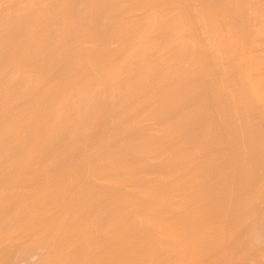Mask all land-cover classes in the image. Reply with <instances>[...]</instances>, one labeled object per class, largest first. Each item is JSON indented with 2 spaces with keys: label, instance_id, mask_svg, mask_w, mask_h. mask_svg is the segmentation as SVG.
<instances>
[{
  "label": "bare ground",
  "instance_id": "6f19581e",
  "mask_svg": "<svg viewBox=\"0 0 264 264\" xmlns=\"http://www.w3.org/2000/svg\"><path fill=\"white\" fill-rule=\"evenodd\" d=\"M7 1V0H6ZM13 0H11V2H12ZM16 1V0H15ZM23 1H25V0H23ZM22 1V2H23ZM31 2V0H26V2ZM39 0H36V1H34L33 2V0H32V2L35 4L36 2H37V5L39 6V4L38 3H41L42 4V2H38ZM41 1V0H40ZM43 1V0H42ZM47 1V2H46ZM52 1H54V2H52ZM51 1V3H50V1L49 0H45V1H43V7H41V4H40V8H38L37 9V11H40L41 10V12L44 10V9H47L48 11H49V9L51 10V11H49L50 13H54V12H52V10L54 9L55 10V8H58V4L60 3V2H62V1H58V0H52ZM77 1V2H76ZM73 0V2H75V3H79V4H75L74 5V3H71L72 1H68L67 0V2H68V5H66V3L67 2H65V4H64V7H65V5H66V8H67V6H69V4L71 3V4H73L75 7L77 6V9L79 10V12L81 11L83 14L81 15V17H83L82 18V20H84V19H87L86 17H88L91 13H90V11H89V13L87 14L86 13V11H88L89 10V8H88V6L90 7H92V8H94V7H96V6H99V5H101L103 2V4H106L105 3V0H102V2H101V0ZM109 1H111V5H110V7L112 6L113 7V5L114 6H116L115 4H117L118 5V3H117V0H116V2L115 3H113L115 0H107L106 2H109ZM136 1H138V0H133V2L131 3V6H132V4L134 3V2H136ZM141 1V0H140ZM139 1V2H140ZM147 1V0H146ZM151 1V0H150ZM154 3H153V5L154 4H156L157 3V0H155L156 1V3H155V1L154 0H152ZM152 1L150 2V3H152ZM170 1H172V0H170ZM170 1L168 2V3H170ZM174 1V0H173ZM172 1V2H173ZM177 1V0H176ZM183 1V0H182ZM187 1H190V0H187ZM186 1V2H187ZM194 1V0H193ZM213 1H215V0H213ZM220 1H222V0H220ZM248 1V0H247ZM2 1L0 0V3H1ZM22 2L21 3H14V4H19V5H21V6H23V4H22ZM46 2V3H45ZM50 4H49V3ZM70 2V3H69ZM100 2H101V4H100ZM118 2H119V0H118ZM129 2V1H128ZM128 2H126V3H128ZM139 2L138 3H136V4H139ZM142 2V1H141ZM144 2V1H143ZM142 2V3H143ZM148 2H149V0L147 1V2H144V7H145V5L146 4H148ZM175 2V1H174ZM180 2V1H179ZM197 2V1H196ZM206 2V1H205ZM209 2V1H208ZM211 2V1H210ZM209 2V3H210ZM219 2V1H218ZM218 2L216 3V5H215V3L214 2H212L213 4H212V6H211V3H210V5L208 6V7H217V8H214L215 10L217 9V11H218V6H217V4H218ZM228 2V1H227ZM231 2H233V0H231ZM237 1L235 0V3H236ZM242 2H244V1H242ZM246 2V1H245ZM244 2V3H245ZM251 2V1H250ZM254 2V1H253ZM4 3V2H3ZM9 3H10V0H9ZM9 3H7V4H9ZM64 3V2H63ZM126 3H124L127 7H128V5L126 4ZM130 3H128V4H130ZM141 3V4H142ZM146 3V4H145ZM149 3V4H150ZM176 3V2H175ZM174 3V4H175ZM198 3V2H197ZM220 3V2H219ZM223 3H225V2H222V4ZM239 3V2H238ZM249 3V2H248ZM12 4H13V2H12ZM14 4L12 5V7H9V10H11L10 8H13V6H14ZM28 4V3H27ZM30 5V8H29V6L28 5H26V3L24 4V5H26L27 7V9L25 8H23V7H25V6H23L22 8L21 7H17V6H19V5H17L16 7H17V9L18 8H20V12H19V10L17 11L16 10V13H15V11H14V8L12 9L13 10V12L12 13H8V11L6 10L5 11V13L7 14L6 16L4 15V17H2L1 15H3V14H5V13H3V11H2V9H1V11L2 12H0V38H1V36H3V34H4V32L5 33H7L6 31L8 30H14L15 32H17V33H20L21 31V27L23 28H26V34H25V32H23V34H24V40L22 41V39L20 40V42L19 41H14V40H19L20 38H21V35H22V32L20 33V34H17V36H19L20 35V38H13L14 40H13V43H12V45H9L10 47L12 46V47H14L15 45H17V44H21L20 45V49H19V51H18V48H19V45H18V47H15V50H16V48H17V50L16 51H18V54L19 55H17V53H15L16 54V56H21V57H23V60L24 61H26L23 65H25L26 63H27V60H28V62H30L31 60L33 61V62H30L31 63V65L33 66L32 67V69L34 70V72L36 71V69H37V71H38V68H39V66L38 65H35V63L37 62V64H38V58L37 57H39L41 54L40 53H38V55H37V52H36V50H39L37 47H39L40 45V36H39V38L37 39V40H33L32 39V41H29V39H31L32 38V36H31V32L33 31H35V30H37V29H35V28H33V30H32V28H30V27H37V26H34L35 25V23L36 22H38L37 20H34V17L33 16H36L35 18L37 19H39V17L41 16L42 17V15L38 12H36V14L34 13L35 11L31 8V6L33 5V4H31V3H29ZM46 4V5H45ZM102 4V5H103ZM113 4V5H112ZM120 4V3H119ZM123 4V3H122ZM121 4V5H122ZM140 4V5H141ZM148 4V5H149ZM159 4H161V2L159 3ZM171 4V3H170ZM179 4H181L182 5V3H179ZM205 4V3H204ZM221 4V3H220ZM240 4V3H239ZM249 4H252V3H249ZM11 5V4H10ZM48 5H50L49 7H47ZM63 5V4H62ZM80 6V8L81 9H79V6ZM107 5V4H106ZM121 5H119V6H121ZM124 5V6H125ZM148 5H146V6H148ZM151 5V4H150ZM149 5V6H150ZM152 5V6H153ZM162 5H164V3L162 4ZM195 4H194V2H193V6H194ZM197 5V4H196ZM224 5V4H223ZM227 5V4H226ZM230 5V4H229ZM233 5V7H234V4H232ZM248 5V4H247ZM1 6H3V4H1ZM4 6H6V5H4ZM34 6V5H33ZM32 6V7H33ZM46 6V7H45ZM104 6V5H103ZM125 6V7H126ZM134 6H136V5H133V7ZM151 6V7H152ZM166 6H168V5H165V8H164V6L162 7V6H160V8H159V10H158V8H157V10L160 12L161 10V8L163 9L164 8V10L166 9ZM173 6V5H172ZM202 5H200V7H201ZM231 6V5H230ZM229 6V7H230ZM236 6H237V3H236ZM264 6V5H263ZM34 7H36V5L34 6ZM33 7V8H34ZM60 7H61V5H60ZM60 7H59V9H60ZM64 7L62 8V10L64 9ZM91 7H90V9H91ZM105 7V6H104ZM107 7V6H106ZM105 7V8H106ZM124 7V8H125ZM126 7V8H127ZM141 7H143L142 5H141ZM143 7V8H144ZM150 7V8H151ZM154 7V6H153ZM152 7V8H153ZM170 7H171V5L168 7L169 9H170ZM178 7H180L179 5H178ZM177 7V8H178ZM184 7V6H183ZM185 7H187V5H185ZM188 7H191V5L190 4H188ZM199 7V8H200ZM203 7H206V6H204L203 5ZM210 7V8H211ZM224 8V6H222L221 5V7L220 8ZM226 7V6H225ZM239 7H240V5H239ZM249 7V6H248ZM254 7H255V5H254ZM6 8V7H5ZM37 8V7H36ZM41 8H44V9H41ZM66 8H65V10H66ZM69 8V7H68ZM88 8V9H87ZM103 8V7H102ZM102 8H100V9H102ZM123 8V9H124ZM126 8H125V10H126ZM128 8H130V6L128 7ZM147 8H149V7H146L144 10L146 11V9ZM174 8H175V6H174ZM182 8V7H181ZM209 8V9H210ZM219 8V10H221ZM237 8H238V6H237ZM16 9V8H15ZM23 9V10H22ZM30 9H32L34 12V14L35 15H32V14H30L31 13V10ZM59 9H56V10H59ZM87 9V10H86ZM99 9V8H98ZM97 9V10H98ZM99 9V10H100ZM108 9H110V10H113L112 8H108ZM114 13H113V15H111L112 14V12L110 11V14L108 13L109 11H107V12H105V15H106V13H108L109 15H107L106 17H108V18H103L102 19V17H101V19L102 20H100L99 18H100V16H103L102 14L100 15V13H103L104 14V12H100V13H98V15H100L99 17L97 16V18L95 19L93 16V20H92V18L91 17H89V19L91 18V21L93 22H95L96 21V23L98 22L97 20H99L100 22H101V28H100V26L99 27H97L98 26V24H97V26L96 27H93V28H100L99 30H98V32H97V34H98V37H101V36H99L100 34H99V31H104L105 29H107L106 27H104V29H103V26H107L108 27V29H107V33H109L108 32V30H109V28H111V27H109V26H111L112 25V20H117L116 22L117 23H115V25L117 24V26H119V24H118V21H122L123 20V18H121V16H123L124 18L125 17H128V16H126L127 15V13L126 12H128V14L129 13H131L130 11L131 10H129V9H127L126 10V12L122 9V6H121V9L120 8H118V9H120L119 10V13L120 14H122L123 12H125V16H124V14L123 15H121L120 16V18H119V13L118 14H116L115 13V11H118V9L117 8H115L114 7ZM117 9V10H116ZM131 9H132V7H131ZM138 9V8H137ZM155 9V8H154ZM168 9V10H169ZM183 9V8H182ZM188 9V8H187ZM186 9V10H187ZM195 8H193V10H194ZM198 9V8H197ZM225 9H227V10H225V11H229L230 9L229 8H225ZM229 9V10H228ZM235 9V8H234ZM242 9H243V6H242ZM256 9V8H255ZM3 10H5V9H3ZM11 10V11H12ZM27 10H30V11H27ZM36 10V9H35ZM46 10V11H47ZM53 10V11H54ZM61 10V9H60ZM65 10H63V11H65ZM98 10V11H99ZM134 10V9H133ZM150 10V9H149ZM156 10V11H157ZM164 10H162V11H164ZM175 10H177V9H174V10H172V11H174V12H176ZM189 10V9H188ZM187 10V11H188ZM192 10V9H191ZM193 10H192V12H188L189 14L190 13H194L193 12ZM202 10V9H201ZM201 10H198V11H201ZM205 10H207V9H205ZM231 10H232V8H231ZM231 10H230V12H231ZM241 10V9H240ZM252 10V9H251ZM254 10V9H253ZM257 10V9H256ZM22 11H24L23 13H22ZM27 11V12H26ZM62 11V12H63ZM72 12V14H70L71 16L72 15H74V16H72L73 18L71 19V18H69V19H71V22L70 21H68L70 24H71V27H73L74 25H75V27L76 28H74V32L73 33H77V29L78 28H80L79 26H81L80 24L82 23H85V20H84V22L82 21L81 22V20H79L78 19V17L80 16V14H79V16L78 17H76L77 16V12H73V10H71ZM123 11V12H122ZM134 11H136V9L134 10ZM143 11V10H142ZM153 11V10H152ZM166 11V10H165ZM182 11V10H181ZM190 11V10H189ZM210 11V10H209ZM209 11H208V13H206V14H210L209 13ZM216 11V12H217ZM225 11H223L222 10V12L224 13ZM242 11H244V10H242ZM241 11V12H242ZM261 11V10H260ZM28 12H30V13H28ZM48 12V13H49ZM67 12V11H66ZM69 12H70V10H69ZM96 12V11H95ZM168 12V11H167ZM170 12V11H169ZM173 12V13H174ZM203 12V11H202ZM220 12V11H219ZM218 12V13H219ZM222 12H220V13H222ZM256 12V11H255ZM258 12V11H257ZM25 13H27V14H25ZM44 13V11L42 12V14ZM49 13V14H50ZM65 13V12H64ZM85 13V14H84ZM137 13H139V12H137ZM154 13V12H153ZM180 14V12H177V14ZM188 13H186V14H184V13H182V14H184V15H188ZM200 13V12H199ZM198 13V14H199ZM214 14H215V11L213 12ZM217 13V14H218ZM233 13V12H232ZM245 14V12H242V14ZM248 13V12H247ZM252 13V12H251ZM27 15V16H25L24 17V15ZM28 14H29V16L30 15H32L31 17V19H29V23L26 21V18L28 19ZM46 14H47V12H46ZM54 14H56V12L54 13ZM58 14V13H57ZM68 14V15H69ZM94 14V13H93ZM132 14V13H131ZM135 14H136V12H135ZM148 14V13H147ZM146 13H145V15H147ZM156 14V13H155ZM160 14V13H159ZM164 13H162L161 14V16L163 15ZM170 14H172V13H169V15ZM175 14V13H174ZM174 14H172L173 16H174ZM195 14H197V13H195ZM197 14V15H198ZM205 14V13H204ZM225 14H228V13H226L225 12ZM234 14H236V9H235V13ZM238 14V13H237ZM244 14H243V16H244ZM261 14V13H260ZM264 14V13H263ZM262 14V15H263ZM23 15V19H22V16ZM62 15V13L60 14V16ZM64 15V14H63ZM86 15V16H85ZM88 15V16H87ZM97 15V14H96ZM118 15V17L117 18H119V19H116L115 17ZM134 15V14H133ZM137 15V14H136ZM141 15H143V14H141ZM144 15V16H145ZM152 14H150V16H151ZM166 15L167 16H169L168 14H165L164 16L166 17ZM171 15V16H172ZM176 15V14H175ZM193 15V14H192ZM213 15V14H212ZM219 15H221V14H219ZM218 15V17H220ZM229 15V14H228ZM227 15V16H228ZM252 15V14H251ZM257 15H258V13H257ZM50 16V15H49ZM54 16V15H53ZM57 16V15H56ZM55 16V17H56ZM59 16V15H58ZM67 16V15H66ZM95 16V15H94ZM114 16V17H113ZM155 16V15H154ZM154 16H151V17H149V18H154ZM163 16V17H164ZM170 16V20L172 21L173 19V17H171ZM178 16V15H177ZM181 16V15H180ZM190 16V15H189ZM200 16V15H199ZM202 16H203V14H202ZM211 16V15H210ZM209 16V17H210ZM216 16V15H215ZM256 16V15H255ZM21 17V18H20ZM44 17V16H43ZM46 17V16H45ZM65 17V16H64ZM63 17V18H64ZM75 17V18H74ZM81 17H79V18H81ZM160 16H158V18H159ZM162 17V18H163ZM175 17V19H174V21L176 22H178L179 20V22H182V21H184V20H182V19H179V20H176L177 18H176V16H174ZM179 17V16H178ZM191 17V16H190ZM230 17V16H229ZM229 17H226L225 16V19H224V16H223V18H222V16L220 17V18H222L223 20H224V22L226 23V25H229V24H227V20H228V23H229ZM240 17V16H239ZM245 17V16H244ZM243 17V18H244ZM256 17H260L259 15L258 16H256ZM255 17V18H256ZM264 17V16H263ZM262 17V18H263ZM47 18H48V16H47ZM63 18H62V20L61 21H63L64 22V20H63ZM67 18V17H66ZM110 18V20H111V24L110 23H108L107 24V21L108 20H106L105 21V19H109ZM112 18H115V19H112ZM135 18H137V17H135ZM145 18H148V17H145ZM148 18V19H149ZM156 18H157V15H156ZM158 18L157 19H153L152 21H155V22H152V23H154L153 25H154V27L156 26V24H157V21L156 20H158ZM161 18V19H162ZM182 18H183V16H182ZM186 18H188V17H186ZM185 18V19H186ZM200 18V17H199ZM203 18V17H202ZM205 18V17H204ZM203 18V20H205ZM206 18H207V15H206ZM212 18V17H211ZM226 18H228V19H226ZM237 18V17H236ZM249 18V17H248ZM254 18V17H253ZM35 21L34 23H32L33 22V20ZM46 19V18H45ZM57 18H55V20H56ZM60 19H61V17H60ZM68 19V20H69ZM129 20L127 21L126 20V22H128L129 23V26L127 27V28H129L130 26L131 27H134L135 29L134 30H136V28H137V30H138V34H140L141 33V31H142V33H143V30H145L144 31V35L143 34H141V35H143V39H144V37H146V36H149L148 38L149 39H146L145 38V40H147V42L150 40V39H152V38H150V36L152 37V35H155L156 33H154L155 31L153 30L154 29V27L153 26H151L150 25V22L149 21H147L148 23H149V25L152 27V30H153V32L151 31V30H149L151 27H149V25H145V28L146 27H148L149 29H147V31L148 32H152V34H151V32L150 33H148V32H146V29L145 28H143V26L141 27V22H139L138 21V19H137V21L140 23H137V24H139V25H137L138 27H136V26H134V25H136V22L137 21H135L134 20V22H135V24H134V22H132V24H133V26L131 25V22H129V21H131L132 19H130V17L128 18ZM140 19H141V17H140ZM144 19V18H143ZM148 19H145L144 21H142L143 23L146 21V20H148ZM169 19V18H168ZM168 19H166V18H163L162 20L163 21H165V23H166V20H167V22H170ZM190 20H191V18H189ZM209 19V18H208ZM251 19V18H250ZM258 19H260V18H258ZM257 19V20H258ZM264 19V18H263ZM32 20V22H30ZM40 20H42V18H40ZM46 20H48V19H46ZM109 20V21H110ZM151 20V19H150ZM160 20V19H159ZM161 20V21H162ZM182 20V21H181ZM198 22H199V20L198 19H196ZM202 20V21H203ZM219 20H221V19H219ZM226 20V21H225ZM240 20V19H239ZM242 20H244V19H242ZM256 20V21H257ZM261 20V19H260ZM43 21V20H42ZM50 21V20H49ZM49 21H47V22H49ZM52 21V20H51ZM54 21V20H53ZM66 21V20H65ZM78 21H80V22H78ZM103 21L104 22H106L105 24H107V25H103L102 26V23H103ZM124 21V20H123ZM208 21V20H207ZM214 21H215V18H214ZM218 21V20H217ZM251 21V20H250ZM249 21V22H250ZM255 21V20H254ZM27 24H26V23ZM46 22V21H45ZM46 22V23H47ZM55 22H57V23H59V25H61L60 24V20L58 21V20H56ZM62 22V23H63ZM90 22V21H89ZM93 22V23H94ZM99 22V23H100ZM146 22V23H147ZM159 22L160 21H158V24H159ZM175 22H174V24H175ZM209 22V21H208ZM207 22V23H208ZM212 23H213V20L211 21ZM219 22V21H218ZM220 22H222V21H220ZM224 22H222V26H223V23ZM232 22V21H231ZM230 22V23H231ZM235 22V24H236V22L237 21H234ZM240 22H241V20H240ZM259 22V21H258ZM26 25H25V24ZM45 23V25H47ZM57 23H55V25L57 26ZM80 23V24H79ZM88 23V22H87ZM147 23V24H148ZM151 23V24H152ZM160 23H163V22H160ZM164 23V24H165ZM172 23V22H171ZM182 23H184V22H182ZM185 23H187V22H185ZM184 23V24H185ZM200 23V22H199ZM251 23H253V20H252V22ZM29 24H31V25H29ZM40 24V23H39ZM50 24H51V22H50ZM66 24H68V23H66ZM78 24H79V26H78ZM104 24V23H103ZM168 23H166L164 26L166 27V25H167ZM177 24V23H176ZM175 24V25H176ZM201 24H203L204 26L206 25V22H204V23H200V25ZM209 24V23H208ZM215 24V23H214ZM219 24H221V23H219ZM234 24V25H235ZM258 24V23H257ZM264 24V23H263ZM33 25V26H32ZM53 25H54V23H53ZM53 25H52V27H53ZM63 25V24H62ZM73 25V26H72ZM84 25V24H83ZM82 25V27H84ZM85 25H86V23H85ZM90 24L88 23V27H91L92 25H94L95 26V23L94 24H92V25H90ZM114 25V26H115ZM125 25L127 26V23H125V21L123 22V24H122V22L120 23V26H124L125 27ZM169 25H171V24H169ZM187 25V24H186ZM202 25V27L200 26L199 28H204V26ZM225 25V24H224ZM232 25H233V23H232ZM230 26L229 25V27H233V28H235L234 27V25L233 26ZM238 25V24H237ZM237 25H236V27H237ZM41 26H43V25H41ZM64 26H65V24L63 25V27H61V26H59V29H61V28H63V31H62V29H61V32H63L64 33V31H65V28H64ZM114 26L112 25V29H115L114 28ZM158 26V25H157ZM162 26H163V24H162ZM168 26V25H167ZM178 26H180V25H178ZM182 26V25H181ZM180 26V27H181ZM188 26H189V24H188ZM196 26V25H195ZM208 26V25H207ZM221 26V25H220ZM243 26H244V24H243ZM263 25H261V27H262ZM40 27V26H39ZM48 27H51V26H48ZM71 27L69 28L70 29V31H72L71 30ZM86 27V26H85ZM84 27V28H85ZM88 27H86L87 28V30L89 29ZM116 27V26H115ZM124 27H120L119 29H118V27H117V29L118 30H120V29H123ZM139 27H141L142 28V30L139 28ZM174 27V26H173ZM183 27H185V26H183ZM211 27V26H210ZM214 27H216V26H214ZM213 27V28H214ZM223 27H226L225 29L227 30V26H223ZM8 28V29H7ZM19 28H20V30H19ZM30 28V29H29ZM42 28V27H41ZM54 28H56V27H54ZM53 28V29H54ZM67 28V27H66ZM159 28V27H158ZM168 28V27H167ZM166 28V29H167ZM171 28V27H170ZM169 28V29H170ZM190 29L192 28V27H189ZM188 28V29H189ZM195 28H197V27H195ZM206 28H208V27H206ZM212 28V29H213ZM239 28V27H238ZM248 28V27H247ZM263 28V27H262ZM7 29V30H6ZM28 29V30H27ZM35 29V30H34ZM57 29V28H56ZM58 29V30H59ZM81 29V28H80ZM83 29V28H82ZM103 29V30H102ZM112 29H110V33H111V30ZM116 29V30H117ZM126 29V28H125ZM132 29V28H131ZM156 29H157V27H156ZM155 29V30H156ZM163 30V27L162 28H160L159 30ZM166 29L164 30V31H162V32H165L166 31ZM184 29H187L186 27L184 28ZM183 28H182V30L180 29H178V33H179V31H180V33L179 34H181V35H183L184 33H182V32H184V31H186V30H184ZM205 29V28H204ZM211 29V30H212ZM241 29V28H240ZM24 30V29H23ZM48 30H50L49 28H48ZM47 30V31H48ZM68 30V29H67ZM84 30H86V29H84ZM94 30H96V29H94ZM118 30L117 31H115V30H113V31H115V33H114V35L118 32ZM134 30H130L129 29V31L130 32H133V34H135L134 33ZM141 30V31H140ZM158 30V31H159ZM219 30H222L221 28L219 29ZM228 30H230V29H228ZM233 30V29H232ZM235 30V29H234ZM233 30V31H234ZM242 30H243V28H242ZM13 31V32H14ZM42 31V30H41ZM52 31V30H51ZM56 31V30H55ZM60 31V30H59ZM92 31V30H91ZM90 31V32H91ZM121 31V30H120ZM118 32V33H121V32ZM122 31H124V29L122 30ZM125 31H127V30H125ZM128 31V32H129ZM158 31H156V32H158ZM169 31H173V30H169ZM191 31H193V28L191 29ZM199 31V30H198ZM202 30H200L199 32H201ZM203 31H205V30H203ZM206 31H207V29H206ZM206 31H205V33H206ZM218 31V30H217ZM225 30H223V32H224ZM236 31H237V29H236ZM244 31H245V29H244ZM39 32V28H38V31H37V33ZM49 32V31H48ZM66 32V31H65ZM80 32V31H79ZM100 32V33H101ZM190 31H188V33H189ZM196 32V31H195ZM195 32H193V33H195ZM199 32H198V35H199ZM213 32H214V30H213ZM219 32V31H218ZM222 32V34H221V32H220V34H221V36L222 35H224V33ZM228 32V31H227ZM240 33L242 32L241 30L239 31ZM238 32V33H239ZM254 32H256L255 30H254ZM261 32V31H260ZM260 32H258V33H260ZM9 33V32H8ZM27 33H28V35H29V33H31L30 35H29V37H31V38H29V37H27V39H28V41L29 42H26L25 40V35H27ZM35 33H36V31H35ZM46 33V32H45ZM53 33V31L52 32H50V36H49V34L47 33V34H45L44 35V33L42 34L43 35V38H41L42 40H46L45 38H48V37H51L52 36V38H49V39H52L53 40V43H55V44H57V41L56 40H54L53 39V37H55L54 36V34H52ZM67 33V32H66ZM81 33H82V31H81ZM92 33V32H91ZM93 33H94V31H93ZM92 33V34H93ZM103 33V34H102ZM101 33V35H104V33L106 34V30L104 31V32H102ZM110 33H109V35H110ZM127 33V32H126ZM126 33H124V34H126ZM147 33V34H146ZM167 33V32H166ZM174 33H175V31H174ZM174 33H172V35L174 34ZM186 33H187V31H186ZM232 31L230 30L229 31V34H227L226 33V35H228V36H230V39L229 40H232V38H233V40L235 39V36H237V35H239V34H233V33H235V31L232 33ZM243 33V32H242ZM258 33L257 34H255V36L253 35V38L254 37H256V35H258ZM263 33V32H262ZM12 33L10 32V34L9 35H11ZM40 34V33H39ZM72 34V33H71ZM74 34V37L76 36ZM88 34V33H87ZM95 34H96V31H95ZM97 34L96 35H94V37L93 38H95L96 36H97ZM113 34V33H112ZM112 34L110 35V37L112 36ZM122 34V33H121ZM121 34H119V37H120V35ZM158 35H159V33H157ZM164 35H166L165 33H163ZM163 34H161V35H163ZM168 34H170L169 32H168ZM167 34V35H168ZM176 34H177V32H176ZM176 34H174L175 36H177ZM190 34H192V32H190ZM190 34H187V36L189 35L190 36ZM196 34V33H195ZM203 34V33H202ZM201 34V35H202ZM209 34V33H208ZM218 34V33H217ZM217 34H215L216 36H217ZM231 34V35H230ZM244 34V33H243ZM7 35V34H6ZM6 35H4V38L6 39L7 38V36ZM15 35H16V33H15ZM27 35V36H28ZM33 35V34H32ZM48 35V36H47ZM58 35H60V34H58ZM64 35H65V33H64ZM68 35H70L69 33H68ZM73 35V34H72ZM78 35H80V33L78 34ZM108 35V34H107ZM127 35V34H126ZM129 35V34H128ZM131 35V34H130ZM171 35V36H172ZM173 35V36H174ZM180 35V36H181ZM235 35V36H234ZM241 35V34H240ZM245 35V34H244ZM260 35V34H259ZM6 36V37H5ZM47 36V37H46ZM60 36H62V35H60ZM59 36V38L61 39V37ZM71 36V35H70ZM81 36V35H80ZM83 36V35H82ZM105 36V35H104ZM104 36H102L101 38H97L96 37V41H100V39L103 41V39L102 38H105ZM117 36V35H116ZM115 36V37H116ZM169 36V35H168ZM168 36H166L167 38H168ZM170 36V37H171ZM175 36H174V38H175ZM209 36V38H210V35H208ZM220 36V35H219ZM231 36H233L232 38H231ZM246 36V35H245ZM262 36V35H261ZM16 37V36H15ZM22 37V38H23ZM34 37V36H33ZM36 37V36H35ZM64 37V36H63ZM74 37H72L71 36V38H69V36H68V38L70 39V41L68 42V44H70V45H73V44H71L70 42H73L74 40H75V38ZM109 37V38H110ZM118 37V36H117ZM119 37H118V39H119ZM123 37V35L121 36V38ZM126 38H127V36H125ZM131 37V36H130ZM133 37V36H132ZM131 37V38H132ZM136 37H137V35H136ZM154 37H156V36H154ZM165 37V36H164ZM164 37H163V39H164ZM178 37H179V35H178ZM178 37H176V38H178ZM182 37V36H181ZM180 37V38H181ZM191 37V36H190ZM189 37V38H190ZM195 37V36H194ZM196 37H197V34H196ZM203 37V36H202ZM201 37V38H202ZM204 37H206V38H208L206 35L204 36ZM213 37V36H212ZM211 37V38H212ZM215 37V36H214ZM213 37V38H214ZM224 37V36H223ZM227 37V36H226ZM242 37V36H241ZM67 38V37H66ZM81 38V37H80ZM84 38H85V35H84ZM87 38V37H86ZM113 38V37H112ZM157 38H158V36H157ZM161 37H159V39H160ZM167 38H166V40L165 41H168L169 42V40H167ZM179 38V39H180ZM199 38H200V35H199ZM205 38V40H207ZM208 38V39H209ZM225 38V37H224ZM236 38H239V37H236ZM257 38H260V36L259 37H257ZM2 40H3V37L1 38ZM10 39H11V36H10ZM10 39H6V41H9ZM58 39V38H57ZM63 39H65V38H63ZM62 39V40H63ZM82 39H83V37H82ZM106 39H108L107 37H106ZM106 39H104V41L106 40ZM111 39V38H110ZM123 39V38H122ZM125 39V38H124ZM124 39H123V41H124ZM130 39V38H129ZM154 39V38H153ZM162 39V40H163ZM181 39H183V38H181ZM215 39V38H214ZM2 40H1V42H0V44L2 43ZM12 40V39H11ZM11 40L9 41V42H11ZM48 40V39H47ZM52 40H50L51 41V43H52ZM62 40H60V42L62 41ZM66 40H68V39H66ZM72 40V41H71ZM81 40V39H80ZM90 41V40H92V37H91V34H90V37L89 38H87V40L86 41ZM139 41H140V39H138ZM138 40H137V42H136V46H138L140 43L138 42ZM141 40H142V38H141ZM173 39H172V37H171V46H173L174 48H175V46H174V44L176 43H172V42H174V41H172ZM175 41L176 40H178V39H174ZM183 40H186V38L185 39H183ZM193 40H195V39H193V37H192V41ZM200 41H201V39H199ZM211 39H209V41H210ZM222 40V39H221ZM221 40H219V41H221ZM236 40V39H235ZM240 40H241V38H240ZM253 40V42L256 40H254V39H252ZM251 40V41H252ZM3 41H5V40H3ZM49 41V40H48ZM55 41V42H54ZM59 41V40H58ZM79 40H78V38H77V41L75 40L74 42H78ZM93 41H95V40H93ZM96 41H95V43H96ZM102 41H100V43H101V45L103 44V42ZM106 41H108V40H106ZM111 41H113L112 39H111ZM120 42H121V40H119ZM151 41H153V40H150L149 41V44H150V42ZM165 41H163L164 43H165ZM187 42H189V41H191V40H186ZM196 41H198V40H195L194 42L196 43ZM199 41V42H200ZM211 41H213V40H211ZM210 41V42H211ZM216 41V40H215ZM215 41H213L214 42V44H215ZM32 42V43H31ZM43 42V41H42ZM45 42V44H46V42L47 41H44ZM80 42V41H79ZM91 42V41H90ZM141 42V41H140ZM154 42H156L157 44H156V47H157V45H158V42H159V44H161L160 42L161 41H154ZM178 42V41H177ZM181 42V41H180ZM213 42H212V44H213ZM227 41H225V43H226ZM257 41H255V43H256ZM5 43V42H4ZM7 43V42H6ZM28 43H30V44H28ZM47 43H50V42H47ZM63 43V42H62ZM76 43H74V46L76 45ZM85 43H88L87 45H89L90 43L89 42H85ZM84 43V44H85ZM100 43L98 42V44H99V46L102 48V46L100 45ZM143 43V40H142V42H141V44ZM146 43V42H145ZM179 43V42H178ZM191 43V42H190ZM203 43V42H202ZM204 43H205V41H204ZM207 43H209L208 41H207ZM220 43V42H219ZM227 43H229L226 47L227 48H229L228 46L229 45H234L235 43H234V41H228ZM226 43V44H227ZM231 43H234V44H231ZM8 44V43H7ZM10 44V43H9ZM34 45L35 44V46H34V49H32V50H34L33 52H31V53H29L30 51H31V49H30V46L31 45ZM44 44V43H43ZM59 44H61V43H59ZM58 44V45H59ZM65 44V43H64ZM64 44H62V45H64ZM79 44V43H78ZM93 44H94V42H93ZM107 44V43H106ZM112 44V43H111ZM115 44H116V42H115ZM115 44H113V45H115ZM122 44V43H121ZM138 44V45H137ZM141 44H140V46L139 47H134L133 49H136V50H134V51H137V49L138 48H140L139 50V52H141L142 51V49H143V45H142V48H141ZM149 44H146V45H149ZM168 44V46H169V43H167ZM173 44V45H172ZM181 44V43H180ZM186 44V48H187V43H185ZM192 44V43H191ZM190 44V45H191ZM197 44V43H196ZM199 44H201V42L199 43ZM213 44V45H214ZM221 44V43H220ZM225 44V45H226ZM237 44L238 45H240L239 44V41H237ZM242 44V43H241ZM260 44H261V42H260ZM2 45H4V44H2ZM1 45V46H2ZM6 45V44H5ZM30 45V46H29ZM32 45V46H33ZM82 45V44H81ZM86 45V44H85ZM90 45H92V44H90ZM96 44H94V46L93 47H97V45L95 46ZM109 45V44H108ZM108 45H107V48H108ZM116 45H120L119 43H117ZM126 45V44H125ZM124 44H123V47H120V48H123L122 49V51H119V46H117L118 47V49L117 48H111L110 50L111 51H109V49L106 51V45L104 46V50H103V48H102V55L104 56H102V57H100V49H98V48H94L95 50H96V53L94 52L95 50L94 49H92V46H91V48L89 49L88 47V49L89 50H87V52L88 51H93L94 53H95V56L96 55H98L100 58H101V61H103V60H105L106 59V56H107V58L110 56V58H111V56H114V58L115 59H117L115 56H117L118 57V55L119 54H121L120 55V57L119 58H121V56H122V54L125 52V48H124V46H125ZM153 45V44H152ZM166 45V44H165ZM182 45H183V47H182ZM193 46H194V44H192ZM209 45H211L210 43L207 45V46H209ZM213 45L211 46V47H209V48H216V46H217V49H219L220 50V52L222 53V50L223 51H226L227 52V48L225 47L224 49H223V47H224V41H223V45H222V49H220L221 48V45H220V47L218 48V44L215 46L214 45V47H213ZM245 45V44H244ZM255 45V44H254ZM8 46V47H9ZM43 46V45H42ZM47 46V45H46ZM52 46H55V45H53L52 44ZM61 46V45H60ZM80 46V45H79ZM98 46V47H99ZM122 46V45H121ZM135 46V45H134ZM155 46V45H154ZM161 46V45H160ZM159 46V47H160ZM163 46V45H162ZM167 46V45H166ZM170 46V47H171ZM178 46H179V44H178ZM177 46V47H178ZM193 46H188V48L189 49H186L187 51L188 50H191V48L193 49ZM202 46V45H201ZM207 46H204L205 47V49H207ZM241 46V48H242V46L243 45H240ZM256 46V45H255ZM257 46H258V44H257ZM260 46V45H259ZM262 46V45H261ZM4 47V46H3ZM45 47V46H44ZM62 47V46H61ZM80 47H83V46H80ZM86 47V46H85ZM112 47V46H111ZM114 47V46H113ZM125 47H127L128 48V46H125ZM195 48H194V52H193V50H192V52L193 53H196V57H192V58H194L193 60H196L197 61V59L199 60V59H201L202 61L203 60H206V59H204V58H206V56H207V58L209 57V56H211V57H213V58H216L215 56H217V53L219 52V50H215V49H213V50H211V49H209V51H206L205 49H204V47H203V49L202 48H199L197 45H195L194 46ZM198 47V49H196ZM234 47V46H233ZM236 47V46H235ZM246 47H247V45H246ZM263 47H264V45H263ZM6 48V47H5ZM37 48V49H36ZM77 49H78V47H76ZM163 48H165L164 46H163ZM163 48H162V55L161 56H163V53L164 52H166L167 50L166 49H164L163 50ZM167 48V47H166ZM182 48V50H180V49ZM179 50L182 52L183 51V48H184V43L183 44H181V47L179 46ZM231 48L232 47H230V49L229 50H231ZM240 47H239V49H241ZM252 48H253V46H252ZM1 49V48H0ZM10 49V48H9ZM55 49V48H54ZM60 49V48H59ZM58 48H57V50H59ZM65 49V48H64ZM68 49V48H67ZM82 49V48H81ZM84 49V48H83ZM82 49V50H83ZM92 49V50H91ZM148 49H149V47H148ZM147 49V46L143 49V51L141 52L145 57H146V55L145 54H147V53H145V51L147 52V51H149ZM153 49V48H152ZM151 49V50H152ZM157 49V48H156ZM170 49H172V47L170 48ZM176 49V48H175ZM236 49L239 51V52H241V53H243L242 51H240L239 49H238V47L237 48H235L234 49V51H236ZM8 50V49H7ZM69 50V49H68ZM73 50H74V48H73ZM124 50V51H123ZM160 50V49H159ZM166 50V51H165ZM173 50V49H172ZM179 50H175L176 52L178 51L179 52ZM243 50H244V52L246 51V49H245V47H243ZM2 51H4L3 49L2 50H0V53H2ZM6 51V50H5ZM56 52V51H54L53 49L51 50V55H52V53L53 52ZM61 51V50H60ZM77 51V50H76ZM81 51V50H80ZM79 51V52H80ZM105 51V54L103 53ZM109 51V52H108ZM132 51V50H131ZM156 51V50H155ZM170 51V50H169ZM233 50H231V52H232ZM237 51V52H238ZM13 52H14V50H13ZM64 52V51H63ZM65 52H67V51H65ZM64 52V53H65ZM74 52V51H73ZM78 52V51H77ZM81 52H83V51H81ZM93 52H91L90 54H89V52L87 53V54H89L90 56L89 57H93L94 56V54H93ZM122 52V53H121ZM144 52V53H143ZM161 52H159L158 51V53L160 54ZM172 52V51H171ZM178 52L176 53V54H178ZM192 52L190 53V55H189V53H188V58L190 59V57H191V54H192ZM226 52L225 53H223V56H225V55H227L226 54ZM230 52V51H229ZM229 53L230 55H234V54H232V53ZM4 53V52H3ZM3 53H2V55H3ZM12 53V52H11ZM43 53H44V51H43ZM50 53V52H49ZM68 53V52H67ZM70 55H71V50H70ZM75 53V55L77 54L76 52H74ZM136 53V52H135ZM148 53H150L151 54V52L149 51ZM155 53V52H154ZM158 53H156L158 56H160ZM186 53V52H185ZM208 53H210L209 54V56H208ZM250 53V52H249ZM6 54V53H5ZM33 54V55H32ZM35 54L37 55V57L35 56ZM62 55H63V53H61ZM61 54H60V57H61ZM82 54V53H81ZM80 53H79V55H81ZM85 54V53H84ZM93 54V55H92ZM100 54V55H99ZM107 54V55H106ZM118 54V55H117ZM169 54V53H168ZM172 54H175V52L174 53H172ZM175 54V55H176ZM183 54V53H182ZM216 54V55H215ZM240 54V53H239ZM8 55H14L13 53L12 54H8ZM7 55V56H8ZM49 55V54H48ZM56 55V53L55 54H53V56H55ZM59 55V54H58ZM69 55V54H68ZM67 54H66V60L67 61H69L70 62V60H68L67 58L68 57H70V56H68ZM75 55H74V57H75ZM78 55V56H79ZM83 55V54H82ZM128 55H130V53L128 54ZM128 55H126L127 57L126 58H128ZM133 55V54H132ZM132 55H131V57H132ZM135 55V54H134ZM138 55H139V53H138ZM180 55L181 54H178V56L180 57ZM186 55V54H185ZM195 55V54H194ZM218 55H220V54H218ZM222 55V54H221ZM221 55L219 56V57H217L218 59H222V57H221ZM244 55V54H243ZM6 58H3V61H4V59H5V61L3 62L2 61V59L0 60V63L2 62L3 63V65H4V63L5 62H7L8 61V65L11 67V65L12 64H10V61L9 60H7V56L6 55H4ZM15 56V57H16ZM44 57H45V55H43ZM53 56H49L51 59H52V57ZM88 56V55H87ZM94 56V57H95ZM97 56V57H98ZM124 56V55H123ZM142 56V55H141ZM140 56V59L142 58V59H144L145 57L144 56H142L141 57ZM151 57H149L148 55H147V57H149V59H151L152 58V55H150ZM154 56H155V54H154ZM161 56H160V58L159 59H162L161 58ZM167 56V55H166ZM178 56H174L176 59H177V57ZM182 56V55H181ZM190 56V57H189ZM230 57L229 59H231V58H233V57H235V55L233 56V57ZM14 56H11L9 59H11V58H15ZM40 57H42V55L40 56ZM44 57L43 58H40V60H42V64H44V67L45 66H52V68H50L49 69V67H45V70H47V68H48V70H47V72L46 73H48L47 74V77H48V82H51V83H54V84H58L59 86H60V84H59V82L61 83V85H63L62 84V82L63 81H61L60 79V77H58V76H61L62 77V75L64 74H61V70L60 69H58V68H66V67H62V65H63V62L65 61V59H64V61L63 62H58V60L56 59V61L59 63L58 65H59V67H58V65H57V62L55 61V59L53 58V64H52V62H48V60L45 58L44 59ZM47 57V56H46ZM77 57V56H76ZM130 57V56H129ZM130 57V59H132V58H136L135 56H133L132 58ZM139 57V56H138ZM144 57V58H143ZM147 57L144 59V60H146L147 59ZM171 57H172V55H171ZM171 57H169V59L171 58ZM178 57V58H179ZM183 57V56H182ZM182 57H180V58H182ZM203 57V58H202ZM229 57V56H228ZM236 57H237V54H236ZM248 57V56H247ZM250 57V56H249ZM263 57V56H262ZM262 57H261V59H262ZM0 58H2L1 57V55H0ZM33 58V59H32ZM49 58V59H50ZM85 58H86V56H85ZM88 58V57H87ZM102 58H105V59H102ZM118 58V59H119ZM155 58V57H154ZM173 58V57H172ZM180 58H179V61H178V59H177V61H178V64H177V66L179 65V63H182V61H180ZM185 58H186V56H185ZM196 58V59H195ZM216 58V59H217ZM224 58V57H223ZM238 58V57H237ZM239 58H241V57H239ZM245 58V57H244ZM253 58V57H252ZM20 59H22V58H20ZM19 59V60H20ZM31 59V60H30ZM36 59H38L37 61H36ZM44 59V60H43ZM62 59H63V56H62V58L60 59L59 58V61H62ZM71 59H72V57H71ZM75 59V58H74ZM74 59L72 60L73 62H75L76 63V65H75V63H73L72 65L73 66H75V67H72V65L71 66H69L70 65V63L69 62H67L66 64L69 66V71H67L66 69V71L65 72H70L69 74H67V77L69 78V76L70 75H72V73H71V70H74L75 71V68L77 69V67H79V66H81V68L79 67V69H81V70H83L82 68H84V73H82V74H87V77L88 78H86V80H85V78H84V80L86 81V82H88L87 84L88 85H84V83H83V85H81L82 87L80 88V86L79 87H76L77 86V84L75 83V82H77V81H75L74 82V77L72 78V76H71V78L70 79H72V83L74 82V85H76L75 87H76V89L78 88L79 89V91H78V93L77 94H74V93H76L73 89H72V92L71 91H69V95L71 96V94L73 93V95H75L76 96V99L78 98V100H81L80 102L81 103H85V105L87 104L88 106L90 105V107H92L91 109H93L94 108V106L96 105V104H98L99 103V101H103V99L101 100L100 99V96H98V93H99V95H100V91H99V89H101L100 87H101V83H102V81L104 82V80H102L101 81V83L99 84V82H100V79H101V77H100V79H99V77H98V79H96V77L95 78H93L92 77V74L91 73H95V72H98V71H100L101 72V70L102 69H105V68H100L99 70H98V67H96L95 69H97V70H95L94 72H92V71H90L91 70V68H92V66H91V68L89 69V67L88 66H85L86 68H88L89 69V73L88 72H86L87 71V69L82 65L83 63V61L81 62L82 64L80 65V64H78V60H75L74 61ZM78 59V58H77ZM90 59V61H92L93 59H96V57L95 58H93V59H91V58H89ZM99 59V58H98ZM109 59V58H108ZM112 59H113V57H112ZM112 59H109V61L111 60V61H114V59L112 60ZM117 59V60H118ZM130 59H128L129 60V62L131 61L132 62V60H130ZM156 59H157V57H156ZM165 59H168L167 57L165 58ZM176 59H174V61L175 62H177L176 61ZM183 59V58H182ZM181 59V60H182ZM188 59V60H189ZM210 59L211 58H209V61H210ZM217 59V60H218ZM229 59L228 60H226V58H225V60H226V62L227 63H229ZM246 59V58H245ZM249 59H251V58H249ZM248 59V60H249ZM47 61L48 63H49V65H47V62H44V61ZM79 60H82V59H79ZM88 60V59H87ZM87 60L86 61H84V62H86L87 63ZM97 60V59H96ZM96 60H94V61H96ZM100 60V59H99ZM143 60V61H144ZM158 60V59H157ZM156 60V66H158L157 65V63L158 64H160L159 62H161L160 60H159V62ZM185 61H186V59H184ZM183 60V61H184ZM188 60H187V62H188ZM191 60V59H190ZM193 60H192V62H193ZM208 60V59H207ZM206 60V61H207ZM217 60H215L218 64H216V66L218 65V68L221 66V65H224L225 63V60L224 59H222V61H223V63L222 64H220V61H217ZM235 60V59H234ZM241 60V59H240ZM243 60V59H242ZM17 61V60H16ZM89 61V60H88ZM106 61H108V60H105L103 63H105L104 65H106V66H104V67H107L109 64H107V63H109V61L108 62H106ZM124 61H126V60H124ZM124 61H122V65H120L121 64V62H120V64H119V66H123L122 68H124V66L128 63H126V64H123V62ZM135 61V59H133V62ZM136 61H140L139 63H141V61L142 60H137V58H136ZM143 61H142V63H143ZM150 61V60H149ZM152 61V60H151ZM165 61H167V60H165ZM169 61V60H168ZM173 61V60H172ZM213 61V60H212ZM214 61V62H215ZM233 61V60H232ZM252 61V60H251ZM19 62H22V61H19ZM41 62V61H40ZM39 62V63H40ZM54 62L56 63L55 65H57V67L56 66H54ZM66 62V61H65ZM93 62V61H92ZM97 62V61H96ZM115 62H117V61H115ZM130 62V63H131ZM132 62V64H130L131 66H130V69H132V67H133V63ZM163 62V61H162ZM161 62V63H162ZM171 62V61H170ZM187 62L185 63L186 64V66H187ZM215 62V63H216ZM231 62V61H230ZM235 62H236V60H235ZM239 62V61H238ZM247 62V61H246ZM260 62V61H259ZM11 63H13V62H11ZM23 63V62H22ZM21 63V64H22ZM62 63V64H61ZM80 63V62H79ZM118 63V62H117ZM139 63H135V64H139ZM146 63V62H145ZM144 63V66L146 65ZM166 63V62H165ZM173 63V62H172ZM191 63V62H190ZM194 63V62H193ZM204 63V62H203ZM206 63V62H205ZM226 63V64H227ZM237 63V62H236ZM242 63H245V62H243L242 61ZM252 63V62H251ZM29 64V63H28ZM35 66H34V65ZM61 64V65H60ZM66 64H64V65H66ZM78 64V65H77ZM85 64V63H84ZM93 64H95V62L93 63ZM92 64V65H93ZM98 64V63H97ZM97 64H95V65H97ZM100 64H101V62H100ZM99 64V65H100ZM110 64H112V62L110 63ZM114 64V63H113ZM129 64V63H128ZM149 64H150V62H149ZM153 64H155L154 62L153 63H151V66H153V68H154V65ZM169 64V63H168ZM183 64H184V62H183ZM183 64H182V66H183ZM197 64V63H196ZM202 64V63H201ZM210 64H211V62H210ZM220 64V65H219ZM249 64H250V60H249ZM253 64V63H252ZM19 65V64H18ZM23 65H22V67H23ZM30 65V64H29ZM29 65L27 66V64H26V66H27V68L29 67ZM89 65V64H88ZM115 65V64H114ZM114 65H113V67H114ZM163 65V64H162ZM167 65V64H166ZM194 65V64H193ZM205 64H203V66H204ZM208 65V64H207ZM213 65V64H212ZM215 65V64H214ZM232 65V68H235V66H236V64L235 65H233V64H231ZM230 65V66H231ZM237 65H238V63H237ZM242 65V64H241ZM244 65V64H243ZM5 66H6V63H5V65H4V67L3 68H5ZM9 66H6V68L7 69H9L10 67ZM56 67L57 68V71L58 70H60V72L58 73V74H61V75H58L56 72V74L58 75H54L53 74V71H51V69H54V67ZM118 66V65H117ZM117 66H116V68H117ZM129 66V65H128ZM127 66V67H128ZM141 66V65H140ZM148 65H146V67H147ZM151 66H149V67H151ZM155 66V67H156ZM176 66V67H177ZM188 66H190V64L188 65ZM192 66V65H191ZM199 66V69H200V65H198ZM198 66H194V67H197L198 68ZM206 66V65H205ZM209 66H211V65H209ZM226 66V65H225ZM229 66V67H230ZM234 66V67H233ZM250 66H251V64H250ZM256 66V65H255ZM261 66V65H260ZM17 68L16 67V65H14L13 66V69H10L11 70V72H13L14 70H15V68ZM40 67H42L41 65H40ZM43 67V68H44ZM70 67H72V69H70ZM100 67H103L102 66V64H101V66ZM110 67V66H109ZM109 67H108V69H109ZM112 66L110 67V69L109 70H111V72H110V75L109 76H116V68H113ZM126 67V66H125ZM134 67H136V65H134ZM148 67V68H149ZM172 67V66H171ZM174 67H175V64H174ZM175 67V68H176ZM193 67V68H194ZM222 67L223 66H221V69H222ZM240 67V66H239ZM243 67V66H242ZM252 67H253V65H252ZM0 68H2V65H1V67ZM3 68H2V71H3ZM4 69V71L3 72H5L6 73V76L4 77V75H5V73H2V72H0V74L2 75V74H4L3 76H2V78L4 77V81H5V79L7 78V74L9 73V71L7 72V69ZM21 68V67H20ZM19 68V70H22L23 71V68H21L20 69ZM30 68V67H29ZM141 68V67H140ZM148 68H143L142 69V71L141 70H139V68H138V70L139 71H141L140 73L142 74H138V70H135V71H138L136 74H137V78H136V76L135 77H133V78H131V80H130V78H129V76L128 75H130L131 76V74H133V72H131L132 70H130V72L128 73V72H124L125 71V69H122L123 70V74H125V75H123V79H125L126 77L128 78V80L129 81H131V82H128V81H126V79H125V83H124V80L123 79H121V77H119V75H117L115 78H117L118 79V81H119V79H120V81L119 82H114V83H112L111 82V84H114V89L111 91V93L113 92H115V94L114 95H116V97H118V94H117V92L119 93V94H121V96H122V93H124L125 92V89H127L128 88V90H132V92L134 93L136 90H138L139 88V82L141 81H138V83H137V80H135V79H144V82L146 83V81H145V79H146V77L144 78V74H143V71L145 72V70H147ZM159 68H160V65H159V67L158 68H155L156 70H157V73L155 74L156 76V79L158 78V73H160L161 72V70L159 71ZM163 68V67H162ZM161 68V69H162ZM218 68H216V70L218 69ZM251 68V67H250ZM255 68H257V67H254V69ZM25 69V68H24ZM31 69V68H30ZM40 69V68H39ZM62 69V72H64V70ZM107 68H106V70H108ZM117 69H121V67H118ZM172 69V68H171ZM177 69V68H176ZM181 69H183V68H181ZM181 69H180V71L178 72V73H176V76L175 77H172L171 76V78L174 80V78H175V80H177V81H174V83H173V80H172V83L169 81L170 80V77H169V79H168V77L166 78L165 76L167 75V72L164 74L165 76H161L163 73H161V77H159L158 79H160L161 80V78L162 77H165V79H168V81L171 83L170 85V87H169V84H168V81L167 82H164V83H166V85L167 86H165V87H169V89H167L166 90V88L165 87H163V88H165V89H163V88H161V86H160V88H161V90H163L162 92H164V93H162V92H160L161 90L160 89H158L157 87L159 86H157V87H152L150 84H148V85H150V87H152V88H154V90L156 89V91L157 90H160L159 92L157 91V94L159 95L160 93V95H162V97H165L167 100H169V99H173V102H172V109H173V107H174V105H176L177 104V101H179L180 103V105H181V102L182 101H184L183 100V98H182V95L184 94V92H185V94H187L188 93V95L191 93V90L193 91H195L193 94H195L196 96H193V94H190V97L191 96H193V97H195V98H193L192 99V97H191V100H190V97L188 96V95H186V97H189V98H187L184 102H182V105L183 104H185L184 105V107H182V105H181V107L182 108H185V106H187L188 104L190 105V106H194L193 104L191 105V103H194L195 104V110L194 109H192V110H194V113L195 112H197V111H200V113L199 114H201V116H199V114H198V116L200 117V119H199V117L198 116H195V114H197V113H195V114H193V113H191V115H194L195 116V118H194V116H193V120H195V121H193L192 119L190 120L189 118H190V116H188V114H190L189 112H188V114L187 115H185L184 116V113H183V111L186 109H184V110H182V108H180L178 111H179V117L181 116V114H182V116H184V118L185 117H187L186 119L188 120H190V125H188L189 126V128H191L190 130H194V129H196V125H197V122H199L198 123V128L197 129H199L200 130V128L202 127H205V128H207V130L209 129V131H211L212 129H211V125H213V123L215 122V123H220L221 124V122H222V124H223V121L224 120H226L227 122L229 121V120H231L232 122L234 121L236 124L237 123H239V121H237V120H240L241 118L240 117H244L245 115H247L248 116V113L246 112V111H244V112H246L247 114H245V115H243V116H240L238 113V111H237V109L239 108L238 106H241L242 105V108H243V103L240 105V103L237 101V97L236 96H241V94L244 96L245 95V93H243V92H240L241 94H239V95H236L239 91L237 90L236 92L234 91L235 89H237V88H234L233 89V86H232V89H233V91L235 92H233L234 94H235V96H233V97H230V96H232V95H234V94H232V95H230L231 93H227V95H224V86H227L226 84H224V82H226V81H221L222 80V77H223V79L224 80H226V73L225 74H222L224 71H226L227 69H225V68H223L221 71H223L222 73H221V71H220V73H218L219 71H216L217 73H214V76L212 75V73H210V75L208 76V75H206V74H208L205 70V75L206 76H208V79L210 78H212V77H214V78H217L218 76H219V74L221 75H223L222 77H220L219 76V78H220V81H219V78H217L215 81L213 80V79H209V81L211 82L212 80H213V83H215V82H217V80L219 81V82H221V87L223 86V89L221 88V87H219L218 86V84H217V86L219 87V89H222L223 90V94H220V95H222V103H223V96L225 97V99H230V98H233L231 101L230 100H224V103L222 104V107H223V105L225 104V102L226 101H228L227 102V105L228 106H226V105H224V107H223V109L225 108V107H229V110H232L233 111V109H232V107H234L235 105H238L237 107L238 108H236V107H234V108H236V111H237V113H234L235 114V116H234V114L233 115H231V113H229V112H227V113H229V114H227L226 115V117L227 116H229L230 117V119H228L227 120V118L225 117V115L224 116H222V117H224V119H223V121H221L220 122V120L218 119V115H219V117H221V115L225 112V114H226V111H228L226 108V110L224 111L222 108H221V104H220V102H219V100L220 99H218V96H213V98H216L217 97V99L216 100H214V101H218L219 103H214L213 105H215V106H212V102H213V98L210 96L211 94V92L208 94L207 93V89H208V87L206 88L204 85V82H205V78L207 79V77H205L204 75V77L205 78H203V76L201 75V74H203V72L200 74V72H197L199 69H197V75L198 74H200V76H201V78H203L202 80H204L203 82H202V80H201V78H199V76L197 77L196 75H195V77H197L198 78V81H199V79H200V81L203 83V87L199 90L198 88H200L199 86H201L200 85V83H199V86H197L196 88L192 85V84H194L193 82V80H191V78H195V77H193L194 75L193 74H196V72L195 73H193V71L194 70H192L191 72L189 71H187L188 73L186 74V69L187 70H190V69H188L187 67H186V69H185V67H184V71L181 73V75H182V77L184 78V76H185V79H187V77H186V75L188 76V78L191 76V78H189L191 81H186L188 84L187 85H190L189 83H191L192 82V87H191V85L190 86H188L191 90H187L188 88H187V86L185 87V85L183 86L182 84H184L185 83V81H183L184 83H182L180 80L181 79H183V78H181L180 76L178 77V75L177 74H179L180 72H181ZM195 69V68H194ZM206 69V68H205ZM210 69V68H209ZM240 69V68H239ZM242 69H244V68H242ZM260 69V68H259ZM264 68H262V70H263ZM1 70V69H0ZM17 70V69H16ZM42 72H44L43 70L44 69H40ZM55 70V69H54ZM78 70V69H77ZM76 70V71H77ZM86 70V71H85ZM94 70V69H93ZM106 70L104 71V73L106 72ZM109 70H108V72L106 73V74H109ZM114 70V72H112ZM128 70V68L126 69V71ZM156 70H154V71H156ZM175 70V69H174ZM174 70L172 69V71H173V73L175 74V72H174ZM219 70H220V68H219ZM231 71L233 70V69H230ZM234 70H237V69H234ZM234 70L232 71V72H234ZM245 70V71H244ZM243 71H244V74L247 72V73H249L248 72V70H249V66H248V69L246 70V69H244ZM25 72H26V70H24ZM32 71V70H31ZM36 71V72H37ZM50 71H51V74H50ZM75 71V72H76ZM79 71V70H78ZM103 71V70H102ZM154 71H152V72H154ZM159 71V72H158ZM172 71L169 73V74H173L172 73ZM199 71H202V69H200ZM209 71V70H208ZM228 71V70H227ZM251 71V70H250ZM254 71V70H253ZM16 72V71H15ZM19 72V71H18ZM17 72V73H18ZM25 72H23V73H25ZM35 72V74H33L32 72H30V70L28 71V77L30 76V78H32L31 76H33L34 77V75H37V73ZM75 72H73V75H74V73ZM80 72H82V71H80ZM148 72H150V71H147V73H146V75L148 74ZM213 72V71H212ZM215 72V71H214ZM232 72H230L229 73V71H228V76L230 75L231 76V73ZM238 72V71H237ZM236 72V73H237ZM264 72V71H263ZM20 73H22V72H20ZM19 73V74H20ZM22 73V74H23ZM40 73L41 72H39V74L37 75V76H39L40 75ZM45 73V72H44ZM43 73V74H44ZM104 73H100V74H104ZM119 73H120V71H119ZM126 73L128 74L127 76H126ZM155 73V72H154ZM184 73V74H183ZM189 73H193V74H191L190 76L188 75ZM241 73V72H240ZM247 73H246V76H247ZM254 73V72H253ZM256 73H257V70H256ZM261 73V71L259 72V74ZM19 74H17V75H19ZM33 74V75H32ZM78 74H80V73H78ZM77 74V75H78ZM81 74V75H82ZM88 74H91L90 76L92 77H90V76H88ZM99 74V73H98ZM118 74V73H117ZM152 75H154L153 73H151ZM151 74H148V75H151ZM216 74H218V76L216 77ZM233 74V73H232ZM234 74H235V72H234ZM237 74H239V73H237ZM1 75H0V78H1ZM12 75H14L15 77H16V74H12ZM11 75V76H12ZM42 75V74H41ZM40 75V76H41ZM65 75V74H64ZM69 75V76H68ZM96 75V74H95ZM120 75H122V73H120ZM139 75V76H138ZM144 75V76H143ZM193 75V76H192ZM225 75V76H224ZM240 75H242V74H240ZM255 75V74H254ZM11 76H8L9 78V80L7 81V83L10 81V80H13V79H16V78H18V76L16 77V78H12ZM20 77H21V75H19ZM37 76H35L36 78H37ZM44 76H46V74H44ZM97 76V75H96ZM113 76L111 77V78H113ZM124 76H126L125 78H124ZM174 76V75H173ZM227 76V77H228ZM235 76H236V74H235ZM11 77V78H10ZM20 77H19V79H20ZM64 77V76H63ZM79 77V76H78ZM84 77V76H83ZM102 77H104V75L102 76ZM143 77V78H142ZM176 77H178L177 79H176ZM234 77V75H232V77L230 78V79H228L227 78V81L229 80V82L230 81H233V80H231V79H235V78H233ZM238 77V76H237ZM242 77V76H241ZM241 77H240V79H241ZM38 78H40V77H38ZM66 80H67V78L66 77H64ZM63 78V79H64ZM75 78H77V77H75ZM149 78V77H148ZM153 78H154V76H153ZM180 78V79H179ZM197 78H195V79H197ZM244 79H243V81L245 80L247 83H248V81L250 80H248L247 78H248V76L245 78V77H243ZM251 78V77H250ZM22 79V78H21ZM24 79H27V78H24ZM41 79V78H40ZM43 79H47V78H43L42 77V79L41 80H43ZM54 79H55V81H54ZM58 79V80H57ZM62 79V80H63ZM79 79H81L82 80V77L81 78H79ZM78 79V80H79ZM110 79V78H109ZM117 79H114V80H117ZM155 79V78H154ZM154 79H152V80H154ZM158 79L156 80V81H158ZM164 79V81H166ZM207 79V80H208ZM253 79V78H252ZM31 80V79H30ZM33 80V79H32ZM32 80L31 81H29L30 83H32ZM69 80V79H68ZM107 80V79H106ZM110 80H112V79H110ZM122 80V81H121ZM163 80V79H162ZM188 80V79H187ZM236 80V79H235ZM256 80V79H255ZM2 81H3V79H2ZM37 81V80H36ZM47 81V80H46ZM109 81V80H108ZM113 81V80H112ZM134 81V82H133ZM136 81V82H135ZM195 81H197V80H195ZM239 81H241V80H239ZM242 81V82H243ZM261 81V80H260ZM263 81H264V79H263ZM24 82V81H23ZM41 82H43V81H41ZM45 82V81H44ZM43 82V83H44ZM67 82V81H66ZM69 82H70V80H69ZM86 82H85V84H86ZM89 82H91V85H89ZM120 82H123L125 85H127L128 83L129 84H131L132 82L134 83L133 85L136 87V85H137V88H136V90L135 89H133V88H135L134 86L132 87L131 86V88H129V84L127 85V87L125 88V89H123V83L120 85L121 87H122V90H121V88H120V90H121V92H119V89L116 87V86H118L117 84L118 83H120ZM126 82H127V84H126ZM141 82H143V80L141 81ZM159 83H160V81H158ZM180 82L182 83L181 85L182 86H180L179 84H180ZM228 82V84H230ZM257 82V81H256ZM0 83H1V79H0ZM3 83V82H2ZM16 83V82H10V84H12V86H14V84ZM20 83V82H19ZM30 83H28L27 85H29L30 86ZM34 83H36V82H34ZM33 83V84H34ZM42 83V84H43ZM51 83H49V85H51ZM65 83V82H64ZM72 83H71V85H72ZM81 83H82V81H81ZM110 83V82H109ZM116 83V84H115ZM135 83H136V85H135ZM145 83H141V86L142 85H144ZM153 83V82H152ZM179 83V84H178ZM196 83V82H195ZM250 83H251V81H250ZM258 83H260L259 82V80H258ZM258 83H255V84H257L258 85ZM22 84V83H21ZM46 84H48L47 82H46ZM53 84V85H54ZM68 84V83H67ZM105 84V82L102 84V86ZM158 84V83H157ZM161 84V83H160ZM197 84H198V82H197ZM207 84H210V83H207L206 82V85ZM232 84V83H231ZM236 84H237V81H236ZM240 84H241V82H240ZM264 84V83H263ZM2 85V84H1ZM7 85V84H6ZM53 85H51V86H53ZM79 85V84H78ZM93 85H95V87L93 86ZM100 85V86H99ZM106 85H108V82H107V84ZM132 85V84H131ZM139 85V86H138ZM146 85V84H145ZM148 85H146L147 87H148ZM213 84H211V86H212ZM214 85H216V84H214ZM234 85V84H233ZM247 85H251V88L248 86L247 87V89L246 90H251V91H247V93H248V95H249V93L251 92H253V94L252 95H256V97H254L255 99L254 100H256L257 102H258V104H259V100L261 99H259V98H257V96L259 95V94H256V92L258 91V90H256V89H254V87L256 86H253L252 85V83L251 84H247ZM246 85V86H247ZM3 86V85H2ZM11 85H9V87H10ZM25 86H26V84H25ZM33 86V85H32ZM40 86V85H39ZM43 86H45V84L43 85ZM43 86H41V88L43 87ZM73 86V85H72ZM85 86V87H84ZM154 86V85H153ZM163 86V85H162ZM175 87V88H171V87ZM184 87L183 89H181L180 87ZM208 86V85H207ZM216 86V87H217ZM229 86V85H228ZM230 86V87H231ZM235 86H238V84L237 85H235ZM245 86V85H244ZM258 86H260V84L258 85ZM9 87H6L7 88V90H8V88ZM15 87V86H14ZM14 87H10V89L12 90ZM36 87H38V86H36ZM62 87V86H61ZM66 87V86H65ZM69 87H71L70 85H69ZM111 87H112V85H111ZM145 87V86H144ZM143 86L141 87V89L139 90V91H141V92H139V91H136L135 93H137V94H139V96H142L143 94H145L146 95V89L144 88ZM146 87V88H147ZM178 87V88H177ZM213 87V86H212ZM217 87V88H218ZM264 87V86H263ZM33 90H35L36 88H35V86H33ZM40 88V87H39ZM38 88V89H39ZM53 88V87H52ZM55 88V87H54ZM67 88H68V86H67ZM72 88V87H71ZM70 88V89H71ZM99 88V89H98ZM104 88H106L105 86H104ZM103 88V89H104ZM109 88V89H108ZM106 90H108L107 92H108V94H109V90H110V85H109V87H108ZM142 88H144V91H145V93H143L142 94V92H144V91H142L143 89ZM187 88V89H186ZM193 88H195V89H197V90H195V89H193ZM210 88V87H209ZM255 88H258L259 89V87H255ZM262 88V87H261ZM3 89V88H2ZM29 89H32L31 88V86L29 87ZM29 89H28V91H29ZM69 89V90H70ZM97 89V90H96ZM103 89H102V91H103ZM116 89V90H115ZM117 89H118V91H117ZM148 89V88H147ZM151 89V88H150ZM172 89H173V91H172ZM180 91H179V90ZM185 89L187 90V91H185ZM207 90V91H205L204 92V90ZM211 89V88H210ZM219 89H218V91H219ZM226 89H228V88H226ZM225 89V90H226ZM231 89V90H232ZM239 89V88H238ZM1 90V89H0ZM5 91H6V89H4ZM16 90V89H15ZM15 90L13 89V91H12V93H14L15 92ZM46 89H44V91H41V92H45V93H47V92H49V91H45ZM61 90V89H60ZM115 90V91H114ZM127 90V91H128ZM165 90L167 91V92H169V90H170V92L169 93H167V92H165ZM181 90H182V92H183V94H180V92H181ZM184 90V91H183ZM213 91H216V92H214V93H219L218 91H217V89L216 90H214V89H212ZM229 90H230V88L228 89V92H229ZM260 91H261V89H259ZM263 90V89H262ZM4 91V92H5ZM27 91V93L28 94H25V92H24V94L22 93V97H25V96H23V95H26V97H27V95H29V92ZM32 90H30V92H31ZM62 91V90H61ZM74 91V92H73ZM117 91V92H116ZM124 91V92H123ZM126 91V92H127ZM150 91V90H149ZM152 92H153V90H151ZM150 91V92H151ZM156 91H155V93L153 94V95H155L156 94ZM190 93H189V92ZM203 93H207L206 94V96H205V98L207 99V95H208V100L210 101V99L212 100L211 102H209L208 100L206 101V99L204 98V97H201V94H203ZM210 91V90H209ZM227 91V90H226ZM242 91H244V90H242ZM2 92V91H1ZM3 92V93H4ZM8 92H9V90H8ZM33 92V91H32ZM38 92V91H37ZM52 92H53V90H52ZM55 92H57V91H55ZM58 92H59V90H58ZM149 92V94H147V96H146V100H148L149 101V99H150V97L148 96V95H150L151 93ZM222 92V91H221ZM232 92V91H231ZM263 92V91H262ZM3 93H1V96H2V94ZM7 93V92H6ZM35 93V92H34ZM133 93H132V95H133ZM141 93V94H140ZM166 93H167V95H166ZM258 93V92H257ZM9 94V93H8ZM8 94H6V95H8ZM10 94H11V91H10ZM9 94V95H10ZM42 94H44V93H42ZM42 94H40V95H42ZM48 94V93H47ZM55 94V93H54ZM58 94V93H57ZM126 94L127 93H124V95L126 96ZM128 94H129V92H128ZM127 94V96H129ZM137 94H135L136 96H133V98L131 99V101H132V103L129 101V100H127V101H129V103H126V104H129V105H131V104H133L132 106H134V102H135V100H134V97L135 98H137L138 96H137ZM157 94L153 97V95L151 94L150 96H151V99H152V97L153 98H156L155 99V101H157V102H155L154 101V99H153V104H152V100L151 101H149L150 103H147V101H145V99H144V102H142V104H144L143 105V107H142V104L140 103V99H137V103L135 104L136 105V107L134 106V107H132V108H130L131 110H132V112H134L135 114H137V111H139L140 109H141V107H142V109L145 107V106H147V105H149V106H147L148 108L150 107V105H151V107L149 108V110H150V114H151V112H152V114H155L156 112H155V110H154V113H153V111H151V110H153L152 108L153 107H155L154 106V104L155 105H157V103H158V106H157V108L156 109H158L159 108V106H160V109H161V105H159V102L160 103H162V101L158 98L159 96H157ZM163 94L165 95V96H163ZM168 94H169V96H168ZM225 94H226V92H225ZM8 95V96H9ZM13 94H11V96H12ZM31 95V94H30ZM36 95H37V93H36ZM49 95H51V94H49ZM61 95V94H60ZM71 96V97H69V98H71V100H69V98H67V100H69V102L70 101H72V99H73V101L75 100L73 97L74 96ZM101 95H104V93H102ZM106 95V94H105ZM104 95V96H105ZM144 95V96H145ZM216 95H218V94H216ZM8 96H4L5 98H7V99H5V100H3V98H2V100L1 101H6V100H8L9 99V97ZM14 96H15V94H14ZM21 96V95H20ZM20 96H18L19 98H20ZM33 96V95H32ZM43 96V95H42ZM44 96H47V95H44ZM43 96V97H44ZM59 96V95H58ZM103 96V97H104ZM107 96H109V95H107ZM143 96V97H144ZM203 96V95H202ZM229 98H228V97ZM242 96V97H243ZM250 96V95H249ZM264 96V93H263V95H261V97H263ZM55 97V96H54ZM106 97V96H105ZM110 97V96H109ZM111 97H113V96H111ZM110 97V99H108L107 98V101L108 100H111L110 101V103L109 102H107L106 101V98L104 99L105 101H104V104H108V105H106L107 106V109H108V106L110 105V107L112 106L113 107V105H114V107L116 106V107H118V105H115V103L113 104V101H115V100H117L118 101V99L115 97H113L114 99H112ZM120 97V96H119ZM122 97H124V96H122ZM130 97V96H129ZM143 97H141L142 99H143ZM183 97L185 98V95H183ZM210 97V98H209ZM235 97L237 98V99H235ZM239 97V98H241V99H243V98H245V97ZM253 97H252V99H253ZM258 97H260V96H258ZM11 98V97H10ZM18 98V100H20ZM33 98L35 99V101H36V99H37V97H34L33 96ZM32 98V99H33ZM40 98H41V96H40ZM59 98V97H58ZM66 98V97H65ZM101 98H102V96H101ZM158 98V99H157ZM205 100H204V99ZM220 98V97H219ZM248 98V97H247ZM25 99V98H24ZM23 99V100H24ZM34 99H33V101H34ZM50 100L52 99V98H49ZM126 99V98H125ZM251 99V100H252ZM12 100V102L11 103H16V98H15V100H13V99H11ZM18 100H17V103H18ZM22 100V99H21ZM26 101H27V99H25ZM39 100L40 101H42L41 99H37V101H36V103H38L39 102ZM44 101H45V99H43ZM53 100V99H52ZM51 100V101H52ZM239 100V99H238ZM243 100H245V99H243ZM249 100V99H248ZM9 101V100H8ZM29 101H31V100H29ZM35 101H34V105L33 106H31V108L30 109H32L34 106H35ZM43 101V102H44ZM49 101V100H48ZM57 101V100H56ZM117 101H116V103H117ZM119 101H120V99H119ZM123 101V100H122ZM125 101V100H124ZM170 101H172V100H169V102ZM187 101H190V103L188 102V104H187ZM193 101H195V102H193ZM205 101V102H204ZM240 101V100H239ZM246 101H247V99H246ZM3 102H0V104L2 105V103ZM7 102V101H6ZM5 102V103H6ZM53 102H55V100L53 101ZM67 102V101H66ZM79 102V103H80ZM98 102V103H97ZM112 102V103H111ZM138 102L141 104H139L140 105V107H139V105H137L138 104ZM175 102V103H174ZM208 102V103H207ZM229 102L231 103V104H229ZM237 102H238V104H237ZM243 102V101H242ZM256 102V103H257ZM261 102V101H260ZM10 103V102H9ZM10 103V104H11ZM22 102H20V104H21ZM26 103H28V101L27 102H25V103H23V106H25V108L24 107H22V105H21V107L22 108H24V109H20L21 111H23V112H21L25 117H27L28 115H30V118H31V116L32 115H36V114H33L34 113V110H36V109H34L33 111H31V113H30V109H28L27 110V105H24V104H26ZM31 104H32V101L30 102ZM40 103V102H39ZM50 103H52V102H50ZM56 104H58V102H55ZM55 103H54V105H55ZM71 103V102H70ZM70 103H67V104H70ZM171 103V102H170ZM170 103H168V101L166 102V100H165V104H169L170 105ZM174 103V104H173ZM211 103V104H210ZM249 103H252V102H249ZM254 103V102H253ZM252 103V104H253ZM264 103V100H263V102L262 103H260V104H263ZM41 105H42V103H40ZM100 104V103H99ZM99 104H98V106H99ZM102 104V103H101ZM103 104V105H104ZM119 104H120V102H119ZM124 104V103H123ZM146 104V105H145ZM163 105H164V103H162ZM208 104H210V105H208ZM220 105V107H219V105ZM247 103L245 102V105H246ZM255 104V103H254ZM259 104V108L261 107V105ZM30 105V104H29ZM29 105H28V107H29ZM45 105V104H44ZM43 105V106H44ZM47 105V104H46ZM45 105V106H46ZM178 105V104H177ZM179 105V106H180ZM187 106V107H190V106ZM216 105H218V106H216ZM232 105H234V106H232ZM248 105V104H247ZM251 105V104H250ZM8 106V105H7ZM19 106V105H18ZM51 106V105H50ZM57 106V105H56ZM67 106V105H66ZM79 106H82V104L80 105L79 104ZM87 106V107H88ZM128 105H126V107H127ZM166 106V105H165ZM165 106H163L162 107V109L164 108L165 110H166V107ZM212 106V107H211ZM232 106V107H231ZM249 106V105H248ZM2 107V106H1ZM16 107V106H15ZM36 107H38V106H36ZM39 107H40V112L42 113V116L40 115V112L38 113L39 114V116H41V117H39L38 115H36V116H32V119H27L26 120V118L23 116V115H21V114H19V115H17V112H19L20 113V110L18 111L17 109H16V116L15 115H13L12 114V112L11 111H13V110H7L6 109V111H8V113H9V115H8V117L6 118V116H7V114H4V115H6L5 117H4V121L3 120H1L0 119V126L2 125V121H3V123L4 122H8V120H10L9 122H11V124L9 125L8 123H7V125L5 126V127H7L8 125V128H6V129H4L3 130V132L6 130V132H2V129L0 130V132H2V133H0V134H2V135H0V157H1V159H3L6 155H5V153H4V155L5 156H2L1 154H3L2 152H5V151H7V150H10V152H13L15 149L14 148H16V150H15V152H13V153H11L12 154V156H14L13 154L15 153V156L14 157H16L17 159H19V161L17 162L16 160H15V158L13 157H9V156H11L10 155V153L9 154H7V156H6V158H7V160H6V158L5 159H3V161H5V163L6 164H4L3 165V162H2V164H1V160H0V165H3V166H0V264H25L26 262H28V261H31V262H33L38 256L36 255V253H35V250L36 249H38V248H35L36 246H35V244H33L34 242H36V241H44L45 240V242H46V240H47V242H49L48 241V238L47 239H45L46 237H50L51 236V234H52V236H53V230H52V228H54L55 227V232H57V234L54 232V234H55V236H56V239H54V237L55 236H53V237H51V239H52V249L53 250H51L50 248V250H48L49 251V253H47V257H46V255H45V257L43 256V260L40 258V256H39V258L41 259V261L39 262L38 261V264H71L72 263V260H74V259H76V260H78L77 258H76V256L81 260V258H83L82 256H88L89 257V259H88V257H87V259H86V257L85 258H83V260H78V264H140L139 262H142V263H148V261L147 262H144L143 260H147L148 259V255H151V253H152V255H151V257H149V258H152V260L153 259H155L156 260V262H155V260H154V262H153V264H162L163 262L166 264V262L165 261H167L166 259H167V257L169 256V255H171V252L174 254H172L170 257H172V256H174V258H175V256H178L179 255V258H175V259H178L177 261L179 262L180 260V262H181V264H183L184 263V261L186 260L187 261V258H188V260L190 261V260H192V261H190V262H192L191 264H222V263H219L220 262V260H221V262L222 261H225L226 260V258H230V256H235V257H233L234 258V263L233 264H246L245 263V259H244V263H242L240 260H242L243 258H242V256H240V257H238L237 255H234V253L236 252H234V248L236 249V247H233V246H236V245H234L233 244V242L234 241H232L233 239H236V237H238L239 235H240V227H239V223L241 222V220H243V218L245 219L250 213H249V211H251V210H248V213L245 211L246 209H244V210H242V211H245L247 214L245 215V213H244V215L245 216H241V217H237L236 218V216L235 217H233V218H236V220L239 218V220H240V222H238L237 221V223H238V231L235 229V228H231V229H234L236 232H234L235 233V235L234 234H232L233 232V230L232 231H230V233L232 234V236H231V234L229 233V227H225V226H228L227 224H229V222H230V219L232 218L231 216H234L233 215V213H234V211H232L233 213L231 214L229 211H231L229 208L227 209L226 207H225V211L224 212H229L228 214H230V215H228V214H226V213H224L223 211L221 212V210L224 208L223 206H221L220 204H219V206H221L220 208H222V209H220L219 207H218V204H217V200L218 199H220V198H224V200H228V199H226L225 197V193L224 192H227V196H229L228 198L230 199V197H231V195H235V193H236V196H237V199L239 198V192H240V189H238V185H241V184H239V181H237V180H240V179H242V178H240V179H237V178H239V177H237V173H238V175L239 176H243V173H241L242 171H244V174H245V172H246V174H250V173H247V172H254L253 174H255V171H256V174L257 175H260L259 174V172H258V170L256 169V168H258L259 167V164L260 163H258V161H260V160H258L257 158H259V159H262L261 157H264V149H263V151H261V149H262V147L264 148V146H263V144L264 143H262L261 144V142L258 144V146L260 147L261 145H262V147L261 148H256V149H258L257 151L256 150H254L255 152H256V155L254 154V152L252 151V149L250 148L249 149V147H251V145H250V141H252V143L255 141L254 139H253V137H252V140L251 139H248L247 137L245 138V136H243L244 134H242L241 136H242V138L243 139H241V137H240V139H241V141H243L244 139V143H241V144H244L245 145V148H240L241 146H240V144H239V146H238V140H235V141H237V145H235V142H231V140L233 139H231L230 140V142L232 143L231 144V146L233 145H235V146H238L239 147V151L242 153V154H244L243 153V150L245 151V156H246V154H247V156L246 157H248V158H246V157H243L244 158V161H243V159H242V157L241 156H239V155H241L240 153L238 154L237 152H236V150L235 149H233V147H231V149H233V151L230 149V143H229V141L227 142V143H229L228 145L226 144V142H225V144H226V146H229V149H230V152H233L232 154L234 155L235 154V156H236V154H238L237 156L239 157V159L237 160V158L238 157H236V159H234L235 158V156H233L232 154V157H231V155H230V158H232L233 159V163H231L230 165H231V167L232 166H234V167H232V168H229V167H227V164L229 163V160H228V155H226V153H225V151H220V150H222V147L223 146H225V144L222 146V144L220 143V142H217L219 139H222V138H220L219 136L221 135V131H223L224 130V127H225V129H227L228 131H229V129H230V127L231 126H234V127H236V128H234V130H238L240 133H242L243 131L242 130H246V129H248V130H244L245 132H243V133H248V131L250 130V129H253V127L254 126H258L259 124H256V123H260V126H261V123H262V127H264V117H263V115H262V117L260 116V114H259V112H257L258 114L257 115H259L261 118H262V120L263 121H261L260 122V120H257L258 122H255L252 118V120L255 122L254 124L255 125H253L252 123H251V121L250 120H247V121H249L252 125H249V126H247V124L246 123H248V122H246L245 123V121H246V118H249L250 119V117H246V118H243V119H245V121H243V119H241L240 120V122H243L244 123V126H245V128H244V126H243V129L241 128V126H240V128H241V130H239L237 127L239 126V125H241V124H243V123H240L239 125H235V123H234V125L231 123V121H229L230 123H227L226 121V123L228 124H226L225 122V124L227 125V126H229L230 124H232L231 126H229V127H227L226 128V125H222L223 126V128H222V126L221 125H219L220 127H221V131L218 129V127L216 126V128H217V131L215 130V132H216V134H218V136H214V135H216L215 134V132L213 131V132H209V134H210V137H208V138H211V139H208L207 138V140L205 139L206 138V134L204 133V131H202V130H200V131H202V132H199V133H203V134H205V135H203V136H205L203 139H205L204 141L205 142H210L209 140H212V139H214L215 138V140H217V141H214V140H212L211 142H215L216 144L215 145H213V144H209L208 142L207 143H205V144H203L204 142H203V140L202 139H199L201 142H202V144L203 145H210V147L209 146H207L208 148H206L205 146V148H203V145H201L200 147L202 148V149H204L203 150V152L205 153V151L207 152V153H205V154H207V156L205 155L204 157H203V159H205V161H198V160H200V158H201V156H203L204 154H203V152H200V151H192V148L194 149V147L193 146H190V144H191V141H193L192 139L194 138L195 139V137H193V133H192V136L190 135L189 136V134H187L188 132V130L187 129H189L188 127H186L187 126V124L189 123L188 121H182L181 120V118H180V122H179V120H178V118L179 117H177V120L178 121H176V120H174L173 122H172V126L173 125H175V124H177V125H175V127H173L172 129H170L171 127H170V124H169V127H168V125H166L167 127H165V122H164V125H163V121H165V120H162V118L163 119H165V118H167V119H170L168 116H172V119H170V121L171 120H173L174 119V117L176 118V114H173L172 115V113H167V117L166 116H164L163 114H165L166 115V112H164L162 115L165 117H163L162 115H160L163 111H165V110H162V112L159 110V112H161V113H159V115L161 116V120H158V119H160V118H157V119H155V120H151L150 118H155V117H153L152 115H151V117H149L148 115V117H149V119H148V117H146L149 121H150V123L145 119H143L142 121H147L148 122V124H147V122H145L146 123V125H147V127H145L146 125H144L145 123L144 122H142L143 124L142 125H137V126H140V127H138L137 129H136V127L135 128H133L134 126H136L135 125V123H137V122H140V120H141V117L140 118H137V119H139V121L136 119V118H134V117H138V116H140V114L142 115V112H144L143 110L142 111H140V112H138V113H140V114H137V116L136 115H134V113H132L134 116L132 117V114H129V116H131V119H130V117L128 116V113H130L131 111H130V109L128 110V112H127V114H126V116L127 117H129L128 119H130L129 120V122H128V120H127V118H126V116H125V118H124V114H123V116H121V118H120V120L123 118V120H121V121H123V123L127 120V124L129 125L130 123H132L131 125H133L132 127H131V125H130V128L132 129V130H134V133H130L131 131L129 130V133H130V135L129 134H127L126 135V133H125V131L127 132V130L129 129V128H126V127H124L122 130H119L120 129V127L119 126H121V127H123L126 123H124L123 124V126L121 125V123L122 122H118V120H119V117L118 118H116V117H114L113 115H111V113H116L115 111V109L114 108H112V111H114V112H112V111H110L109 112V110L108 111H105L106 109H101L100 111H101V113L100 112H98V113H100L99 115H97L98 117H101V118H99V121H100V119H106V118H104L105 117V115H107L106 117H107V120H101L102 121V124H104V126L106 127V125L108 124V121H110L109 123H110V125L112 124L113 126H109L110 128H112V130H114V128L116 127V126H118V130H114V132L112 133V134H114L113 136H115V135H117V134H119L118 132H120V131H124V135H123V133L122 132H120V134H119V136L118 137H115V138H112V136H110L111 135V133H110V135L108 136L107 135V133L104 131V129H105V127L102 125V124H99V123H101V121L100 122H96L95 124H93L95 121H94V114H95V110L98 108L97 106V108H95V109H93L95 112H94V114H93V112H92V114H93V116H92V118L93 119H89L90 121H91V123L93 124V126H94V128H93V126L91 125V127H90V131L88 130V128H89V126H90V124L88 125V121L86 122V120H83V121H85L86 123H87V125H88V128L87 127H81L80 129L81 130H83L84 128L85 129H87V130H85L84 132L86 133V131H87V133L84 135V132L82 133H80V138H76V136L77 135H79V133L78 134H76V136H75V134L74 135H72V136H74V139L75 140H73V138H71L70 139V136L71 135H69L70 133H67L68 132V130H69V128L71 129V126L70 125H72L71 123L72 122H75L76 120H73L72 118V120H70L71 121V123H70V125L69 124H67L68 125V127L66 126V124H65V127L61 124V123H65L64 122V118H65V116H64V118H61V119H59V120H57L56 119V122H54V120L55 119H53V123H54V125L57 127V129L59 128L58 126V124H61L62 125V127H64V128H66V130H65V132L66 133H63V134H61L60 136H61V139H62V137H63V135H65V134H67V135H69V136H67V135H65L64 136V138L67 136V140L65 139H63L64 141H65V144L67 145V146H69V144L68 143H72V141H73V143L71 144L70 143V145H71V151L69 150V147H66V145L64 144V141L62 142L63 143V145H64V147L63 148H59L60 150H65V149H67V150H69V151H67V150H65V153L63 152V151H61V152H57L56 150H54V149H58V147H59V145H60V143L61 142H59L61 139L58 137V139H59V144L57 143V144H55L56 143V141L54 142V140H56V136L55 135H57L58 133H56V132H54L55 130L54 129H50V130H52L51 131V133H50V131L48 132V130L47 131H45L44 133L45 134H47V136H45L44 138L43 137H40L41 136V134H39L38 135V133H37V135L35 134V135H32V134H34V132H29V131H26V130H20V129H22V127H25V129L26 128H28V127H32V130H36V129H38V127L41 129V127L43 126V127H45L44 126V123H45V125L48 123H50V122H48L47 120H51V116L49 117L47 114H48V112H50V114L52 115V110L51 111H49L48 110V108H45V107H41L40 105H39ZM49 107V106H48ZM58 107V109L60 108L59 107V105L57 106ZM64 107V106H63ZM87 107H83V108H87ZM90 107H88V109L90 108ZM101 107H103V108H105V105L104 106H101ZM100 106H99V108H101ZM109 107V109L111 110V108ZM124 107V106H123ZM129 107H131V106H129ZM137 107H139V109L137 108ZM171 105L169 106V107H167V110H168V112H170L169 111V109L170 110H172L171 108ZM178 107V106H177ZM194 107H192V108H194ZM210 107V108H209ZM217 107H219L220 108V110H219V108L218 109H216L215 110V108H217ZM247 107V106H246ZM249 107H252V105L251 106H249ZM257 107V110H259L258 109V106H256ZM18 108V107H17ZM42 108V109H41ZM146 108V107H145ZM148 108H146L145 110H147ZM191 108V107H190ZM211 108H213L212 110H211ZM253 108V107H252ZM262 108V107H261ZM264 108V107H263ZM19 109V108H18ZM44 109H47V110H44ZM55 109V110H54ZM64 109H66V108H64ZM118 109V108H117ZM123 109H125V108H123ZM127 109H128V107H127ZM196 109H198L197 111H196ZM250 109V108H249ZM1 110V109H0ZM3 110V109H2ZM38 110V111H39ZM44 110V112H42ZM53 110H54V113H55V111L57 110L56 108H53ZM86 110V109H85ZM90 110V109H89ZM97 110H99V109H97ZM120 110V109H119ZM119 110H117V112L119 111ZM134 110V111H133ZM149 110H147L146 112H145V114L149 111ZM166 110V111H167ZM177 111V108L175 109L174 108V112L173 111H171V112H173V113H177L176 111ZM191 110V111H192ZM203 110V111H202ZM213 110H214V112H213ZM218 110V115H216L217 113H216V111ZM222 110V111H221ZM240 110V112H241V109H239ZM251 110V109H250ZM254 110V109H253ZM256 110V109H255ZM261 110H263V109H261ZM5 111V110H4ZM3 111V112H4ZM5 111V112H6ZM15 111V110H14ZM24 111H28V112H24ZM37 111V112H38ZM45 111L47 112V113H45ZM60 111V110H59ZM59 111H57L56 112V114L57 113H59ZM82 111H84V110H81V112L80 113H82L83 114V112ZM92 111V110H91ZM102 111H103V113H104V111L105 112H107V114H103L102 113ZM124 111V110H123ZM123 111H119V112H121V115H122V112ZM130 111V112H129ZM158 111V110H157ZM181 111V112H180ZM188 111H189V109H188ZM209 111H212V112H209ZM235 111V112H236ZM2 111L0 112V113H3ZM36 112V111H35ZM65 111L63 110V112L61 111V114L59 113V115L60 116H62L63 117V113H64ZM79 112H78V114H79ZM85 112V111H84ZM96 112V113H97ZM108 112L110 113V115L108 114ZM185 112H187V111H185ZM193 112V111H192ZM254 112H256V111H254ZM253 111H252V113H253V115L254 114H256V113H254ZM262 112V111H261ZM26 113H28V114H26ZM54 113H53V115H54ZM68 113V111L66 112V114ZM72 113V112H71ZM88 112L86 111V114H87ZM97 113V114H98ZM125 113V112H124ZM210 113H212V115H214L215 116V118L216 119H218V120H215V118H212V119H214L215 121L212 123V119H210L209 117H210ZM214 113V114H213ZM252 113H251V115H252ZM263 113V112H262ZM26 114V115H25ZM47 115V116H44V118H46V117H49L48 119L46 118V120H44V118H42L43 117V115ZM78 114H74V115H76V119H77V115ZM82 114H80V116H82ZM91 114V113H90ZM89 114V115H90ZM101 114H103L104 116H102ZM157 114L158 113H156V116H157ZM170 114V115H169ZM236 114H238L239 116H238V118H236ZM242 114H244V113H242ZM1 115V114H0ZM3 114H2V116H4ZM13 115V116H12ZM69 115V114H68ZM85 115V114H84ZM108 115H109V117H111V120H110V118L108 117ZM118 115H119V113H118ZM211 115V116H212ZM250 115V116H251ZM1 116V118H3ZM11 116V118L9 119V117ZM22 116V120H17L18 118H20ZM55 116V115H54ZM71 116H72V114H71ZM70 116V117H71ZM79 116V117H80ZM96 116V117H97ZM115 116H117V113H116V115ZM120 116V115H119ZM178 116V115H177ZM231 116H233L232 118H231ZM29 117V116H28ZM58 117V116H57ZM67 117V120H69L68 119V117L69 116H66ZM85 117H87V115L85 116ZM98 117L96 118V120L98 121ZM103 117V118H102ZM159 117V116H158ZM189 117V118H188ZM257 117V116H256ZM24 118V119H23ZM52 118H54V117H52ZM112 118H113V120H112ZM115 118H116V120H115ZM132 118L134 119V120H132ZM183 118V120H186V119H184ZM192 118V117H191ZM235 120H234V119ZM254 118V117H253ZM260 118V119H261ZM41 119H43L41 122H40V120ZM82 119H83V117H82ZM85 119H88V118H85ZM109 119V120H108ZM126 119V120H125ZM166 119V120H167ZM196 119H199L198 121H196ZM209 119H210V121H211V125L209 124ZM222 119V118H221ZM256 119H259V118H256ZM26 120V123L27 124H30L29 126H27V124H25V121ZM79 120V119H78ZM94 122H93V121ZM119 120V121H120ZM157 120V121H156ZM24 122L23 123V125L25 124V126H23L22 124H20V122ZM28 121V122H27ZM70 121H68L67 123H69ZM111 121H113V122H111ZM114 121H116V124H115V122ZM132 121V122H131ZM134 121V122H133ZM135 121H137V122H135ZM153 121V122H152ZM154 121H155V123H154ZM168 121V120H167ZM166 121V122H167ZM182 121V122H181ZM217 121V122H216ZM252 121V122H253ZM19 122V125L17 124ZM42 122H43V125H42ZM77 122H80V120L79 121H77ZM77 122H76V124H77ZM85 122H83V123H85ZM106 122V123H105ZM152 122V123H151ZM186 122H188L187 124H186ZM39 123L42 125H39ZM83 123H79V125L81 126ZM154 123V124H153ZM174 123V124H173ZM183 123V124H182ZM214 123V126L216 125ZM39 126H38V125ZM47 124V125H48ZM52 124V123H51ZM96 124H99L100 125V129L98 128L99 126L98 125H96ZM127 124L125 125V126H127ZM149 124H152V125H150V126H152V127H150V126H148ZM161 124V125H160ZM167 124V123H166ZM186 124V125H185ZM249 124V123H248ZM20 125H21V128H20ZM53 125V128L55 127ZM60 125V126H61ZM84 125V124H83ZM144 125V126H143ZM157 125V126H156ZM179 125V126H178ZM181 125V126H180ZM19 126V128H17ZM52 126V125H51ZM73 126H75V124L73 125ZM78 126V125H77ZM77 126H75V127H77ZM80 126H78L77 128L79 129V127ZM85 126V125H84ZM95 126H98V127H95ZM154 126V127H153ZM155 126H156V128H155ZM178 126V127H177ZM190 126H192V127H190ZM246 126L248 127V128H246ZM251 126V128L249 129V127ZM256 126V129L254 130V131H257V129L259 128H261L260 126L259 127H257ZM3 127V126H2ZM5 127H3V128H5ZM55 127V128H56ZM104 127V128H103ZM114 127V128H113ZM128 127V126H127ZM141 127H144V128H141ZM200 127V128H199ZM46 128H47V126H46ZM52 128V127H51ZM61 128V127H60ZM92 128L93 129H99L100 130V133H101V135H102V137H104V133H106V141L105 142H107V143H104L103 141V139L105 138H100L101 137V135L99 136L98 134H97V132L99 131V130H92ZM103 128V129H102ZM165 128H167V129H165ZM201 128V129H202ZM229 128V129H228ZM233 128H231L232 129V133H230V131L228 132V133H230V134H232L231 135V137L234 135V134H237V133H235V131L233 130ZM255 128V127H254ZM29 129V128H28ZM43 129V128H42ZM76 129V128H75ZM116 129H117V127H116ZM125 129V130H124ZM127 129V130H126ZM138 129L139 130H144L142 133H141V131H138ZM154 129H155V131H154ZM211 129V130H210ZM213 129H215V127L213 128ZM263 129V128H262ZM261 129V130H262ZM43 130H46L45 128L43 129ZM43 130H42V132H43ZM60 130V129H59ZM64 130H62V131H64ZM77 130V129H76ZM137 130V131H136ZM166 130H169V132H167ZM171 130V131H170ZM189 130V133H191V132H193V131H190ZM199 130H194V131H196V132H198ZM204 130H206V129H204ZM206 130V131H207ZM264 130V129H263ZM58 131V130H57ZM136 131V132H135ZM253 131V132H254ZM27 132L29 133V135H27ZM46 132H48V133H46ZM59 132V131H58ZM88 132H94L93 134L91 133H88ZM112 132V131H111ZM117 132V133H116ZM133 132V131H132ZM208 132V131H207ZM218 132H220V134L218 133ZM225 132V133H224ZM234 132V133H233ZM252 132V130H251V133H253ZM261 132V131H260ZM13 133V134H12ZM31 133V134H30ZM40 133V132H39ZM54 133V134H53ZM56 133V134H55ZM75 133H77V132H75ZM96 133V134H95ZM99 133V132H98ZM141 133V134H140ZM223 133L225 134V135H223ZM228 133H226V130L225 131H223L222 132V135L223 136H226L225 138H227L228 139V137H227V134ZM250 133V132H249ZM261 133H263L262 135H264V132H261ZM73 134V133H72ZM82 134L84 135V136H82ZM95 134V135H94ZM121 134H122V136H121ZM137 135V136H133V135ZM139 134V135H138ZM197 133H195L194 135H196ZM212 134H214V135H212ZM229 134V135H230ZM254 134H255V136H256V134H259L260 135V133H259V130H258V133H256V132H254ZM254 134H250L251 136H253ZM30 135H32L33 136V138L35 139V140H37L36 142H34L33 140H32V136H30ZM42 135H43V133H42ZM96 135H98V136H96ZM134 137V139L132 138V136ZM201 135V134H200ZM208 135V134H207ZM212 135V136H211ZM221 135V136H222ZM261 135V136H262ZM35 136V137H34ZM56 138H55V137ZM71 136V137H72ZM93 136H95L96 138L97 137H99L100 139V142H102L103 143V145L101 144V146H99L98 145V148L99 149H101V152H102V149H104L105 148V146H106V148L104 149V151H107V152H105V154H103V152L102 153H98L97 154V152L99 151L98 149L96 150V152H94L93 150V148L91 149L90 147H91V145H94V144H92L93 142H90L91 143V145L89 146V141H91L92 140V137ZM107 136H108V138H107ZM124 136H127V138L129 137L130 138V136H131V138L133 139V141L135 140H137V142L139 143V141H140V143L139 144H137V145H141L142 143H141V141H143V144H144V141L145 140H139V138L141 137V139H146V141H145V145H146V148H151L148 152H146V150H148V149H144V146L142 145V147L143 148H141L140 150L142 151V153H143V149L145 150L144 151V155H142V156H144V158L143 159H141L142 158V156H141V152H140V150H139V148L141 147H135V144L136 143H134V142H132V143H134V147L133 148H138L137 149V151L139 150V152L141 153L140 155H139V159L141 160V161H143V163L141 162L140 163V161H139V159L138 158H136V157H132V158H136V160L138 159V161H139V165L137 164V162H136V160H135V162H136V164H137V167H134V168H136L137 169V171H135V173H133V171H134V168H133V170L131 169V168H129L128 166H130L131 164L129 163V162H131V163H133L131 160H134V159H132V158H129V157H131L129 154L131 153L130 151L133 149H131V147H132V145H131V147L128 149V153H126L125 151L126 150H121L120 149V147H125L126 145H127V141H123L122 140V138H125ZM139 136V137H138ZM203 136H201V137H203ZM213 136H214V138H213ZM235 136V135H234ZM238 136H240V134L238 135ZM238 136H235V138L236 137H238ZM248 136V135H247ZM255 136H254V138H255ZM82 137H84L85 138V140H84V138L82 139ZM112 139H111V138ZM122 137V138H121ZM138 137V138H137ZM147 137V138H146ZM190 137V138H189ZM191 137H192V139H191ZM201 137H198V135H197V139L198 138H201ZM218 137V138H217ZM257 137H260V136H258L257 135ZM262 137H264V136H262ZM41 138H43L42 139V141L40 140ZM52 138V139H51ZM111 140H110V139ZM127 138H125L126 140H127ZM128 138V139H129ZM137 138V139H136ZM148 138L149 139H151L152 141H151V143L153 142V144H154V141L153 140H159L160 139V141L163 139V141H165L166 139L168 140L167 141V143H166V145L165 146H167L169 149H167L166 151H169L170 152V150L172 149V147H174L173 149V152L171 151V155H168V154H170L169 152H168V154H167V152L165 153L166 155L165 156H162V152L163 151H161L160 153H159V151H160V149H158V147L160 148V147H162V145H160V146H158L159 144H158V142L156 141L155 143H157L158 145H157V149L159 150V151H157V156L155 155L156 153H155V151L156 150H154V148L152 147L153 145L149 142L148 143ZM166 138V139H165ZM217 138V139H216ZM250 138V137H249ZM261 138V137H260ZM46 139H48V141L46 140ZM70 139V140H69ZM78 140V142H77V140ZM79 139H82V140H79ZM91 139V140H90ZM116 139L118 140V141H116ZM119 139H120V141H119ZM132 139H129V141L130 140H132ZM165 139V140H164ZM191 139V141L189 142V140ZM197 139H195V141L194 142H192V144L194 143V144H196L195 142H197ZM229 139H230V137H229ZM238 139H239V137H238ZM247 139L249 140V142L247 141ZM255 139H257L256 141H255V143H258V141H261V139H263L264 140V138H261L260 140L258 139V138H255ZM49 140H51V141H53V142H51V141H49ZM69 140V141H68ZM93 140H95V138L93 139ZM92 140V141H93ZM98 140V139H97ZM97 140H95L96 141V146H97ZM110 140V141H109ZM121 140H122V143H121ZM139 140V141H138ZM226 140V139H225ZM224 139H223V141H225ZM68 141V143H66ZM75 141L78 143V144H80V146L77 144V143H75ZM79 141H82L81 143H79ZM162 141V142H163ZM200 141L199 142H197V144L198 143H200ZM221 141V140H220ZM41 142V143H40ZM51 142V143H50ZM116 142H117V144H116ZM124 142V143H123ZM147 142V143H146ZM210 142V143H211ZM95 143V142H94ZM110 143H112V144H114V146L115 147H117V146H119V148H118V154L121 152V151H124V152H121V154H123L124 153V155H118V154H116V153H114L115 151H114V149L113 150H111L110 148H111V145L112 144H110ZM187 143H188V145H187ZM190 143V144H189ZM217 143L219 144L220 143V145L222 146H220V147H217L218 145H217ZM249 143V144H248ZM255 143H253V145H257V144H255ZM106 144V145H105ZM147 144H149V145H147ZM161 144H164V142L163 143H161ZM191 144V145H192ZM201 144V143H200ZM13 146V149H7V148H9L8 146H10L11 148H12V146ZM23 145H25V146H23ZM56 145H58V147L56 146ZM110 145V146H109ZM123 145V146H122ZM152 145V146H151ZM211 145H213V146H215V150H217V151H213V149L211 150V148H212V146ZM217 145V146H216ZM244 145H242V146H244ZM246 145H248V147L246 146ZM250 145V146H249ZM6 146V147H5ZM16 146V147H15ZM32 146V147H31ZM48 146H50V147H48ZM52 146V147H51ZM96 146H92V147H96ZM113 146V145H112ZM112 147V148H115V147ZM129 146V145H128ZM127 146V147H128ZM150 146V147H149ZM155 146V145H154ZM164 146V145H163ZM164 146V149H166V147ZM175 146H176V149H175ZM187 146V147H186ZM188 146H190V147H188ZM234 146V148H236ZM60 147H62V145L60 146ZM81 147H82V149H84V150H80L81 149ZM103 147V148H102ZM123 147V148H124ZM156 147V146H155ZM187 148V149H189V150H191V151H189V150H187V149H183V148ZM217 147V148H216ZM255 147V146H254ZM253 147V148H254ZM257 147V146H256ZM219 148H221L220 150H218ZM5 149H7V150H5ZM53 149V150H52ZM58 149V150H59ZM109 149L113 152H111V151H109ZM119 149L121 150L120 152H119ZM125 149H126V147H125ZM163 148L161 149V150H164ZM184 151H186L187 150V152L188 153H192V154H190V156L186 153V152H184ZM200 149V148H199ZM206 149H208V150H206ZM210 149V150H209ZM224 149H226V148H224ZM240 149H242V150H240ZM12 150V151H11ZM18 150V152H20L21 153V155H17L16 153H18V152H16ZM48 150V152L46 153V151ZM134 150V149H133ZM132 150V152L133 153H135V155H136V153H137V151H133ZM152 150H154L153 152L155 153V154H151V153H149V152H152ZM196 150V149H195ZM226 150H228V148L226 149ZM237 150V151H238ZM247 150H249V151H251V153L249 152V151H247ZM260 150V151H259ZM57 152V153H55V155H53L54 153H52V154H50V152ZM175 151V152H174ZM234 151H235V153H234ZM238 151V152H239ZM70 152V153H69ZM100 152V151H99ZM139 152L137 153V155L139 154ZM229 152V151H228ZM228 152H227V154H228ZM260 153L259 155H257V153ZM20 153H18V154H20ZM62 154V155H58V154ZM94 153H96L95 154V158H93L94 157V155H93V157H92V155L91 154H94ZM112 153V154H111ZM133 153H131L132 155H133ZM148 153H149V155L151 154L152 156H148ZM41 154H44V155H41ZM46 154H47V158L49 157V154L51 155L50 156V158L49 159H47L46 157V159H44V156H46ZM63 154H67V156L65 155V157H64V155ZM84 154V155H83ZM103 154V155H102ZM158 154H160L159 156H158ZM163 154H164V152H163ZM203 154V155H202ZM230 154V153H229ZM249 154H251V156H249ZM252 154H254L256 157H253V155ZM9 155V156H8ZM58 157H57V156ZM81 156V158L79 157V156ZM107 155H110V156H107ZM112 155V156H111ZM145 155H147L148 157H145ZM216 155V156H215ZM21 156L22 157H24V158H22V159H25L24 160V162L20 159L21 158ZM53 156V157H52ZM55 156L57 157V158H55ZM78 156V157H77ZM97 156V157H96ZM99 156H103V157H101V158H99L98 159V157ZM104 156H106V157H104ZM117 156H119L120 157V160H119V158H118V160H117ZM122 156V157H121ZM134 156V155H133ZM141 156V157H140ZM189 156V157H188ZM218 156H219V158H218ZM228 156V157H227ZM20 157V158H19ZM59 157H60V159H61V161H60V159H59ZM61 157H63V158H61ZM152 157V158H151ZM209 157H212V159H213V161H214V165H213V162H211L209 159H207V158ZM226 157V158H225ZM240 157H241V161H240ZM9 158L11 159L10 161H9ZM42 158H43V160H45L46 162H47V165L45 164V161H44V164H42L41 163V165H40V167H39V165H38V163L40 164V162H41V160H42ZM51 158H54V160H56V159H58V160H56V161H54L53 159H51ZM97 158V159H96ZM116 158V160L114 161V159ZM189 158H191V160H189ZM225 158V159H224ZM246 158V159H245ZM53 161V165H51V163H50V165L48 164V160L49 161H51V160ZM94 159V160H93ZM128 159L130 160L129 162H126V160L128 161ZM146 159V160H145ZM206 159L207 160H209L210 161V165H212V166H210L209 168L211 169H208L207 167V169L209 170H204V168H202V167H204L203 166V162H206ZM211 159V160H212ZM14 160V161H13ZM42 160V161H43ZM87 160V161H86ZM188 162V164L190 165V163H189V161L191 162V161H193V163L194 164H192V166H191V170L192 171H190V174H192L191 176L189 175V171H185V173H184V170H185V168H189L190 169V166L187 164V162ZM231 160V159H230ZM235 160H237L238 161V163H237V165H236V162L237 161H235ZM11 162L12 161V164L16 161L17 163H19V164H16L15 163V167L14 166H12L11 168H10V166L8 165V164H10L9 162ZM21 161H22V163H21ZM86 162V164H84L85 162ZM119 161H123V162H126V163H129V165L127 166L128 167V169H127V167H126V163L124 164H122V163H119ZM225 161V162H224ZM240 161V162H239ZM261 161H263V159L261 160ZM89 162V163H88ZM227 162V163H226ZM231 162H232V160H231ZM23 163H25V164H23ZM94 163V165L96 166H91L92 164ZM184 163L186 164V165H188L187 167H186V165L185 166H182V165H184ZM207 163H208V161H207ZM206 163V164H207ZM256 163H258V164H256ZM261 163H263L264 164V162H261ZM22 164H23V166H22ZM135 163L133 164V165H136ZM141 164V165H140ZM177 164V165H176ZM200 164H202V165H200ZM233 164H235V165H233ZM17 165H20V167H23L24 168V170H25V168H26V171H24L22 168V170H23V172L25 173V174H19L20 173V171L22 172V170L21 169H19L18 170V172H17V169H18V167L19 166H17ZM42 165H43V167H42ZM83 165L85 166V167H87V168H84L83 167ZM175 165V167L177 166H179V170H180V168H181V166L182 167H184V168H181L182 169V172L180 171L179 172V170H178V172H179V174L178 175H176L178 172L175 170V169H177V168H175L174 169V167L172 168V169H174L175 170V172H177L176 174H175V172L173 171V170H171V166H174ZM208 165V164H207ZM8 166H9V168H8ZM47 166V167H46ZM206 166V165H205ZM228 166H229V164H228ZM236 166V167H235ZM261 166H262V164H261ZM261 166L259 167V169L261 168ZM17 167V168H16ZM95 167V168H94ZM130 167H132V165L130 166ZM170 167V168H169ZM201 167V168H200ZM212 167H213V169H212ZM264 167V166H263ZM263 167H262V169H263ZM169 168V169H168ZM205 168V169H206ZM105 169V170H104ZM142 169V171H144V173L142 174L141 172L139 173L138 171H140ZM195 169V170H194ZM201 169H203V171H202V173H201ZM232 169V170H231ZM235 169V170H234ZM262 169H260L261 170V173H262ZM94 170H96V171H94ZM163 170H167L166 172L165 171H163ZM172 171V172H174L173 174H175L174 176L176 177V179L174 180V176H173V178H171L172 176V172H170V171ZM188 170V169H187ZM229 170H231V173L229 174V175H227L229 172ZM247 170V171H246ZM259 170V171H260ZM84 171H86L87 172V177H86V175H85V173H83ZM91 171H94L95 173L94 174H92L91 173ZM125 171H130L132 174H135V175H128ZM155 171H159V172H161V176L162 177H168V176H170V179L171 180H167V181H165V180H163V179H158V178H161L160 177V173L158 174L159 175V177L158 178H155L156 177V174H157V172L155 173ZM170 172V175H166L165 176V173H167V172ZM194 171V172H193ZM206 171H208V173L206 172V174H205V172ZM212 173H211V172ZM226 171V172H225ZM88 172H90L91 174H89ZM124 172V174H123V176L121 177H119V175L121 174V173H123ZM130 172H128V173H130ZM163 172V173H162ZM197 172H199V174L197 173ZM239 172H240V174H239ZM264 172V171H263ZM83 173V174H82ZM98 173H101L100 175L98 174ZM137 173V174H136ZM138 173H139V175H138ZM203 175V179L201 178L200 180H199V178H198V176L199 175H201V174ZM82 174V175H81ZM97 174L101 177V175H103L104 176V178L105 177H107V182H105V181H102V182H99V179H98V176H97ZM117 174H118V176H117ZM154 174V175H153ZM163 174H164V176H163ZM227 175V179L228 178H230L231 180L235 177V181H231L230 179H226V182H225V178L224 177H226V175ZM231 174H232V176H231ZM89 175H91V176H93V178H95L94 176H97L96 177V179L95 180H97V182L93 179H91L90 177H88ZM112 176V178H110L109 176ZM116 175V176H115ZM127 175V176H126ZM153 175V176H152ZM157 175V176H158ZM252 174H250V176H251ZM257 175H253V176H251V177H249V178H246L247 180H245V179H243V180H245V181H247V183L245 182V181H243L242 180V185L241 186H245L246 187V189H248V187L249 188H251L250 187V184H249V186L247 187L246 185H248V183H251V180H250V178L253 180V178H255ZM263 175H264V173H263ZM262 175V176H263ZM125 176V177H124ZM147 178H146V177ZM229 176V177H228ZM154 177V178H153ZM213 177H214V179L215 180H213ZM233 177V178H232ZM243 177H248L247 175L246 176H243ZM259 177V176H258ZM261 177V176H260ZM188 178V179H187ZM263 178H264V176H263ZM102 179V178H101ZM165 179V178H164ZM173 180V182H170V181H172ZM186 180V181H185ZM213 180V181H212ZM234 180V179H233ZM248 180H249V182H248ZM255 180V179H254ZM253 180V181H254ZM258 180V179H257ZM165 181V182H164ZM209 181H212V182H209ZM216 181V182H215ZM218 181V182H217ZM227 181L229 182V184H226L227 183ZM252 181V182H253ZM256 181V180H255ZM259 183H261V181H260V178H259ZM192 182V184H190V183ZM209 182V183H208ZM230 182H231V184H230ZM238 182V183H237ZM241 182V181H240ZM263 182V181H262ZM212 183V184H211ZM217 183V184H216ZM237 183V185H235ZM245 183H246V185H245ZM258 183V184H259ZM166 186H165V185ZM206 184H207V188H206ZM210 184V185H209ZM213 184L215 185V186H213ZM252 184V183H251ZM74 185H76L75 187H77V190H76V192H74L73 193V195H75V196H77L78 197V194L80 195V192H81V195H82V193H83V197H84V199L86 200V201H84V199L80 196V198L78 197V198H75V197H69V195H71V194H68V192H69V190L70 189H72V188H74ZM80 186V187H78V186ZM128 185H130V189H128ZM162 185V186H161ZM191 185V186H190ZM193 185V186H192ZM229 185V186H228ZM255 185V184H254ZM253 185V186H254ZM131 186H132V188H131ZM209 186V187H208ZM213 186V187H212ZM216 186H218V188H216ZM252 186V187H253ZM259 186H262L261 184L259 185ZM215 187V188H214ZM258 187V186H257ZM256 186L255 187H253V188H255V190H256V192H257V194L255 193V192H253V193H255L254 195H258L259 193L261 194V192L262 191H260L259 190V192H258V189H259V187L257 188ZM263 188H264V185L262 186ZM79 188V189H78ZM126 188V189H125ZM212 188V190H210ZM221 190H220V189ZM236 188H237V192H236ZM239 188H241L240 186H239ZM261 188V187H260ZM76 189V188H75ZM75 189H74V191H75ZM219 189V190H218ZM223 189H225V190H223ZM241 189H243V188H241ZM83 190H85V191H83ZM203 190H205L203 193L207 196V198L205 197V195H204V197L205 198H203V194H202V191ZM207 190H208V192H209V190H210V192L208 193L207 192ZM215 190H217V191H215V192H217L216 194L215 193H213ZM222 190L224 191V192H222ZM244 190V189H243ZM253 190V189H252ZM254 190V191H255ZM262 190H264V189H262ZM72 191H73V189H72ZM213 191V192H212ZM233 191H235V192H233ZM245 191V190H244ZM243 191V192H244ZM251 191V190H250ZM249 190H247L245 193H246V195L247 194H249L248 192H250ZM205 192H207L208 194H206ZM242 192V191H241ZM240 192V193H241ZM228 193H230V194H228ZM232 193V194H231ZM66 194H68L67 196L69 197V199H68V197H66ZM212 194H214V195H218L217 196V198L214 196V195H212ZM244 194V193H243ZM208 195L209 196H211L210 198H212V199H209V197H208ZM225 197H224V196ZM242 195V194H241ZM241 195H240V197H241ZM246 195L244 194V196L246 197ZM250 195H252L251 194V192H250ZM250 195H247V196H249L250 197ZM254 195H253V198H254ZM261 195H264V193L263 194H261ZM244 196H243V198H244ZM63 197H64V199H63ZM233 198H234V196H232ZM231 197V198H232ZM249 197L247 198V199H245L246 201H244V202H246L245 204H240V205H242L243 207H247L249 204H250V200H251V198L249 199ZM252 197V196H251ZM258 197V196H257ZM256 197V198H257ZM260 197H263V196H260ZM62 198V199H61ZM71 198V199H70ZM208 199L207 201H205V200H203L202 201V199ZM215 198V201H217L216 202V204H217V206H215V204H214V207H218V209L220 210L219 212H221V213H223V217H222V219L224 218V219H228V218H230V219H228V221L226 222V221H223L221 218V220L219 219L218 220V216H214V215H216L217 214V208H216V211L217 212H215L214 211V215L213 214H211V210L213 211V210H215V208L214 209H211V207L213 206V204L212 203H214V199ZM243 198H241V199H243ZM252 198V200H254ZM264 198V197H263ZM80 199V200H79ZM240 199V201L242 202V200ZM262 199V198H261ZM83 200V201H82ZM209 200H213V202L211 203ZM223 200V199H222ZM223 200V201H224ZM236 200V199H235ZM244 200V199H243ZM257 200V202H259L260 200H258V198L256 199ZM239 201V202H240ZM247 201H249V202H247ZM263 201V200H262ZM261 201V202H262ZM204 202V203H203ZM207 202H209V203H206ZM220 203H221V200L219 201ZM228 202H230V203H232L233 202V199H232V202H231V200H229ZM234 202H236L235 204L237 205V200L236 201H234ZM233 202V203H234ZM244 202H242V203H244ZM256 202V203H257ZM226 203V202H225ZM224 203V204H225ZM233 203H232V205H233ZM251 203L253 204V202L251 201ZM255 202H254V205H257ZM264 203V202H263ZM211 205V207H210V210H208L209 209V205ZM222 204V203H221ZM223 204V205H224ZM234 204V205H235ZM248 204V205H247ZM252 204H250V206L253 208V206H252ZM227 205V207H231V204L230 205H228V203H226L225 204V206ZM233 205V206H234ZM235 205V206H236ZM239 205V204H238ZM239 205V207H241ZM245 205V206H244ZM259 205H260V202H259ZM234 206V207H235ZM250 206L248 207V209L250 208ZM258 206V205H257ZM264 206V205H263ZM263 206H262V209H263ZM237 208H238V206H236ZM235 207V208H236ZM242 207V208H243ZM260 207V206H259ZM256 208H258V207H256ZM69 209H70V211H69ZM253 209H255V208H253ZM229 210V211H228ZM239 210H241V208H238V211ZM264 210V209H263ZM74 211H75V213H74ZM238 211H237V213H236V211H235V213L236 214H240V212L238 213ZM253 211V210H252ZM251 211V212H252ZM255 211V210H254ZM257 211V210H256ZM72 212V213H71ZM145 212L148 214V213H150L149 214V217L151 218H148L147 220L149 221V222H151L150 224H149V222L146 220V218L148 217V215L146 216L145 215ZM219 212H218V214H219ZM260 212V211H259ZM259 212H256V213H259ZM71 213V214H70ZM216 213V214H215ZM262 213H264L263 211H262ZM262 213H260L261 215H262ZM70 214V215H69ZM191 214H193L192 215V217L191 218H193V216L195 217V219H192L191 221H189V215H191ZM195 214V215H194ZM224 214H225V216H224ZM198 216V219L200 220L199 222H196V223H194L196 220H198L197 219V216ZM251 215V214H250ZM144 216H145V219H144ZM230 216V217H229ZM238 216H240V215H238ZM142 217V218H141ZM214 217V219H216V217H218L217 219H216V221H219L218 223H219V225H217L218 223L214 220V219H212ZM226 217H228V218H226ZM261 217V216H260ZM260 217H257L256 219H258V218H260ZM153 218V219H152ZM201 218H202V220H201ZM241 218V219H240ZM150 219V220H149ZM188 221V223H187V221ZM247 219V218H246ZM245 219V220H246ZM249 219V218H248ZM145 220V221H144ZM172 220V221H171ZM184 220H185V224L183 223L184 222ZM212 220V221H211ZM216 222V224L214 225V221ZM236 220H235V223H236ZM201 221H202V223H201ZM204 221V222H203ZM244 221V220H243ZM249 221V220H248ZM247 221V222H248ZM172 222V223H171ZM190 222V223H189ZM193 222V223H192ZM221 222V223H220ZM225 222V223H224ZM232 222H234V220L232 221ZM231 222V223H232ZM256 222H258L257 220H256ZM183 223V224H182ZM199 223V224H198ZM205 223V224H204ZM212 223V224H211ZM227 223V224H226ZM235 223H233L232 224V227H234V225H235ZM244 223H246V221L244 222ZM170 224L172 225V226H170ZM191 225V224H193L194 226L191 228V226H190V228L188 227H186V226H189V225ZM196 224H198V225H196ZM224 224H225V226H224ZM242 224H243V222H241V224H240V226L242 227ZM169 225V226H168ZM183 225H185V226H183ZM231 225V224H230ZM247 225V224H246ZM253 225H254V223H253ZM256 225H257V223H256ZM244 226H245V224L243 225V227L241 228L242 230L244 229ZM248 226V225H247ZM252 226V225H251ZM195 227V228H194ZM57 228V229H56ZM194 228V230H192ZM247 228V227H246ZM251 228V227H250ZM258 229V228H257ZM52 230V231H51ZM246 230H248V229H246ZM251 230V229H250ZM188 231H190V233L188 232ZM191 231H193V232H191ZM195 231V232H194ZM243 231H245V229L243 230ZM252 231H253V229H252ZM254 231H255V229H254ZM259 230H257V232H258ZM188 232V233H187ZM196 232L197 233H199V234H196ZM250 232V231H249ZM249 232L247 231V235L249 234ZM261 232V231H260ZM160 233H162V235H163V233L164 234H171V235H175V234H177L180 238H178V237H173V239L175 238L176 239V241H175V239H174V245H178V247L176 248V246H175V248H173L174 246L172 245L173 244V242H170V241H172V240H168L169 241V245L171 246H173V247H171V249L168 247V242H165V240L167 239V237H164L163 236V240L160 238L162 235L160 234ZM175 233V234H174ZM197 235L198 237H196L195 235ZM246 232H244V234H245ZM151 234H154L153 236L151 235ZM161 235V236H159V235ZM193 234V235H192ZM251 234H253V233H251ZM255 234V233H254ZM48 235H50V236H48ZM149 235H151V237H149V238H151V239H153L152 237H156V235L157 236H159V237H156V239L158 238H160L158 241L156 240V239H153V240H151V239H149L148 240V236ZM167 235H165V236H167ZM192 235V236H191ZM242 235H243V232H242ZM132 236H134V239L136 240L135 242H136V244L137 245H135V248H134V243L133 242H131V245L129 244H126V243H128L129 241H131V239L132 240H134L133 238H132ZM189 236V237H188ZM191 236V237H190ZM193 236H194V238H193ZM235 236V237H234ZM245 235H243V237H244ZM251 236V235H250ZM252 236H254V235H252ZM251 236V237H252ZM58 237V238H57ZM184 239H182V238ZM186 237H187V239H186ZM234 237V238H233ZM246 237V236H245ZM248 237H249V235H248ZM250 237V238H251ZM257 237V236H256ZM169 239H172L171 237H168ZM190 238V239H189ZM240 238V240H241V238H242V236L241 237H239ZM254 238V237H253ZM40 239H42V240H40ZM50 239V240H51ZM165 239V240H164ZM182 239V240H181ZM144 240H146V242L144 241ZM147 240H148V242H147ZM150 240H151V242H153V243H151L150 242ZM161 240L162 241H164V243L163 242H161ZM190 240H192V242H193V244L195 245V246H193V244L192 245H190L192 242L190 241ZM249 240V239H248ZM167 241V240H166ZM181 243H180V242ZM183 241V242H182ZM186 241H187V243H186ZM231 241H232V243H231ZM237 241V240H236ZM245 241V240H244ZM243 241V242H244ZM253 241V240H252ZM251 241V242H252ZM159 242H160V244L163 246V245H165V246H163V247H167V249L165 250V251H167V253L168 252H170L169 254H167V257H166V254H164L165 253V251H164V255L162 256V251H163V247H161V245L159 244ZM178 242V243H177ZM195 242V243H194ZM250 242V241H249ZM248 242V243H249ZM250 242V243H251ZM260 242H261V240H260ZM263 242V241H262ZM50 243V242H49ZM163 243V244H162ZM184 243H186L185 245H184ZM190 243V244H189ZM199 245H198V244ZM230 243L233 245H231V248L233 247V250H232V252H233V254L231 255V253H229V255H227L228 253V250L227 249H229V247L230 246H228V245H230ZM235 243V242H234ZM238 243V242H237ZM245 243V242H244ZM42 244H44L43 246H45V243H40V245L39 246H41ZM51 244V243H50ZM95 244H97V247H95L96 245ZM100 244V245H99ZM101 244H102V246L104 247H101ZM104 244H105V246H104ZM132 244H133V246H132ZM147 244V245H146ZM179 244H180V246H182V248L184 247L185 248V246H186V252L185 251H183V253L180 251L182 248L181 247H179ZM240 244H241V242H240ZM246 245H247V243H245ZM252 245H253V243H251ZM95 245V246H94ZM98 245H99V247H98ZM149 246L150 245V247H148V248H145L144 246ZM190 245L191 246V248H190V246L188 247V246ZM197 245V246H196ZM238 245V244H237ZM259 245V244H258ZM90 246H91V249H90ZM92 246L94 247V248H92ZM241 246H243V244L241 245ZM254 246V245H253ZM260 246V245H259ZM38 247V246H37ZM49 247V246H48ZM48 247H47V249H48ZM50 247H51V245H50ZM102 249H101V248ZM144 247V248H143ZM187 247L188 248H190V251H188V249H187ZM193 247V248H192ZM243 247H245V245L243 246ZM250 248H251V246H249ZM249 247H247V248H249ZM39 248H42V247H39ZM44 248V247H43ZM95 248H97V249H95ZM100 248V249H99ZM150 248V249H149ZM179 248H180V250H179ZM183 248V249H184ZM260 248V247H259ZM262 248V247H261ZM264 248V247H263ZM147 249V250H146ZM148 249H149V251L150 252H148ZM168 249H169V251H168ZM174 249V250H173ZM184 249V250H185ZM237 249H239V248H237ZM236 249V250H237ZM252 249V248H251ZM250 249V250H251ZM254 249V248H253ZM257 249H258V247H257ZM99 250V251H98ZM144 250H146V254H147V256H145L146 254H145V251ZM175 252V250H176V254L173 252V251ZM179 250V251H178ZM230 250V251H231ZM247 250V249H246ZM255 250V249H254ZM263 250V249H262ZM137 251H138V253H137ZM142 251V253H140ZM144 251V252H143ZM227 251V252H226ZM229 251V252H230ZM238 251V250H237ZM241 251H243L242 249H241ZM245 251V250H244ZM258 251H260V249H258ZM37 252V251H36ZM188 252V255H186L185 254V256L183 255L184 253H187ZM248 252V251H247ZM247 252H245L246 254H248ZM263 252V251H262ZM133 253H135V254H139L138 255V257H137V259L134 257V258H132L131 259V263H130V258L132 257V254ZM150 253V254H149ZM180 253V254H179ZM191 255H190V254ZM239 253H240V250H239ZM239 253H237L236 252V254H238L239 255ZM143 254H145V255H143ZM243 254V253H242ZM242 254H240V255H242ZM257 254V253H256ZM260 252H259V254H258V256H260ZM161 257H163L162 259L160 258V256ZM181 255H183L182 257H180ZM190 255V257H187V256H189ZM262 255H264V252L262 253ZM93 258L94 256V259H92L91 257ZM141 256H142V261H141ZM153 256H155L154 258H153ZM191 256H192V259H191ZM226 256H229V257H226ZM237 256V257H236ZM244 256V255H243ZM252 256V255H251ZM255 255L253 254V257H254ZM97 257V258H96ZM166 257V258H165ZM184 257V258H183ZM194 257V258H193ZM223 257H225V258H223ZM231 257V258H232ZM244 257H246V256H244ZM249 257H250V255H249ZM147 258V259H146ZM173 257H172V260L174 259ZM182 258L183 259H185V260H182ZM190 258V259H189ZM229 259V260H232V259ZM240 259V260H238V259ZM242 258V259H241ZM248 258V257H247ZM259 258V257H258ZM86 261H85V260ZM133 259H134V261H133ZM157 259H158V261H157ZM159 259L161 260V261H159ZM174 259V260H175ZM180 259V260H179ZM194 259V260H193ZM224 259V260H223ZM236 259V260H235ZM250 259V258H249ZM253 259V258H252ZM38 260V259H37ZM69 260V261H68ZM76 260H74L73 262H76ZM136 260H137V262H136ZM165 260V261H164ZM171 260V261H172ZM229 260H227V261H229ZM247 260V259H246ZM251 260V259H250ZM249 260V261H250ZM254 260V259H253ZM253 260H251L252 261V263L251 264H264L263 262L264 261H262V262H258V260H260V258L259 259H257V256L255 257V260H256V263H255V261H253ZM71 261V262H70ZM170 261V258H169V262H171ZM176 260H175V262H176V264H180V263H178ZM250 261V262H251ZM70 262V263H69ZM183 262V263H182ZM190 262H188L187 261V263L189 264ZM29 264H30V262H28ZM37 263V262H36ZM141 263V264H142ZM152 263V261L151 262H149V264H151ZM163 263V264H164ZM186 263V264H187ZM230 263H232V261H229L228 262V264H230ZM27 264V263H26ZM35 264V263H34ZM76 264V263H75ZM170 264V263H169ZM172 264H175L174 263V261H173V263ZM185 264V263H184ZM223 264H227V263H223Z\"/></svg>",
  "mask_w": 264,
  "mask_h": 264
},
{
  "label": "rangeland",
  "instance_id": "374dc122",
  "mask_svg": "<svg viewBox=\"0 0 264 264\" xmlns=\"http://www.w3.org/2000/svg\"><path fill=\"white\" fill-rule=\"evenodd\" d=\"M1 1H2V2L0 3V8L2 9L3 13H5V11H6V10L8 11V10H9V7H12V5H13L14 3H17V2H18V3H21L23 0H16V1L13 0V1H12L13 4H12L11 0H10V3H9V0H7V1H6V0H1ZM34 1H36V0H33V2H34ZM43 1H45V0H43ZM43 1H42V0L40 1V0H39L38 2H42V4H43ZM49 1H50V3H51L52 0H49ZM58 1H59V2L62 1V2H60V3L58 4V8H55V10L53 9L54 11L52 10V12H54V13L56 12V14H54V13H53V14L50 13V12H49V11H51L50 9H49V11H48L47 9L41 8V9H44V10H43L44 13L42 14L43 11H42V12H41V10H40V11H37V9L40 8L39 6H40L41 3H38V4H39V6H38V5H37V2L34 4V3L32 2V0H31V2H28V1L26 2V0L23 1L22 4H23V6H25V7H23V6L19 5V4H14V6H13V8H14V7L16 8V9L14 8V11H15V13H16V10H17V11L19 10V12L21 11L20 8L17 9V7H21V8L23 7V8L25 9V8L27 7L26 5L29 6V5H30L29 3H31V4H33L34 6L36 5L37 8L34 7V6L32 5L34 8H33L32 6H31V8H32L35 12H34L32 9H30V10H31V13H30V12H28V13L32 14V13L34 12V13L36 14V12H37V13L39 12V13L42 15V17L40 16L39 19H38V18L36 19V18H35L36 16H33V17H34V20H37V21H38V22L35 23L34 26H37V25H38V26H37V27H30V28H32V30H33V28H35V29H37V30L34 29V30L36 31V33H35V31H34V32H33V31L31 32L33 35H32L31 33H29V35L31 34L32 38L29 37L28 33H27L28 36L25 35V36H26V37H25V39H26L25 41H26V42L32 41V39H33V40H34V39L37 40V39L39 38V36H40L41 38H43V35H42L43 33H44V35L48 33L49 36H50V32L53 31L52 34H54V36L56 35L55 37H53V39L57 41V44L53 43V40H52V39H49V38H52V36H51V37H48V38H45L46 40H42L41 38L39 39L41 43L39 44L40 46L37 47L39 50H36V52H37V55H38V53H40V54L42 55V57H40V56H41L40 54H39L40 56L38 55L39 57H37V55L35 54V56L39 59V60L36 59V61H37V60H38L39 62L41 61L40 63L38 62V64H37V62H36L35 65H38L40 69H41V68L44 69L43 71H44L45 73L42 72L39 68H38V71H37V69H36L37 72H36V71H35V72L37 73V75L39 74V72H41V73H40V75L42 74L41 76H40V75H39V76L34 75V77L31 76L32 78H30V76L28 77V75L30 74V73L28 74V71H29V70H30V72H32L33 74H35L34 70L32 69L33 66H32L31 63H30V62H33V61L30 59L31 61L28 62V60H27V63H26V64H27V66L30 64V65H29V67L31 68V69H30L29 67L27 68L26 64L23 65V64L26 62V61L23 60V57H21V56H19V57L16 56L15 53H17V55H19V54H18V51H19V49H20V45H21V44H17V45H15L14 47H12V46L10 47V46H9V45H12L13 40H14L13 38H15V39H16V38H20V35H21L20 33H21L22 31L25 32V31H26V28H24V27L22 28V27H21V30H20V28H19V30L21 31L20 33H17L18 31L15 32L14 30H9V31H8V30H7L8 28H7V29H6V30H7V31H6L7 33L4 32L3 36H1V38L3 37V40H5V41H3V40L0 38V42H1V40H2V43L0 44V48H1L0 50H2V49L4 50V51H2V53L4 52L3 55H2V53H0V55H1V57H2V58H0V60L2 59V61H3V58H6L4 55L7 56L9 53H10V54H12V53L14 54V55H11V56H14V57L16 56L15 58H11V59H9V58L11 57L10 55L7 56V60H9V61L11 60V61H10V64H12L11 67H10V66L8 65V61L5 62V63H6V66H9V67H10L9 69H7L6 66H5V68L7 69V72H8L10 69H13V66H14V65H16V67H17V68L14 67L15 70H14L13 72H11V70L9 71V73L7 74V78H6L5 81H4V77L6 76V73H5L6 71L3 72L4 69H5V68H3V67H4L5 63H4V65H3L2 62L0 63V67H1V65H2V68H3V71H2V68H0V69H1L0 72L5 73V75H4V74H2V75L0 74V75H1V78H0V79H1V83H0V89H1V90H0V99H1V100H2V98H3V100L7 99V98H5V97L8 96V95L10 94V91H11V94H13L12 96H11V94L8 96V97H9V99H8L9 101L6 100L7 102H6V101L3 102V101L0 100V102H3L2 105L0 104V109H1L0 112H1V111L3 112L4 110L6 111L7 108H8L7 110H9V109L11 108L10 110H13V111H11L12 114L15 115L16 112H17L16 109L19 111L22 107L25 108V106H23V103H25V102H27V101H28V103H26V104H24V105H27L26 107H27V110H28V109L31 108V106L34 105V101H35V99L33 98V96H34V97H37V99H41L42 101L39 100V102L42 103V105H41L39 102L36 103V101H37V99H36V101H35L36 104H35V106H34L35 108L33 107V108L36 109V110H34V109L32 108V109H30V113H31V111L34 110V113H33V114H36V113H37L36 115L39 116V114H38V113L40 112V110H39V109H40L39 105H40L42 108L45 107V108H48V110L50 109L49 111L52 110V115L50 114V112H48V114H47L48 116H49V115L51 116V117L49 116V117L51 118V120L49 119V120H47V121H48V122L51 121V122H50L49 124L47 123L48 125H47V124L45 125V123H44V126H45V127L42 126V125H43V122H42V125L39 123V125H41L42 127H41V129L38 127V129H36V130H32V127H28L29 129H28V128L25 129V127H26L25 124H27V123H26V120H27V119H32V116H36V115H32L31 118H30V115H28L29 117H28V116L25 117V116L23 115L24 113H23V114L21 113V112H23V111L20 110V113L17 112V115L21 114V115H23V116L26 118V120L24 121V122H25L24 125H23V123H24L23 121L20 122V124H22V125L25 126V127H22V129H20V128H21V125H20V128H19V126L17 127V128H19L20 130H23V129H24V130L29 131V132H34V134H32V135H35V134L37 135V133H38V135L41 134L40 137H43V138H44L45 136H47V134L44 133L45 131L48 130V132L50 131V133H51L52 130H50V129H54V130H55L54 132L58 133L57 135H55L57 138L54 136V137L56 138V140H54V142L56 141L55 144H57V143L59 144V142H61L60 145H59V147H58V145H56V146L58 147V149H59V148H63L64 145H63L62 142L67 138V136H69V135L72 136V135H74V134H75V136H76V134L79 133V135H77L76 138H80V137H81V136H80V133H81V132L83 133L85 130H87V129H85V128H84L83 130H81L83 127H87V128H88V125L90 124V126H89V128H88V130H89L90 127H91V125L93 126V124H95L96 122H100L101 120H104V119H100V121H99V118H101V117H98V116H97V115H99V114L101 113V111H100L101 109H106L105 111H108V110H109V112H110V111H112V108H114V109L116 110V111H115V110H114V111L117 113V116H115L116 113H114V114L111 113V115H113V116L116 117V118L119 117V120H120L121 116H123V114H124V118H125V116H126L128 110H129L130 108L134 107V106L136 107L135 104L137 103V102H136L137 99H140V103L142 104V102H144V99L146 98L147 94H149V92H150L151 90H153V92L155 93V91H156L157 88L161 90V88L167 86L166 83H164V82H167L168 79H169V77H170V80H169V81L172 83V80H173V79L171 78V76H172V77H175V76H176V73H178V72L180 71L181 68L184 69V67H185V69H186V67H187L188 69H190V70H187V69L185 70V71H186V74H187L189 71L191 72L192 70H194L193 73H195V72L197 71V69H199V66H198V65H200V69H202V71H199V70H200V69H199L197 72H200V74H201V73L205 70V71L208 73V74H206V75H208V76L210 75V73H212V75L214 76V73H217L216 71H219L218 73H220V71H221L223 68L227 69V70L229 71V73L232 72L234 69H237V70H234L236 76H235L234 72H232L233 74L231 73V76H230V75L228 76L229 73H228L227 70L224 71V72L221 71V73L223 72L222 74H225V73L227 72V73H226V77H225L226 80L223 79V77H222L223 75H222V74H221V75L219 74V76L222 77V80H221V81H223V82L226 81V82H224V84L227 83V84H226L227 86H224V89H223V86L221 87V85H222L223 83L221 84V82H219V81H220V78H219L218 74H216V77L218 76L217 78H219V81L217 80V82L213 83V80L215 81L217 78L212 77L211 79H213V78H214V79L210 82V81H209L210 78L208 79V76H206V75L204 74V73H205V71H204L203 74H201V75H202V76L204 75V76L207 77V79H208V80H207V79L203 76V78H205V79H204V80H205V82H204L205 85H204V86H205L206 88L208 87V89H207L208 91L203 89L204 92L207 91L208 94L211 92V93H210V94H211L210 96H211L212 98H213V96H214V97H215V96H218V99H220L219 102H220V104H221V108H222V109H223L224 105L228 106V105H227V102H228V101H226L225 104H224L223 107H222V104L224 103V100H230V99L232 100V99H233V98L225 99L226 96H225V97L223 96V99H224V100H223V103H222V100H221V99H222V98H221L222 95H220V94H223V90H224V95H227V93H228V94L231 93L230 95H232V94H234L237 90H238L239 92H238V93L236 92V93H237L236 95L241 94L240 92H243V93L246 92L244 96H243L242 94H241V96H240V95H239V96H236L240 101L235 97V99H237V101H238L239 103L241 102L240 105L243 103V108H242V105H241V106H238V105H235V106H234V105H232V106H234V107H236V108L239 107V108L237 109V111L239 112L238 114H239L240 116H243V115H245V114H247V113L249 112V113H248V116L245 115L244 117H240L238 114H236V115H237L236 118H238V116H239L241 119L246 118V117H250V119H249V118H246V121H245V119H243V121H245V123H246V122L249 123V124L246 123L247 126L252 125V124L255 125L254 123H255V122H258L257 120H260V122L264 120V119L262 120V118L264 117V108H263V107H264V103H263V104H260V103H262L263 100H264V96L261 97V95H263V93H264V87H263V86H264V84H263V83H264V81H263V79H264V72H263L264 69L262 70V68H264V47H263V45H264V24H263V23H264V19H263V18H264V17H263V16H264V14H263V13H264V6H263V5H264V0H248V1H247V0H236V1H237L236 3H237L238 8H237V6H236L235 0H233V2H231V0H222V1H220V0H215V1H213V0H194V1H193V0H190V1H187V0H183V1H182V0H177V1H176V0H174L176 3H175L173 0H172L173 2L170 1V0H157V3H156V1L154 0L155 3H156V4H154V5H153L154 2L151 0L152 3H150L151 1L149 0L148 4L150 3L151 5L149 4V5H150V6H149L148 4L145 3L146 5H148V6L145 5V7H144V2H147L148 0H147V1H146V0H141L142 2L144 1L143 3H142L140 0H138V1L134 2V3L132 4V6H131V3L133 2V0H119V2H118V0H117L118 5L115 4L116 6H114V5L112 4L113 7H112V6L110 7V5H111V1L106 2L107 0H105V3H106L107 5H106V4H103L104 2H103L102 4H103L105 7L107 6L106 8L101 4V2H102V0H101V2H100L101 5H99V6H96V7H94V8H92V7L90 6L91 9H90V7L88 6L89 10L86 11V13L88 14L89 11H90V13H91L92 11H93V12H92L89 16L87 15V16H88V17H86L87 19H84L86 25H85V23H83L84 25L81 23L82 21L84 22V20H82L83 17H81V15L83 14V13L81 12L82 10L79 12V10L77 9V6H76V7L74 6L75 4L77 5V4H79V3H75V2H73V0H70V1H72L71 3H74V5L71 4V3L69 2L70 4H69V6H67V8H66V5H68L67 0H58ZM68 1H69V0H68ZM75 1H76V0H75ZM79 1H80V0H79ZM112 1H113V0H112ZM128 1H129V2H128ZM131 1H132V2H131ZM139 1H140V2H139ZM169 1H170L171 4L168 3ZM179 1H180V2H179ZM186 1H187V2H186ZM196 1H197L198 3H197ZM205 1H206V2H205ZM208 1H209V2L211 1V2H210V3H211V6H212V4H213L212 2H214L215 5H216V3L219 1L221 4L218 2L217 6L220 8L221 5H222V6H224V8H223V7L220 8L221 10H219V8H218V11H217V9H216V10L214 9V8H217L216 6H215V7H214V6H213V7L210 6V7H211V8H210V7H208V6L210 5V3H209ZM227 1H228V2H227ZM242 1H244V2L246 1V2L244 3V2H242ZM250 1H251V2H250ZM253 1H254V2H253ZM3 2H4V3H3ZM46 2H47V1H46ZM46 2H45V3H46ZM52 2H54V1H52ZM63 2H64V3H63ZM65 2H67V3H66V5H65V7H64ZM76 2H77V1H76ZM115 2H116V0H115L113 3H115ZM126 2H128V3L131 2V3L128 4V3H126ZM138 2H139V4H136V3H138ZM160 2H161V4H159ZM193 2H194V4H195L194 6H193ZM222 2H225V3H223L224 5L222 4ZM238 2H239L240 4H239ZM248 2H249V3H252V4H249ZM7 3H9V4H7ZM25 3H26V5H24ZM27 3H28V4H27ZM48 3H49V2H48ZM50 3H49V4H50ZM119 3H120V4H119ZM122 3H123V4H122ZM124 3H126V4L128 5V7L130 6V8H128ZM141 3H142V4H141ZM163 3H164V5H162ZM174 3H175V4H174ZM179 3H182V5L179 4ZM204 3H205V4H204ZM1 4H3V6H1ZM10 4H11V5H10ZM42 4H41V7H43V5H44V4H43V5H42ZM62 4H63V5H62ZM121 4H122V5H121ZM140 4H141L144 8L141 7ZM188 4H190L191 7H188ZM196 4H197V5H196ZM226 4H227V5H226ZM229 4H230L231 6H230ZM232 4H234V7H233ZM247 4H248V5H247ZM4 5H6V6H4ZM17 5H19V6H17ZM45 5H46V4H45ZM60 5H61L62 8L64 7L63 10H65V8H66V10L63 11L62 8L60 7ZM119 5L122 6V9L126 6V7H127V8L125 7L126 10H127V9L131 10L130 12H131L132 14H131V13L128 14V12H126V10H125V8H124L123 10L127 13L126 16H128V15H129V16H128V17H125V18H124L123 16H121V15H123V14H124V16H125V12L122 11V12H123L122 14L119 13V10L121 9V6H119ZM124 5H125V6H124ZM133 5H136V6L133 7ZM152 5H153L154 7H153ZM165 5H168V6H166V9H165L166 11L164 10ZM170 5H171V7H170V9H169L168 7H169ZM172 5H173V6H172ZM178 5H179L180 7H178ZM185 5H187V7H185ZM200 5H202V6L200 7ZM203 5L206 6V7H203ZM239 5H240V7H239ZM254 5H255V7H254ZM16 6H17V7H16ZM49 6H50V5H48L47 7H49ZM78 6H79V5H78ZM80 6H81V5H80ZM80 6H79V9L82 8V7L80 8ZM151 6H152L153 8H152ZM160 6H162V7L164 6V8H163V9L161 8V9H160L161 11L159 12L158 10H159ZM174 6H175V8H174ZM183 6H184V7H183ZM225 6H226V7H225ZM229 6H230V7H229ZM242 6H243V9H242ZM248 6H249V7H248ZM5 7H6V8H5ZM45 7H46V6H45ZM59 7H60L61 10L59 9ZM68 7H69V8H68ZM102 7H103V8H102ZM114 7L117 8V9L120 8V9H118V11H115V13H116V14L119 13V18H120V16H121V18H123V20L125 21V23H127V26H126V25H125V27H124V26H120V23H121V22H122V24H123V22H124L123 20H122V21H118L119 26H117V24L115 25V23H117V22H116L117 20H116V21H115V20H112V22H113V23H112L111 20H110V18H109V19H105V21L108 20V21H107V24L111 22L112 25H113V26L115 25L116 27L114 26L115 29H112V25L109 26V27H111V28H109L108 32L110 33V29H112L110 35L113 33L112 36L110 37L109 33H107V29H108V27H107V26H103V25H107V24H105L106 22L103 21V23H104V24L102 23L103 29H104V27L107 28V29H105V30H106V34L104 33L105 36H104V35H101V33L104 32L105 30L102 31V32L99 31V34H100L99 36H101V37L104 36V37H105V38H102L103 41H104V39H106V37H107L108 39H106V40H108V41L105 40V41L103 42V41L100 39V41L103 42V44L101 45V43H100L99 40L96 41V40H97L96 37H97V38H101V37H98L97 32H98V30L101 28V22H102V21L100 22L99 20H97V21H98L97 23H96V21H95V22L93 21V22L95 23V26H94V25H92V24H94V23L91 21V18H92V20H93L94 18L96 19L97 16L99 17V16L102 14L103 16H100V18H99L100 20H102L103 18H105L107 15L110 14V11L112 12L111 15H113V13H114L113 11L115 10ZM131 7H132V9H131ZM146 7H149V8H147L146 11H145L144 9H145ZM150 7H151V8H150ZM156 7L158 8V10H157ZM177 7H178V8H177ZM181 7H182L183 9H182ZM199 7H200V8H199ZM13 8H10V9L12 10ZM27 8H28V7H27ZM27 8H26V9H27ZM29 8H30V6H29ZM88 8H87V9H88ZM98 8H99V9L102 8V9L99 10ZM108 8H112L113 10H110V9H108ZM137 8H138V9H137ZM154 8H155V9H154ZM187 8H188L190 11H189ZM193 8H195V9L193 10ZM197 8H198V9H197ZM209 8H210V9H209ZM225 8H229L230 10H231V8H232V10H231V12H230L229 9H228L229 11H225V10H227V9H225ZM234 8L236 9V14H234V13H235V9H234ZM255 8H256L257 10H256ZM1 9H0V12H2ZM3 9H5V10H3ZM35 9H36V10H35ZM56 9H59V10H56ZM87 9H86V10H87ZM97 9H98L99 11H98ZM117 9H116V10H117ZM122 9H121V10H122ZM133 9H134V10L136 9V11H134ZM149 9H150V10H149ZM168 9H169V10H168ZM174 9H177V10H175L176 12L172 11V10H174ZM186 9H187L188 11H187ZM191 9L193 10L194 13H190V14H189L188 12H192ZM201 9H202V10H201ZM205 9H207V10H205ZM240 9H241V10H240ZM251 9H252V10H251ZM253 9H254V10H253ZM11 10H9L8 13H9V12L12 13L13 10H12V11H11ZM22 10H23V9H22ZM30 10H27V11H30ZM46 10H47V11H46ZM69 10H70V12H69ZM71 10H73V12H77V13H78L76 17H78L79 14H80L79 17H81V18L78 17V19L81 20V22L78 21V22L81 23V24L79 23L81 26H79V24H78V26H79L81 29L78 28L76 34L73 33V32L75 31L74 28H76L75 25H74V26L72 25L73 27H71V24L68 22V21L71 22V19L73 18L72 16H74V15H72V16L70 15V14H72V13H71V12H72ZM102 10H103V11H102ZM121 10H120V11H121ZM142 10H143V11H142ZM152 10H153V11H152ZM156 10H157V11H156ZM162 10H164V11H162ZM181 10H182V11H181ZM198 10H201V11H198ZM209 10H210V11H209ZM222 10L225 11L226 13H228L229 15H228V14H225V12L223 13ZM242 10H244V11H242ZM260 10H261V11H260ZM27 11H26V12H27ZM62 11H63V12H62ZM66 11H67V12H66ZM95 11H96V12H95ZM101 11L104 12V14H103V13H100ZM107 11H109V12H108L109 14L106 13V15H105V12H107ZM167 11H168V12H167ZM169 11H170V12H169ZM202 11H203V12H202ZM208 11H209L210 14H206V13H208ZM214 11H215V14L213 13ZM216 11H217V12H216ZM219 11L222 12V13H220ZM241 11H242V12H245V14L243 13L245 17L243 16V14H242ZM255 11H256V12H255ZM257 11H258V12H257ZM23 12H24V11H22V13H23ZM46 12H47V14H46ZM48 12H49L50 14H49ZM64 12H65V13H64ZM135 12H136L137 15L135 14ZM137 12H139V13H137ZM153 12H154V13H153ZM173 12H174L176 15H175ZM177 12H180V14H179V13L177 14ZM199 12H200V13H199ZM218 12H219V13H218ZM232 12H233V13H232ZM247 12H248V13H247ZM251 12H252V13H251ZM8 13H7V14H8ZM10 13H9V14H10ZM34 13H33L32 15H35ZM57 13H58V14H57ZM61 13H62V15L60 16ZM69 13H70V14H69ZM93 13H94V14H93ZM98 13H100V15H98ZM145 13H146V14L148 13V14L145 15ZM155 13H156V14H155ZM159 13H160V14H159ZM162 13H164V14L161 16ZM169 13L174 14V16H176V18H177L176 20L182 19V20H184V21L181 20L182 22H184V23L187 22V23L184 24V23H182V22H179L180 20H179L178 22H177V21L175 22V21H174L175 17H174L172 14L169 15ZM182 13H184V14L188 13V15H184V14H182ZM195 13H197V14L199 13V14L197 15V14H195ZM204 13H205V14H204ZM217 13H218V14H217ZM237 13H238V14H237ZM257 13H258V15H259L260 17H256V16H258ZM260 13H261V14H260ZM7 14L5 13V14H3V15H1V16L4 17V15L6 16ZM9 14H8V15H9ZM25 14H27V13H25ZM63 14H64V15H63ZM68 14H69V15H68ZM84 14H85V13H84ZM96 14H97V15H96ZM133 14H134V15H133ZM141 14H143V15H141ZM150 14H152L151 16H154V15H155L154 18H149V17H151ZM165 14H168L169 16L166 15V17H165V16H164ZM192 14H193V15H192ZM202 14H203V16H202ZM212 14H213V15H212ZM219 14H221V15H219ZM251 14H252V15H251ZM262 14H263V15H262ZM23 15H24V14H23ZM23 15L21 16L22 19H23ZM32 15L29 16V14H28L29 17H28V19L26 18V21L28 20V21H27L28 23H29V19L32 18V17H31ZM49 15H50V16H49ZM53 15H54V16H53ZM56 15H57V16H56ZM58 15H59V16H58ZM66 15H67V16H66ZM94 15H95V16H94ZM144 15H145V16H144ZM156 15H157V18H158V16H160V17L158 18V20H156V21H157V24H156V26L154 27L155 24L152 23V22H155V21H152V20H153V19H157V18H156ZM171 15H172V16H171ZM177 15H178L179 17H178ZM180 15H181V16H180ZM189 15H190L191 17H190ZM199 15H200V16H199ZM206 15H207V18H206ZM210 15H211V16H210ZM215 15H216V16H215ZM218 15H219L220 17L222 16V18H223V16H224V19H225V16H226V17H229V16H230V17H229V23H228V20H227V21L225 20V21L227 22V24H229L230 26L232 25V23H233V25L235 24L234 21H237L236 24L234 25L235 28H233V27H229V25H226V23L224 22V20H223L222 18L218 17ZM227 15H228V16H227ZM255 15H256V16H255ZM25 16H27V15H24V17H25ZM43 16H44V17H43ZM45 16H46V17H45ZM47 16H48V18H47ZM55 16H56V17H55ZM64 16H65V17H64ZM85 16H86V15H85ZM92 16H93L94 18H93ZM115 16H116V15H115ZM163 16H164V17H163ZM170 16L173 17V18H172V19H173L172 21L170 20ZM182 16H183V18H182ZM209 16H210V17H209ZM239 16H240V17H239ZM2 17H1V18H2ZM21 17H20V18H21ZM60 17H61V19H60ZM63 17H64V18H63ZM66 17H67V18H66ZM89 17H91V18L89 19ZM101 17H102V19H101ZM113 17H114V16H113ZM117 17H118V15H117L115 18H116V19H119V18H117ZM129 17H130V19H132L131 21H129V22H131V25H132V26H133L132 22H134V20L137 21V19H138V21L140 20L139 22H141V27L143 26V28H145V25H146V26L149 25V23H148L147 21H149V22L151 21V22H150V25L154 27L153 30L155 31L154 33H156V34H155V35H152V37L150 36V38H152V39H150V40H153V41L150 42V44H149V41H150V40H149L148 42H147V40H145V38H146V39H149V38H148L149 36H146V37H144V39H143V35L145 34V33H144L145 30H143V33H142V31H141L142 28H141V27H139V28L141 29V30H140V31H141L140 34H138V30H139V29L137 30V28H136V30H134L135 28H134V27H131V26H130L129 28H127V27L129 26V23L126 22V20L128 21V20H129V19H128ZM135 17H137V18H135ZM140 17H141V19H140ZM145 17H148L149 19H148V18H145ZM162 17H163V18H166V19L169 18L168 20H169L170 22H167V20H166V23H168V24H167L168 26H167V25H166V27L164 26L166 23H165V21L162 20V19H163ZM186 17H188V18H186ZM199 17H200V18H199ZM202 17H203V18L205 17V18H204L205 20H203ZM211 17H212V18H211ZM236 17H237V18H236ZM243 17H244V18H243ZM248 17H249V18H248ZM253 17H254V18H253ZM255 17H256V18H255ZM262 17H263V18H262ZM1 18H0V19H1ZM40 18H42L43 21L40 20ZM45 18L48 19V20H46ZM55 18H57L56 20H58V21L60 20V24H61V25H59V23L55 22V21H56ZM62 18H63L64 22L61 21ZM69 18H71V19H69ZM74 18H75V17H74ZM106 18H108V17H106ZM115 18H112V19H115ZM121 18H120V19H121ZM143 18H144V19H143ZM161 18H162V19H161ZM185 18H186V19H185ZM189 18H191V20H190ZM208 18H209V19H208ZM214 18H215V21H214ZM250 18H251V19H250ZM258 18H260L261 20L258 19ZM68 19H69V20H68ZM120 19H119V20H120ZM145 19H148V20H146V21L143 23L142 21H144ZM150 19H151V20H150ZM159 19H160V20H159ZM196 19H198L200 23H201V22H202V23L206 22V25H205V26H204L203 24L200 25V23H199ZM219 19H221V20H219ZM226 19H228V18H226ZM239 19L241 20V22H240ZM242 19H244V20H242ZM257 19H258V20H257ZM32 20H33V19H32ZM32 20H31L30 22H32ZM34 20H33L32 23L35 22ZM49 20H50V21H49ZM51 20H52V21H51ZM53 20H54V21H53ZM65 20H66V21H65ZM109 20H110V21H109ZM161 20H162V21H161ZM202 20H203V21H202ZM207 20H208L209 22H208ZM212 20H213V23L211 22ZM217 20H218L219 22H218ZM250 20H251V21H250ZM252 20H253V23H251ZM254 20H255V21H254ZM256 20H257V21H256ZM45 21H46V22L49 21V22L46 23ZM89 21H90V22H89ZM138 21L136 22V25H134V26L138 27L137 25L140 24ZM158 21L163 22V23H160V22H159V24H158ZM220 21L224 22V23H223V26H227V27H228L227 30L225 29L226 27H223V26H222V22H220ZM231 21H232V22H231ZM249 21H250V22H249ZM258 21H259V22H258ZM50 22H51V24H50ZM62 22H63V23H62ZM87 22H88L90 25H92V26H91V27H88V23H87ZM99 22H100V23H99ZM114 22H115V23H114ZM146 22H147L148 24H147ZM171 22H172V23H171ZM174 22H175V24H176V23H177V24L175 25ZM207 22H208L209 24H208ZM230 22H231V23H230ZM25 23H26V22H25ZM25 23H24V24H25ZM39 23H40V24H39ZM45 23H46L47 25H45ZM53 23H54V25H53ZM55 23H57V26L55 25ZM66 23H68V24H66ZM111 23H110V24H111ZM137 23H139V24H137ZM151 23H152V24H151ZM164 23H165V24H164ZM214 23H215V24H214ZM219 23H221V24H219ZM257 23H258V24H257ZM26 24H27V23H26ZM26 24H25V25H26ZM36 24H37V25H36ZM62 24H63V25L65 24L64 28H65V31L67 32V33H66V32L64 31L65 35H64L63 32H61V29H62V31H63V28L59 29V26L63 27ZM97 24H98V26H97ZM134 24H135V22H134ZM153 24H154V25H153ZM162 24H163V26H162ZM169 24H171V25H169ZM186 24H187V25H186ZM188 24H189V26H188ZM224 24H225V25H224ZM237 24H238V25H237ZM243 24H244V26H243ZM29 25H31V24H29ZM41 25H43V26H41ZM52 25H53V27H52ZM82 25H83L84 27H85V26L88 27L89 29L87 30V28H86V27H85V28L82 27ZM90 25H89V26H90ZM108 25H109V24H108ZM150 25H149V27H151ZM157 25H158V26H157ZM178 25H180V26L182 25V26L180 27V26H178ZM195 25H196V26H195ZM202 25L204 26L205 29H204V28H202V29L199 28L200 26L202 27ZM207 25H208V26H207ZM220 25H221V26H220ZM233 25H232V26H233ZM236 25H237V27H236ZM261 25H263V26H262L263 28L261 27ZM32 26H33V25H32ZM39 26H40V27H39ZM48 26H51V27H48ZM96 26H97V27L100 26V28H99V29H98V28H93V27H96ZM173 26H174V27H173ZM183 26H185L187 29H184L185 27H183ZM210 26H211V27H210ZM214 26H216V27H214ZM41 27H42V28H41ZM54 27H56L57 29L54 28ZM66 27H67V28H66ZM68 27H69V28L71 27V30H72V29H73V30L70 31V29H69ZM117 27H118V29H119L120 27H121V28L124 27V28H123L124 31H122L123 29H120L121 31L118 30ZM156 27H157V29H156ZM158 27H159V28H158ZM162 27H163V30H162V29L159 30V29L162 28ZM167 27H168V28H167ZM170 27H171V28H170ZM189 27H192V28H193V31H191L192 28L190 29ZM195 27H197V28H195ZM206 27H208V28H206ZM213 27H214V28H213ZM238 27H239V28H238ZM247 27H248V28H247ZM30 28H29V29H30ZM38 28H39V32L37 33ZM48 28H49L50 30H48ZM53 28H54V29H53ZM82 28H83V29H82ZM125 28H126V29H125ZM131 28H132V29H131ZM146 28L149 29L148 27H146ZM146 28H145V29H146ZM166 28H167V29H166ZM169 28H170L171 30H173V31H172V32L169 31V30H170ZM182 28H183L184 30H186L187 33H186V31H184V32H182V33H184L183 35L179 34L180 31H179V33H178V29H179V30H180V29L182 30ZM188 28H189V29H188ZM212 28H213V29H212ZM220 28H221L222 30H219ZM240 28H241V29H240ZM242 28H243V30H242ZM23 29H24V30H23ZM58 29H59L60 31H59ZM67 29H68V30H67ZM84 29H86V30H84ZM94 29H96V30H94ZM97 29H98V30H97ZM103 29H102V30H103ZM116 29L118 30V32L120 31L122 34L117 32V33L114 35L115 31H117ZM129 29H130L131 31L134 30V33H135V34H133V32H130ZM147 29H146V32H148L149 30H151V31L153 32L152 27H151L148 31H147ZM155 29H156V30H155ZM165 29H166V31H165V32H162V31H164ZM206 29H207V31H206ZM211 29H212V30H211ZM228 29H230V30L232 31V33L235 31V33H233V34H236V33L239 34V35L236 34L237 36L234 35L236 40H235V39L233 40V38H232L233 36H231L232 40H229V39H230V36L226 35V33L229 34V31H230V30H228ZM232 29H233V30L235 29V30L233 31ZM236 29H237V31H236ZM244 29H245V31H244ZM27 30H28V29H27ZM41 30H42V31H41ZM47 30H48L49 32H48ZM51 30H52V31H51ZM55 30H56V31H55ZM91 30H92V31H91ZM113 30H115V31H113ZM125 30H127V31H125ZM158 30H159V31H158ZM198 30H199V31L202 30V31L199 32ZM203 30H205L206 33H205V31H203ZM213 30H214V32H213ZM217 30H218L219 32H218ZM223 30H225V31L223 32ZM240 30H241L246 36H245L242 32L240 33V32H239ZM254 30H255L256 32H254ZM13 31H14V32H13ZM79 31H80V32H79ZM81 31H82V33H81ZM90 31H91L92 33H93V31H94L93 34H94V35L97 34V36H96L95 38H93L94 35H93ZM95 31H96V34H95ZM128 31H129V32H128ZM151 31H150V32H151ZM156 31H158V32H156ZM174 31H175V33H174ZM188 31L192 32V34H190V32L188 33ZM195 31H196V32H195ZM227 31H228V32H227ZM260 31H261V32H260ZM8 32H9V33H8ZM10 32L12 33L11 35H9ZM23 32H22L21 38H20L19 40H14V41H19V42H20L21 39H22V41H23V40H24V37H23L24 34H23ZM45 32H46V33H45ZM100 32H101V33H100ZM126 32H127V33H126ZM150 32H148V33H150ZM152 32H151V34H152ZM166 32H167V33H166ZM168 32H169L170 34H168ZM176 32H177V34L179 35V37H178V35L176 34ZM193 32H195V33L197 34V37H196V34L193 33ZM198 32H199L200 38H199ZM220 32H221V34H222V32H223L224 35L221 36ZM238 32H239V33H238ZM258 32H260V33H258ZM262 32H263V33H262ZM15 33H16V35H15ZM39 33H40V34H39ZM68 33H69L72 37H74V34H75V35H76V36L74 37L75 40L77 41V38H78V40H79L80 42L78 41V42L76 43V42H74V41H75V40H74L73 42H70V43L73 44V45L68 44V42L70 41L69 38H71V36L68 35ZM71 33H72L73 35H72ZM79 33H80L81 36L78 35ZM87 33H88V34H87ZM124 33H126L127 35L124 34ZM157 33H159V35H158ZM163 33H165L166 35H164ZM172 33L176 34L177 36H175V35L173 34V35L175 36V38H174V36L172 35ZM202 33H203V34H202ZM208 33H209V34H208ZM217 33H218V34H217ZM232 33H231V34H232ZM257 33H258V35H256V37L253 38V35L255 36V34H257ZM6 34H7V35H6ZM17 34H20V35L17 36ZM25 34H26V32H25ZM58 34H60V35H62V36H60V35H58ZM90 34H91V37H92V40H90L91 42H90L89 40L86 41L87 38L90 37ZM102 34H103V33H102ZM107 34H108V35H107ZM119 34H121L120 37H119ZM128 34H129V35H128ZM130 34H131V35H130ZM141 34H143V35H141ZM146 34H147V33H146ZM161 34H163V35H161ZM167 34H168L169 36H168ZM187 34H190L191 37H190L189 35L187 36ZM201 34H202V35H201ZM215 34H217V36H216ZM231 34H230V35H231ZM240 34H241V35H240ZM259 34H260V35H259ZM4 35H6L8 39H10V36H11V39H12V40L10 39L11 42H9L10 40H9V41H6L7 38L5 39V38H4ZM82 35H83V36H82ZM84 35H85V38H84ZM116 35L119 37V39H118V37H117ZM122 35H123L122 38H123V39L125 38L124 41H123V39L121 38ZM136 35H137V37H136ZM171 35H172V36H171ZM180 35H181L182 37H181ZM205 35H206L208 38H209L208 35H210V38H209V39H211V40H213V41L216 40V41H215V44H214L213 41L210 40V41H211V42H210L208 38L204 37ZM219 35H220V36H219ZM261 35H262V36H261ZM6 36H5V37H6ZM15 36H16V37H15ZM33 36H34V37H33ZM35 36H36V37H35ZM47 36H48V35H47ZM47 36H46V37H47ZM59 36L61 37V39L59 38ZM63 36H64V37H63ZM68 36H69V38H68ZM115 36H116V37H115ZM125 36H127V38H126ZM130 36H131V37L133 36V37L131 38ZM154 36H156V37H154ZM157 36H158V38H157ZM164 36H165V37H164ZM166 36H168V38H167ZM170 36H171L172 39H173L172 41H174V42H172V43L174 44V43L176 42V43L174 44V46H175L176 49H175L173 46H171V43H170V42H171V41H170V40H171V37H170ZM194 36H195V37H194ZM202 36H203V37H202ZM212 36H213V37L215 36V37H214L215 39H214ZM223 36H224L225 38H224ZM226 36H227V37H226ZM241 36H242V37H241ZM259 36H260V38H257V37H259ZM22 37H23V38H22ZM27 37H29V38H31V39H29V41H28ZM66 37H67V38H66ZM80 37H81V38H80ZM82 37H83V39H82ZM86 37H87V38H86ZM109 37H110L113 41H111V39H110ZM112 37H113V38H112ZM159 37H161V38L159 39ZM163 37H164V39H163ZM176 37H178V38H176ZM180 37L183 38V39L186 38V40L189 39V40H191V41L187 42L186 40H183V39H181ZM189 37H190V38H189ZM192 37H193V39L198 40V41H196L197 44L194 42L195 40L192 41ZM201 37H202V38H201ZM211 37H212V38H211ZM236 37H239V38H236ZM57 38H58V39H57ZM63 38H65V39H63ZM129 38H130V39H129ZM141 38H142V40H143V43H142V44H141V42H142ZM153 38H154V39H153ZM166 38H167V40H169V42H168V41H165ZM179 38H180V39H179ZM205 38H206L207 40H205ZM240 38H241V40H240ZM47 39H48L49 41H48ZM62 39H63V40H62ZM66 39H68V40H66ZM80 39H81V40H80ZM138 39H140L141 42H140ZM162 39H163V40H162ZM174 39H178V40L175 41ZM199 39H201V41H200ZM221 39H222V40H221ZM252 39H254V40L256 39L255 41H257V42H256V43H255V41L253 42ZM50 40H52V43H51ZM58 40H59V41H58ZM60 40H62V41L60 42ZM93 40H95L96 43H95V41H93ZM119 40H121V42H120ZM137 40H138V42L141 44V48H142V45H143V49H144L146 46H147V49H148V47H149L148 50L151 52V54L148 53L149 51H147V52L145 51V53H147V54H145V55H146V57H147V55H148L149 57H151L150 55H152V58H151V59H149V57H147V59L144 60L146 57L141 53V52L143 51V49H142L141 52H139V51L141 50L140 48H138L137 51H134V50H136V49H133L134 47H139V46H140V44H139V45L137 44L138 46H136V42H137ZM219 40H221V41H219ZM251 40H252V41H251ZM42 41H43V42H42ZM44 41H47V42H50V43H47V42H46V44H45ZM71 41H72V40H71ZM154 41H157V42H158V41H161V42H160L161 44H159V42H158V45H157V47H156V44H157V43L154 42ZM163 41H165V43H164ZM177 41H178L179 43H178ZM180 41H181V42H180ZM199 41L201 42V44H199V43H200ZM204 41H205V43H204ZM207 41H208L211 45L207 46V45L209 44V43H207ZM223 41H224V47H223V49L229 44V43H227L228 41H234L235 44H234V43H231V44H234V45H229V46H228L229 48L226 47V48H227V49H226L227 52L222 50V53H221L220 50L217 49V46H216V45L218 44V48H219L220 45H221V48H220V49H222ZM225 41H227V42H226L227 44L225 43ZM237 41H239V44H240V45H243L242 48H241L240 45L237 44ZM4 42H5V43H4ZM6 42H7L8 44H7ZM32 42H33V41H32ZM32 42H31V43H32ZM54 42H55V41H54ZM62 42H63V43H62ZM85 42H89V43L92 44L93 46H94V44H96L97 47H93V46L90 45V44L87 45L88 43H85ZM93 42H94V44H93ZM98 42H99L100 45L102 46L103 50L105 49L104 46L106 45V46H105V47H106V51H107L108 49H109V51H111V50H110L111 48H112V49H113V48H117V49H118L117 46H119V48H120V47H123V44H124V45L126 44L125 46H128V48L124 46V48H125V49H124L125 52L122 54L121 58H119L121 54H119V55L117 54L118 57L115 56L117 59L119 58L118 60L115 59L114 56H111V58H110V56L108 57L109 59H112V57H113L114 61H111V60L109 61V59L107 58V56H106V59H105V58H102V59H105V60H108V61H109V63H107V64H109V65H108L107 67H104V66H106V65H104L105 63H103L105 60L101 61V58H100V57L103 56V55H102V51H103V50H102V48L99 46ZM115 42H116V44L119 43L120 45H116ZM145 42H146V43H145ZM190 42H191L192 44H194V46L197 45L199 48H202V49H203L204 46H207V49H205V47H204V49H205L206 51H209V49H211V50H213V49H215V50H216V49L219 50V52L217 53V56H215L216 58L219 57L221 54H222V55H221V57H222V56H223V53L226 52L227 55L223 56L224 58L222 57V59L225 60V58H226V60H228V59L232 56V55L229 54V53L231 52V50H233V51L231 52L232 54L235 53V54H234L235 57H233V56H234V55H233V56H232L233 58L229 59V63H227L228 61L226 62V60H225V62H224L225 64H224V65H221V66H223V67H222V69H221V66H220V67H219L220 70H219L218 65L216 66V64H218L219 62L217 63V62L215 61V60H217L218 58L216 59V58H213V57L209 56L210 53H208V56H209L208 58H207V56H206V58H204V59H206V60L208 59L207 61H206V60H203V61H202L201 59H199V60L197 59V61H196V60H193L194 58H192V57H196V53H193L195 47H194ZM202 42H203V43H202ZM212 42H213V44L216 46V48L214 47V45L212 44ZM219 42H220L221 44H220ZM260 42H261V44H260ZM9 43H10V44H9ZM43 43H44V44H43ZM59 43H61V44H59ZM64 43H65V44H64ZM74 43H76L75 46H74ZM78 43H79V44H78ZM84 43H85L86 45H85ZM106 43H107V44H106ZM111 43H112V44H111ZM121 43H122V44H121ZM167 43H169V46H168ZM180 43H181V44L184 43V48H183V51H182V52L180 51V50H182V48H181V49L179 48V46L181 47V44H180ZM185 43H187V48H186V44H185ZM241 43H242V44H241ZM2 44H4V45H2ZM5 44H6V45H5ZM28 44H30V43H28ZM52 44L55 45V46H52ZM58 44H59V45H58ZM62 44H64V45H62ZM81 44H82V45H81ZM108 44H109V45H108ZM113 44H115V45H113ZM146 44H149V45H146ZM152 44H153V45H152ZM165 44H166L167 46H166ZM173 44H172V45H173ZM178 44H179V46H178ZM190 44H191V45H190ZM225 44H226V45H225ZM244 44H245V45H244ZM254 44H255L256 46H255ZM257 44H258V46H257ZM1 45H2V46H1ZM18 45H19V48H18V51H16L17 48H16V50H15V47H18ZM32 45H33V44H32ZM32 45H31V46L29 45V46H30V49H31V51H30L29 53H31V52H33V51L35 50V49H34L35 44H34L33 46H32ZM42 45H43V46H42ZM46 45H47V46H46ZM60 45H61L62 47H61ZM79 45H80V46H83V47H80ZM96 45H95V46H96ZM103 45H104V46H103ZM107 45H108V48H107ZM121 45H122V46H121ZM134 45H135V46H134ZM154 45H155V46H154ZM160 45H161V46H160ZM162 45H163L165 48H163ZM201 45H202V46H201ZM212 45H213L214 48H213V49H212V48H209V47H211ZM246 45H247V47H246ZM259 45H260V46H259ZM261 45H262V46H261ZM3 46H4V47H3ZM8 46H9V47H8ZM44 46H45V47H44ZM85 46H86V47H85ZM91 46H92V49H94V48H95V49H96V48L100 49V54H101V55L99 54L100 57H99L98 55L95 56V53H96V50H97V49H96V50L94 49V50H95V51H94L95 53H94L93 51H91V52H93V54H94V56L96 57L97 60H96V59H93V58H95L94 56H93V57H89V56H90L89 54L91 53L90 51H88L89 54H87V53H88L87 50H89V49L91 48ZM98 46H99V47H98ZM111 46H112V47H111ZM113 46H114V47H113ZM159 46H160V47H159ZM170 46L172 47L173 50L170 49V48H171ZM177 46H178V47H177ZM188 46H193V49L191 48V50H188V51H187L186 49H189V48H190V47L188 48ZM233 46H234V47H233ZM235 46H236V47H235ZM252 46H253V48H252ZM5 47H6V48H5ZM76 47H78V49H77ZM87 47H88V48L90 47V48L88 49ZM166 47H167V48H166ZM182 47H183V45H182ZM198 47H197L196 49H198ZM230 47H232L231 50H229ZM237 47H238V49H239V47H240L241 49H239V50L242 51L243 53L239 52L237 49H236V51H234V49L237 48ZM243 47H245V49H246L245 52H244V50H243ZM9 48H10V49H9ZM37 48H36V49H37ZM54 48H55V49H54ZM57 48H58V49L60 48V49L57 50ZM64 48H65V49H64ZM67 48H68L69 50H68ZM73 48H74V50H73ZM81 48H82V49L84 48V49L82 50ZM152 48H153V49H152ZM156 48H157V49H156ZM162 48H163V50H164V49L167 50V51L165 50L166 52L163 53V56H161V55H162V52H161V51H162ZM178 48H179L180 50H179ZM185 48H186V49H185ZM7 49H8V50H7ZM32 49H34V50H32ZM52 49H53L54 51H56V52H53V51H52L53 53H52V55H51V50H52ZM92 49H91V50H92ZM122 49H123V48H120L119 51H122ZM139 49H140V50H139ZM151 49H152V50H151ZM159 49H160V50H159ZM5 50H6V51H5ZM13 50H14V52H13ZM60 50H61V51H60ZM70 50H71V55H70V53H69ZM76 50H77L78 52H77ZM80 50L83 51V52H81ZM101 50H102V51H101ZM124 50H123V51H124ZM131 50H132V51H131ZM155 50H156V51H155ZM169 50H170V51H169ZM175 50H179V52H178V51H177V52H178V54H181V55L183 56V57H182V56L180 55V57H182L183 59L180 58V57L178 56V54H176L177 52H176ZM192 50H193V52H192ZM43 51H44V53H43ZM63 51H64V52L67 51L68 53H67V52L64 53ZM73 51L76 52L77 54L75 55V53H74ZM79 51H80V52H79ZM109 51H108V52H109ZM158 51L161 52V53L159 54ZM171 51H172V52H171ZM229 51H230V52H229ZM237 51H238V52H237ZM11 52H12V53H11ZM49 52H50V53H49ZM135 52H136V53H135ZM154 52H155V53H154ZM174 52H175L176 55H175V54H172V53H174ZM185 52H186V53H185ZM191 52H192L191 57L189 56L190 59H191V60H190V59L188 58L187 55H188V53H189V55H190ZM249 52H250V53H249ZM5 53H6V54H5ZM55 53H56V55L53 56V54H55ZM61 53H63V55H62ZM79 53H80V54L82 53L83 55H82V54L79 55ZM84 53H85V54H84ZM103 53L105 54V51H104ZM121 53H122V52H121ZM129 53H130V55H128ZM138 53H139V55H138ZM143 53H144V52H143ZM156 53H158V54L161 56V58H162V57H163V58H162V59H159L160 56H158ZM168 53H169V54H168ZM182 53H183V54H182ZM239 53H240V54H239ZM48 54H49V55H48ZM58 54H59V55H58ZM60 54H61V57H60ZM66 54H67V55L69 54L68 56H70V57H68L67 59L70 60L71 63H70L69 61L66 60ZM93 54H92V55H93ZM96 54H97V53H96ZM132 54H133V55H132ZM134 54H135V55H134ZM154 54H155V56H154ZM185 54H186V55H185ZM194 54H195V55H194ZM218 54H220V55H218ZM236 54H237V57H238V58L236 57ZM243 54H244V55H243ZM32 55H33V54H32ZM43 55H45V57H44ZM74 55H75V57H74ZM78 55H79V56H78ZM87 55H88V56H87ZM106 55H107V54H106ZM123 55H124V56H123ZM126 55H128V58H126V57H127ZM131 55H132V57L135 56V57L137 58V60H138V59H139V60H142V61L144 60L143 63H142V61H141V63H139L140 61H136V58H132ZM141 55L144 56L145 58L143 57L144 59H142V58L140 59V56H141ZM166 55H167V56H166ZM171 55H172L173 58L171 57ZM215 55H216V54H215ZM46 56H47V57H46ZM49 56H50V57L53 56L52 59H51ZM62 56H63L62 61H59V58L61 59ZM76 56H77V57H76ZM85 56H86V58H85ZM97 56H98V57H97ZM129 56H130L132 59H130ZM138 56H139V57H138ZM142 56H141V57H142ZM174 56H175V57L178 56V57L180 58V61H182V63H179L178 66H177V64H178L179 58L177 57V59H178V61H177V59H176ZM185 56H186V58H185ZM228 56H229V57H228ZM247 56H248V57H247ZM249 56H250V57H249ZM262 56H263V57H262ZM43 57H44V59L46 58V59L48 60V62H49V61L52 62V64H53V61H52L53 58H54V59L56 58V59L58 60L59 63H60V62H63L64 59H65L66 62H65V61L63 62L62 67L64 66V67H66V68H64V69H63V68H58V69L61 70V74L64 73L65 75L63 74L62 77H61V76H58V75H61V74H58V73L60 72V70L57 71V68H56V67H57V65H58L59 63L56 61V59H55V61L57 62V65H55L56 63L54 62V66H56V67L53 66L55 70H54V69H51V71H53V74H54L55 76L58 74L57 76L61 78L60 80L63 81V82H62L63 85H61L60 82H59L60 86H59L58 84L56 85V84H54V83L48 82V80H49L48 77H49V76L47 77V74H48V73H46L47 70H48V68H47V70H45V67H49V66H45V67H44V64H45V63L42 64V60H40V58H43ZM71 57H72V59H71ZM87 57H88V58H87ZM103 57H104V56H103ZM154 57H155V58H154ZM156 57H157L158 60L156 59ZM166 57H167L168 59H165ZM169 57H171V58L169 59ZM239 57H241V58H239ZM244 57H245L246 59H245ZM252 57H253V58H252ZM261 57H262V59H261ZM20 58H22V59H20ZM49 58H50V59H49ZM74 58H75V59H74ZM77 58H78V59H77ZM89 58L93 59V60H92L93 62L90 61ZM98 58H99L100 60H99ZM202 58H203V57H202ZM209 58H211L210 61H209ZM219 58H220V57H219ZM249 58H251V59H249ZM19 59H20V60H19ZM32 59H33V58H32ZM44 59H43V60H44ZM73 59H74V61H75V60H78V64H80V65L83 63L82 65H83L84 67H85V66H88V67L90 66L89 69H90L91 66H92V68H91V70H90V71H92V72H94L95 70H97V69H95L96 67H98V70H99L100 68H105V69H102L103 71L101 70V72L97 70L98 72L91 73V74H92V77H93V78L96 77V79H98L99 76L101 77V79H100V77H99V79H100L99 84L101 83L102 80L105 79V80H104L105 84L102 86V84L104 83V82L102 81V83H101V87H100L101 89L98 88L99 91L101 90V91H100V95H99V93H98V96H100V99H101V100H102L103 98H104V99L106 98V101H107V98L110 99L111 96H113L114 98L116 97V95H114L115 92H114V93H113V92L111 93V91L114 89V87H113L114 84H111V82L114 83V82H116V81H117V82L120 81V79H119V81H118V79H117L118 77H117V78H115V77H116L117 75H119V77H121V76L123 77V75H125V74H123V70H122V69H125V68L127 69V68H128L127 71H126V69H125V71H124V72H128V73L130 72V70H132L131 72H133V74H131V76L128 75V74L126 73V76L128 75L129 78H130V80H131V78H133V77H135V76H136V78H137V74H136V73H137L139 70L142 71L143 68H148L149 66H151V63H153V62H154L155 64H153V65H154V68H153V66H151V67H149L147 70H145V72L143 71V74L145 73V74H144L145 76H144V75H143V76H144V78L146 77V79H145L146 83L144 82V79H141V78H140V79H135V80H137V83H138V81H140V80L142 81V80H143V82H141V81L139 82V85H140V86L138 85V86H139V87H138V88H139L138 90H136V88H137L136 83H135L136 87L133 85V84H134V83H133L134 81L131 83L132 85L128 83V84L130 85L129 88H131V86H132V87L134 86L135 88H133V89H135L136 91H139V90L141 89L142 86H143V87L145 86L144 88L146 89V90H145V91H146V95L143 94V93H145L144 88H142V89H143L142 91H144V92H142V94H143L142 96H139V94L135 93L136 91L133 93L132 90H128V88L125 89V88L127 87V85H128L127 82H126L127 85L124 84V83H125V79H126L127 77L124 76V78L126 77L125 79H123V78L121 77V79L124 80V83H123V82H120V83L117 84L118 86H116V87L119 89V92H121L122 87H123V89H125V92H124V91H123V92H124V93H127V94H128V92H129L128 95H129L130 97L127 96V94H126V96H125L124 93H122V96H124V97H122L121 94H119V93L117 92V91H118V89H117L116 92H117V94H118V97H116V98L118 99V101L115 100L113 97H111V98L115 100V101H113V104L115 103V105H118V107H116V106L114 107V105H113V107L111 106V107H112V108H111L110 105H109V106H108V109H107V106H106V105H108V104L110 103L111 100H108V101H107V102H109L108 104H104V101H105V100L103 99L102 102L99 101L100 104H99L98 102H97V103L99 104L100 107L105 105V108H103V107L99 108L98 104H96V105L94 106V108H93V109H95V108L98 107L97 109H99V110L96 109L95 111H96V112L98 111V112H100V113L97 112V113H98V114H97L93 109H91L92 107H90V105H89V106H88L87 104L85 105L84 102L81 103V102H80L81 100H78V98L76 99V96L73 95V93L71 94V96L73 95V96H74L73 98H74L75 100L73 101V99H72V101H70L71 103L69 102V100H71V98H69V97H71V96L69 95V91L72 92V89H73V90L76 92V93H74V94H77L78 91H79V89H78V88L76 89V87H79V86H80V88H81V87H82L81 85H83V83H84L85 86L88 85V84H87L88 82L85 81L86 78H88V77H87V74H86V75H85V74H82V73H84V72H83V71H84V68H82L83 70L79 69V67L81 68V66L77 67V69H78L79 71H78L76 68H75V71L77 70L76 72H75L74 70H71L72 75H70V76L68 75L69 78L67 77V74H69L70 72L67 73V72H65V71H66V70L69 71V70H68V69H69V66H71L73 63H75V62L72 61ZM79 59H82V60H79ZM87 59H88L89 61H88ZM113 59H112V60H113ZM128 59L132 60V62H133V59H135V61L133 62L134 64H133L132 69H130V66H131L130 64H132V62L130 61V62H131V63H130ZM174 59H176L177 62H175ZM181 59H182V60H181ZM184 59H186V61H185ZM188 59H189V60H188ZM195 59H196V58H195ZM222 59H218L217 61H220V64H222V63H223ZM234 59L236 60V62L238 63V65H237V63L235 62ZM240 59H241V60H240ZM242 59H243V60H242ZM248 59L250 60V64H251V66H250V64H249V60H248ZM16 60H17V61H16ZM86 60H87V63L84 62V61H86ZM94 60H96L97 62L94 61ZM124 60H126V61H124ZM149 60H150V61H149ZM151 60H152V61H151ZM156 60H157L158 62H159V60H160L161 62H162V61H163V62H162V63L159 62L160 64L157 63L158 66H156ZM165 60H167V61H165ZM168 60H169V61H168ZM172 60H173V61H172ZM183 60H184V61H183ZM187 60H188V62H187ZM192 60H193L194 63L192 62ZM212 60H213V61H212ZM232 60H233V61H232ZM251 60H252V61H251ZM4 61H5V59H4ZM4 61H3V62H4ZM19 61H22L23 63H22V62H19ZM82 61H83V62H82ZM108 61H106V62H108ZM115 61H117L118 63L115 62ZM122 61H124L123 64H126L127 62H128L129 64L127 63V64L125 65L126 67L124 66V68H122L123 66H119L120 62H121L120 65H122ZM170 61H171V62H170ZM214 61H215L216 63H215ZM230 61H231V62H230ZM238 61H239V62H238ZM242 61L245 62V63H242ZM246 61H247V62H246ZM259 61H260V62H259ZM11 62H13V63H11ZM44 62H47V61L45 60ZM48 62H47V65H49V63H50V62H49V63H48ZM67 62L70 63L69 66L66 64ZM79 62H80V63H79ZM81 62H82V63H81ZM94 62H95V64H97V63H98V64L95 65V64H93ZM100 62H101V64H102L103 67H100V66H101ZM111 62H112V64H110ZM145 62H146V63H145ZM149 62H150V64H149ZM165 62H166V63H165ZM172 62H173V63H172ZM183 62H184V64H183ZM186 62H187V66H186V64H185ZM190 62H191V63H190ZM203 62H204V63H203ZM205 62H206V63H205ZM210 62H211V64H210ZM221 62H222V63H221ZM251 62H252L253 64H252ZM21 63H22V64H21ZM28 63H29V64H28ZM84 63H85V64H84ZM113 63H114L115 65H114ZM135 63H139V64L137 65V64H135ZM144 63H145L146 65H148V66H147V67H146V65L144 66ZM168 63H169V64H168ZM196 63H197V64H196ZM201 63H202V64H201ZM226 63H227V64H226ZM18 64H19V65H18ZM50 64H51V63H50ZM61 64H62V63H61ZM61 64H60V65H61ZM64 64H66V65H64ZM78 64H77V65H78ZM88 64H89V65H88ZM92 64H93V65H92ZM99 64H100V65H99ZM162 64H163V65H162ZM166 64H167V65H166ZM174 64H175V67L177 66V67H176L177 69L174 67ZM182 64H183V66H182ZM189 64H190V66H188ZM193 64H194V65H193ZM203 64H205L206 66H205V65L203 66ZM207 64H208V65H207ZM212 64H213V65H212ZM214 64H215V65H214ZM220 64H219V65H220ZM231 64H233V65L236 64L235 68H232V65H231ZM241 64H242V65H241ZM243 64H244V65H243ZM22 65H23V67H22ZM33 65H34V64H33ZM35 65H34V66H35ZM40 65H41L42 67H40ZM75 65H76V63H75ZM113 65H114V67H113ZM117 65H118V66H117ZM128 65H129V66H128ZM134 65H136V67H134ZM140 65H141V66H140ZM159 65H160L159 71L161 70V72L157 74V75H158V78L161 77V76H165V75H166V74H165L166 72H167V75H166L165 77L167 78V77L169 76L168 79H165V77H162L161 80L157 78L158 81H160L161 84H160L158 81H156L157 79H156V77H155V76H156L155 74L157 73V70H158V69L156 70L155 68H158ZM191 65H192V66H191ZM195 65L198 66V68H197V67H194ZM209 65H211V66H209ZM225 65H226V66H225ZM230 65H231V66H230ZM252 65H253V67H252ZM255 65H256V66H255ZM260 65H261V66H260ZM109 66H110V67L112 66L113 68H116V66H117V68H118V67H121L120 70L116 68V71H117V72L115 71L116 73L114 72V70L112 71V72H114V73L116 74V76L114 75L115 77L112 75L113 78H111L112 76H109V75H110V72H111V70H109V69H110ZM127 66H128V67H127ZM155 66H156V67H155ZM171 66H172V67H171ZM229 66H230V67H229ZM239 66H240V67H239ZM242 66H243V67H242ZM248 66H249V70H248L249 73L246 72V73H247V76H248L247 79H248V80L250 79V80L248 81V83H249V84L252 83L253 86L256 85L255 87H259V89H261V91H260L258 88H255V87H254V89L258 90V91H257L258 93L256 92V94H259L258 96H260V97L257 96V98H259V99L261 98V99L259 100V104L261 105L262 108H261V107L259 108V104H258V102L256 101L257 99L254 100V99H255L254 97H256V95L254 96V95H252L253 92H252V93L250 92V93H249L250 96H249L248 93H247V91L249 92V91L252 90V89H251V90H249V89L246 90L247 87H248L249 85H247L248 83H247L245 80L243 81V79H244L243 77H245V78L247 77V76H246V73L244 74V71H245L244 69L247 70V69H248ZM20 67L23 68V71H22V70H19ZM43 67H44V68H43ZM58 67H59V65H58ZM72 67H75V66L72 65ZM72 67H70V69H72ZM108 67H109V69H108ZM140 67H141V68H140ZM162 67H163V68H162ZM193 67H194L195 69H194ZM233 67H234V66H233ZM250 67H251V68H250ZM254 67H257V68L254 69ZM21 68H20V69H21ZM24 68H25V69H24ZM50 68H52V66H50L49 69H50ZM85 68H86V67H85ZM106 68L109 70V74H106V73L108 72V70H106ZM138 68H139V70H138ZM161 68H162V69H161ZM171 68H172L173 70L175 69V70H174L175 74L173 73V71H172ZM205 68H206V69H205ZM209 68H210V69H209ZM216 68H218V69L216 70ZM239 68H240V69H239ZM242 68H244V69H242ZM259 68H260V69H259ZM16 69H17V70H16ZM62 69L64 70V72H62ZM65 69H66V70H65ZM86 69H87V71H86V70H85V71L89 73V69H88V68H86ZM93 69H94V70H93ZM183 69H181V72H180L179 74H177L178 77H179V76L181 75V73L184 71ZM230 69H233V70L231 71ZM24 70H26V72H25ZM31 70H32V71H31ZM105 70H106V72L104 73ZM135 70H138V71H135ZM154 70H156V71H154ZM195 70H196V71H195ZM208 70H209V71H208ZM243 70H244V71H243ZM250 70H251V71H250ZM253 70H254V71H253ZM256 70H257V73H256ZM15 71H16V72H15ZM18 71H19V72H18ZM51 71H50V74H51ZM80 71H82V72H80ZM119 71H120V73H122V75H120ZM141 71H139L138 74H139ZM147 71H150V72H148V74L153 73L154 75H152V74H151V75H148V74L146 75ZM152 71H154L155 73L152 72ZM159 71H158V72H159ZM171 71H172L173 74H169ZM187 71H188V72H187ZM212 71H213V72H212ZM214 71H215V72H214ZM237 71H238V72H237ZM260 71H261V73L259 74ZM17 72H18V73H17ZM20 72H22V73L25 72V73L22 74V73H20ZM55 72H56V73L58 72V73L56 74ZM73 72H75L74 75H73ZM163 72H164V73H163ZM168 72H169V73H168ZM197 72H196V74L189 73L188 75L190 76L191 74H193V75H194V76L192 75L193 77H195V75H196L197 77L199 76V78H201L200 74L197 75ZM209 72H210V73H209ZM236 72L239 73V74H237ZM240 72H241V73H240ZM253 72H254V73H253ZM13 73L16 74V77L18 76V78H16L14 75H12ZM19 73H20V74H19ZM43 73L46 74V76H44ZM78 73H80V74H78ZM98 73H99V74H98ZM100 73H104V74H100ZM117 73H118V74H117ZM161 73H163V74L161 75ZM17 74L21 75V77H20L19 75H17ZM27 74H28V75H27ZM33 74H32V75H33ZM77 74H78V75H77ZM81 74H82V75H81ZM91 74H88V76H90ZM95 74H96L97 76H96ZM140 74H141V73H140ZM164 74H165V75H164ZM183 74H184V73H183ZM240 74H242V75H240ZM254 74H255V75H254ZM3 75H4V77L2 78ZM11 75H12V76H11ZM103 75H104V77H102ZM141 75H142V74H141ZM160 75H161V76H160ZM173 75H174V76H173ZM232 75H234L233 78H235L236 80H235V79H231V80H233V81H230V82H229V80L227 81V78L229 77L228 79H230V78L232 77ZM8 76H11L12 78L14 77V78H16V79L10 80V81L7 83V81L9 80V79H8V78H9ZM35 76H37V78H36ZM63 76L66 77L67 80H66ZM71 76H72V78L74 77V79H73L74 82L77 81V82H75V83L77 84V86L74 85V82L72 83V79H70ZM78 76H79V77H78ZM83 76H84V77H83ZM94 76H95V77H94ZM138 76H139V75H138ZM153 76H154L155 79L153 78ZM224 76H225V75H224ZM227 76H228V77H227ZM237 76H238V77H237ZM241 76H242V77H241ZM11 77H10V78H11ZM19 77H20V79H19ZM38 77H40L41 79H42V77H43V78H47V79H46L47 81H46L45 79L41 80V79L38 78ZM75 77H77V78H75ZM81 77H82V80L79 79V78H81ZM85 77H86V78H85ZM90 77H91V76H90ZM92 77H91V78H92ZM148 77H149V78H148ZM178 77H176V79H177ZM180 77L183 78L182 75H181ZM186 77H187L188 80L185 79V76H184V78L181 79L180 81H181L182 83H184L183 81H185V83H184V84H182L181 82H180V84L178 83L180 86H182V85L184 86V85L186 84L185 87L187 86V88H188V89H187V88H186V89H187V90H191L188 86H190V85L192 84V82L189 83L190 85H187L188 83L186 82V81L189 82V81H191V80L194 81V82H193L194 84H192L193 86L196 84V85L194 86L195 88H196L197 86H199V83L201 82L200 79H199V81H198V78H197V77H195V78H197V79H195V78H191V76H190V77H189V78H191V80H190V79L188 78L187 75H186ZM240 77H241V79H240ZM250 77H251V78H250ZM21 78H22V79H21ZM24 78H27V79H24ZM49 78H50V77H49ZM63 78H64V79H63ZM84 78H85V80H84ZM109 78L112 79L113 81L110 80ZM142 78H143V77H142ZM203 78H201V80H202ZM252 78H253V79H252ZM2 79H3V81H2ZM30 79H31V80L33 79V80H32V83L29 82V81H31ZM62 79H63V80H62ZM68 79L70 80V82H69ZM78 79H79V80H78ZM106 79H107V80H106ZM114 79H117V80H114ZM133 79H134V78H133ZM133 79H132V80H133ZM152 79H154V80H152ZM162 79H163V80H162ZM164 79H165L166 81H164ZM179 79H180V78H179ZM211 79H210V80H211ZM255 79H256V80H255ZM36 80H37V81H36ZM57 80H58V79H57ZM108 80H109V81H108ZM132 80H131V81H132ZM182 80H183V81H182ZM195 80H197V81H195ZM204 80H202V82H203ZM239 80H241V81H239ZM258 80H259L260 83H258ZM260 80H261V81H260ZM23 81H24V82H23ZM41 81H43V82L45 81V82L43 83V82H41ZM54 81H55V79H54ZM66 81H67V82H66ZM81 81H82V83H81ZM121 81H122V80H121ZM126 81L131 82V81L128 80V78L126 79ZM169 81H168V84H169V87H170V86H171V85H170L171 83H170ZM174 81H177V80H175V78H174L173 83H174ZM236 81H237L238 86H235V85H237V84H236ZM242 81H243V82H242ZM250 81H251V83H250ZM256 81H257V82H256ZM2 82H3V83H2ZM10 82H11V83H12V82H16L15 84L13 83L15 87L12 86V84H10ZM19 82H20V83H19ZM34 82H36V83H34ZM46 82H47L48 84H46ZM64 82H65V83H64ZM85 82H86V84H85ZM107 82H108V85H106ZM109 82H110V83H109ZM135 82H136V81H135ZM152 82H153V83H152ZM177 82H178V81H177ZM195 82H196V83H195ZM197 82H198V84H197ZM202 82L200 83V85H201V84L203 85ZM206 82H207V83H210V84H207V85H208V86H207V85H206ZM228 82H229L230 84H228ZM240 82H241V84H240ZM21 83H22V84H21ZM28 83H30V86H31L32 89H29L30 86L27 85ZM33 83H34V84H33ZM42 83H43V84H42ZM49 83H51V85H53V84H54V85L51 86V85H49ZM67 83H68V84H67ZM71 83H72L73 86L71 85ZM122 83L124 84L123 86L121 85ZM141 83H145L146 85L150 84L152 87H157L158 85H159V86L154 90V88L150 87V85H148V87H147L145 84L141 86ZM157 83H158V84H157ZM173 83H172V84H173ZM231 83H232V84H231ZM255 83H258V85L260 84V86H258V85L255 84ZM1 84H2L3 86H2ZM6 84H7V85H6ZM25 84H26V86H25ZM44 84H45V86H43ZM78 84H79V85H78ZM80 84H81V85H80ZM115 84H116V83H115ZM181 84H182V85H181ZM211 84H213V85H212L213 87L211 86ZM214 84H216V85H214ZM217 84H218V86L221 87L223 90H222V89H219V87L217 86ZM220 84H221V85H220ZM224 84H223V85H224ZM233 84H234V85H233ZM9 85H11L10 87H14V88H13L14 90L16 89L14 93H12L13 89L11 90L10 87H9ZM32 85L35 86V88H36L35 90H33L34 88H33ZM39 85H40V86H39ZM69 85H70L72 88L69 87ZM89 85H91V82H89ZM109 85H110V90H109L110 92H109V94H108V92H107L108 90H106V89L109 87ZM111 85H112V87H111ZM120 85H121L122 87H121ZM153 85H154V86H153ZM156 85H157V86H156ZM162 85H163V86H162ZM192 85H191V87H192ZM202 85L199 86V87H200V88H198L199 90L203 87ZM228 85H229V86H228ZM231 85L233 86V89H234V88H237V89L234 90L235 92L233 91ZM244 85H245V86H244ZM246 85H247V86H246ZM36 86H38V87H36ZM41 86H43V87L41 88ZM61 86H62V87H61ZM65 86H66V87H65ZM67 86H68V88H67ZM75 86H76V87H75ZM85 86H84V87H85ZM93 86L95 87V85H93ZM99 86H100V85H99ZM104 86H105L106 88H104ZM160 86H161V88H160ZM180 86H179V87H180ZM216 86H217L218 88H217ZM230 86H231V87H230ZM6 87H9V88H8L9 92H8V90H7ZM39 87H40V88H39ZM52 87H53V88H52ZM54 87H55V88H54ZM86 87H87V86H86ZM119 87L121 88V90H120ZM146 87H147L148 89H147ZM169 87H165L166 90L169 89ZM175 87H176V86H175ZM175 87L173 86V87H171V88H175ZM209 87H210L211 89H210ZM249 87L251 88V85H250ZM261 87H262V88H261ZM2 88H3V89H2ZM38 88H39V89H38ZM70 88H71V89H70ZM95 88H96V87H95ZM103 88H104V89H103ZM150 88H151V89H150ZM165 88H163V89H165ZM177 88H178V87H177ZM180 88L183 89L184 87H180ZM195 88H193V89H195ZM226 88H228V89L230 88L229 92H228V89H226ZM238 88H239V89H238ZM4 89H6V91H5ZM28 89H29V91H28ZM44 89H46V90H45L46 92L49 91V92H47L48 94L45 93V92H41V91H44ZM60 89H61L62 91H61ZM69 89H70V90H69ZM102 89H103V91H102ZM108 89H109V88H108ZM111 89H112V90H111ZM186 89H185V91H187ZM212 89H214V90L217 89V91H218V89H219L220 92L218 91L219 93H214V92H216V91H213ZM225 89H226L227 91H226ZM231 89H232V90H231ZM262 89H263V90H262ZM30 90H32L33 92H32V91L30 92ZM52 90H53V92H52ZM58 90H59V92H58ZM96 90H97V89H96ZM115 90H116V89H115ZM115 90H114V91H115ZM127 90H128V91H127ZM149 90H150V91H149ZM160 90H157V91L159 92ZM166 90H165V92H167ZM178 90H179V89H178ZM195 90H197V89H195ZM201 90H202V89H201ZM209 90H210V91H209ZM242 90H244V91H242ZM1 91H2V92H1ZM4 91H5V92H4ZM27 91L29 92V95H27V97H26V95H23V96H25V97H22V93L24 94V92H25V94H28ZM37 91H38V92H37ZM55 91H57V92H55ZM74 91H73V92H74ZM126 91H127V92H126ZM157 91H156V94H157ZM162 91H163V90H161L160 92H162ZM172 91H173V89H172ZM179 91H180V90H179ZM183 91H184V90H183ZM221 91H222V92H221ZM231 91H232V92H231ZM262 91H263V92H262ZM3 92H4V93H3ZM6 92H7V93H6ZM21 92H22V93H21ZM34 92H35V93H34ZM139 92H141V91H139ZM151 92H152V91H151ZM151 92H150V93H151ZM153 92L151 93L152 95L154 94ZM169 92H170V90H169ZM169 92H167V93H169ZM188 92H189V91H188ZM194 92H195L194 90H193V91L191 90V93H190V92H189V93H190V94H193ZM201 92H202V91H201ZM225 92H226V94H225ZM233 92H234V93H233ZM1 93H3L2 96H1ZM8 93H9V94H8ZM36 93H37V95H36ZM42 93H44V94H42ZM54 93H55V94H54ZM57 93H58V94H57ZM102 93H104V95L106 94V95H105L106 97H105L104 95H101ZM132 93H133V95H132ZM162 93H164V92H162ZM167 93H166V95H167ZM202 93H203V92H202ZM207 93H206V94H207ZM6 94H8V95H6ZM14 94H15V96H14ZM30 94H31V95H30ZM40 94H42L43 96H44V95H47V96H44V97H43V96L40 95ZM49 94H51V95H49ZM60 94H61V95H60ZM135 94H137L138 97H137V98L134 97V100H135V102H134V103H135L134 106H132L133 104H131V105L126 104V103H129V101L132 103L131 99L133 98V96H136ZM140 94H141V93H140ZM151 94H150V95H151ZM156 94H155V95H156ZM160 94H161V93H160ZM160 94H159V95H160ZM180 94H183L182 90H181ZM190 94L188 95V93L185 94V92H184L183 95H185V98H184L183 95H182L183 100L185 101L187 98H189V97H190ZM206 94H205V93L201 94V97H204V98H205ZM216 94H218V95H216ZM20 95H21V96H20ZM32 95H33V96H32ZM58 95H59V96H58ZM107 95H109L110 97L107 96ZM144 95H145V96H144ZM150 95H148V96L150 97L149 101L152 100V104H153V99H154V101H155L156 98H153V97L155 96V95H153V97H152V99H151V96H150ZM159 95L157 94V96H159ZM186 95H188L189 97H186ZM202 95H203V96H202ZM212 95H213V96H212ZM4 96H5V97H4ZM18 96H20V98H21L22 100H21ZM40 96H41V98H40ZM54 96H55V97H54ZM101 96H102V98H101ZM103 96H104V97H103ZM119 96H120V97H119ZM143 96H144V97H143ZM163 96H165V95L163 94ZM168 96H169V94H168ZM193 96H196V95L193 94ZM193 96H191L192 99L195 98V97H193ZM233 96H235V94L232 95V96H230V97H233ZM242 96H243V97L246 96V97L243 98ZM253 96H254V97H253ZM10 97H11V98H10ZM58 97H59V98H58ZM65 97H66V98H65ZM141 97H143V99H142ZM165 97H166V96H165ZM165 97H162V95H160V96L158 97V98L162 101V103H164V105H163L162 103L159 102V105H161L162 107L165 106V105H166L167 107H169V106L171 105L170 108L172 109V106H173V105H172L173 99H169V100H172V101H170V102H171V103H170L169 100H167ZM191 97H190V100H191ZM219 97H220V98H219ZM227 97H228V96H227ZM239 97H242V98L245 99V100H243V99H241V98H239ZM247 97H248V98H247ZM252 97H253V99H252ZM15 98H16V103H15V104H14V103H11V102H12L11 99L15 100ZM18 98H19L20 100H18ZM24 98L27 99V101H26ZM32 98L34 99V101H33ZM49 98H52L53 100L51 99V100H52V101H51ZM67 98H69V100H67ZM125 98H126V99H125ZM158 98H157V99H158ZM204 98H203V99H204ZM209 98H210V97H209ZM228 98H229V97H228ZM23 99H24V100H23ZM43 99H45V101H44ZM119 99H120V101H119ZM205 99H206V98H205ZM205 99H204V100H205ZM216 99H217V97H216V98H213L212 106H215V105H213V104L216 102V101H214V100H216ZM218 99H217V100H218ZM246 99H247V101H246ZM248 99H249V100H248ZM251 99H252V100H251ZM17 100H18V103H17ZM29 100L32 101V104L30 103L31 101H29ZM48 100H49V101H48ZM54 100H55V102H58V104H56L55 102H53ZM56 100H57V101H56ZM122 100H123V101H122ZM124 100H125V101H124ZM127 100H129V101H127ZM165 100H166V102L168 101V103H170V105H169V104H165ZM207 100H208V95H207V99H206V101H207ZM231 100H230V101H231ZM43 101H44V102H43ZM66 101H67V102H66ZM106 101H105V102H106ZM116 101H117V103H116ZM141 101H142V102H141ZM145 101H147V103H150V102H149L148 100H146V99H145ZM157 101H158V100H157ZM157 101H155V102H157ZM184 101H182V102H184ZM208 101H209V100H208ZM211 101H212V100L210 99L209 102H211ZM242 101H243V102H242ZM260 101H261V102H260ZM5 102H6V103H5ZM9 102H10L11 104H10ZM20 102H22V103L20 104ZM50 102H52V103H50ZM79 102H80V103H79ZM119 102H120V104H119ZM182 102H181V105H182ZM185 102H186V101H185ZM185 102H184V103H185ZM188 102L190 103V101H187V104H188ZM193 102H195V101H193ZM204 102H205V101H204ZM219 102L217 101L216 103H219ZM238 102H237V104H238ZM245 102H246L249 106L252 105L253 108H252V107H249L247 104L245 105ZM249 102H252V103L254 102L255 104H254V103L252 104V103H249ZM256 102H257V103H256ZM54 103H55V105H54ZM67 103H70V104H67ZM101 103H102V104H101ZM111 103H112V102H111ZM123 103H124V104H123ZM140 103L138 102L137 105H139ZM144 103H145V102H144ZM174 103H175V102H174ZM174 103H173V104H174ZM179 103H180V102L177 101V104H178V105H177V104L174 105V107H173L172 110L169 109L170 112H168L166 106H165V107H166V110H167V111H166L164 108L162 109V107H161V109H160V106H159L158 109H156L157 106H158V103H157V105L154 104L155 107H153V108H152L153 110H151V111H153V113H154V110H155V112L158 113L157 116H156V113H155V114H152V112H151V114H150V110H149V108L151 107V105H150L149 108L147 107V106H149V105L145 106L146 108H148L147 110H149V111L145 114V112H146L147 110H145V109H146L145 107L142 109V107H143V105H144V104H142V107H141V109H140L139 111H137V114H140V113H141L140 111H142V110H143L144 112H142V115L140 114V116H138V117H134V118H136V119L141 117V120H140V122L135 121V122H137V123H135L136 126H134L133 128L136 127V129H137L138 127H140V126H137V125H139V124L142 125V124H143L142 122L145 123V122L148 121V122L150 123L151 120H155V119H157V118H160V119H158V120H161V116H160V115H162L164 112H166V115L163 114V115L166 116V117H167V113H172V115H173V114H176V115H175L176 118L174 117V119L171 120V121H170V119H172V116H171V117L168 116L170 119H167V118H165V117L162 115V116L165 118V119L162 118V120H165V121H163V125H164V122H165V127H167L166 125H168V127H169V124H170V127H171V128H170V127H169V128L172 129L173 127H175V125L178 124V123H177V124H175V125L172 126V122H173L174 120H176V121L179 120V122H180V118H181V117H182V118H181L182 121H188L189 119H190V120H191V119L193 120V119L195 118V116H198V114L200 113V111H197L198 109H196L197 112H195V113H197V114L194 113V110H195V107H194L195 104H194V103H191V105L193 104L194 106H190V105L188 104L191 108H190V107H187L188 105L185 106L186 109H185V108H182V107H184L185 104H183L182 107H181V105H180ZM207 103H208V102H207ZM29 104H30V105H29ZM44 104H45V105L47 104V105L45 106ZM79 104H80V105L82 104V106H79ZM103 104H104V105H103ZM141 104H140V105H141ZM210 104H211V103H210ZM210 104H208V105H210ZM229 104H231V103L229 102ZM250 104H251V105H250ZM7 105H8V106H7ZM18 105H19V106H18ZM21 105H22V107H21ZM28 105H29V107H28ZM43 105H44V106H43ZM50 105H51V106H50ZM56 105H57V106L59 105L60 108L58 109V107H57ZM66 105H67V106H66ZM126 105H128V106H127L128 109H127ZM140 105H139V107H140ZM145 105H146V104H145ZM179 105H180V106H179ZM218 105H219V104H218ZM218 105H216V106H218ZM1 106H2V107H1ZM15 106H16V107H15ZM36 106H38V107H36ZM48 106H49V107H48ZM63 106H64V107H63ZM84 106H85V107H87V106L90 107V108H89L90 110L88 109V107H87V108H83ZM96 106H97V107H96ZM123 106H124V107H123ZM129 106H131V107H129ZM177 106H178V107H177ZM212 106H211V107H212ZM232 106H231V107H232ZM237 106H238V107H237ZM246 106H247V107H246ZM256 106H258V109H259V110H257V107H256ZM17 107H18L19 109H18ZM109 107L111 108V110L109 109ZM139 107H137V108L139 109ZM179 107L182 108V110L185 109V110L183 111L184 116L187 115L188 112L190 113V114H188V116H190V118L188 117V118H189L188 120L186 119L187 117L184 118V116H182V114H181V116L179 117V114H178V113H179L178 110L180 109ZM192 107H194V108H192ZM219 107H220V105H219ZM219 107L215 108V110L218 109ZM229 107H230V106H229ZM229 107H228V108L225 107L228 111H226V114H225V112H224V113L221 115V117H219V115H220L223 111L221 110L222 112H221L219 115H218V113H219L218 110L216 111V113L218 112L216 115H218V119L220 120V122L223 121V119H224V117H222V116L225 115V117H226V115L229 114V113H231V115H233L234 113H237L236 108L232 107V109H233V111H232V110H229ZM24 108H22V109H24ZM42 108H41V109H42ZM53 108H56V109H57V110L55 111V113H54V110H55V109L53 110ZM64 108H66V109H64ZM117 108H118V109H117ZM123 108H125V109H123ZM174 108H175V109L177 108V111H178V112L175 110L177 113H173V112H174ZM209 108H210V107H209ZM225 108L223 109L224 111L226 110ZM246 108H247L248 110H247ZM249 108H250L251 110H250ZM2 109H3V110H2ZM25 109H26V108H25ZM85 109H86V110H85ZM119 109H120V110H119ZM132 109H133V108H132ZM188 109H189V111H188ZM192 109H194V110H192ZM212 109H213V108H211V110H212ZM239 109H241V112H240ZM244 109H245V110H244ZM253 109H254V110H253ZM255 109H256V110H255ZM261 109H263V110H261ZM14 110H15V111H14ZM38 110H39V111H38ZM44 110H47V109H44ZM44 110H43L42 112H44ZM59 110H60V111H59ZM63 110H64L65 112L63 113L64 115H63V117H62V116L59 115V113L61 114V111L63 112ZM81 110H84L85 112L82 111V112H83V114H82V113H80ZM91 110H92V111H91ZM117 110H119V111H123V110H124V111L122 112V115H121V112H119V111L117 112ZM157 110H158V111H157ZM159 110H160L161 112H162V110H165V111H163V112L161 113V112H159ZM191 110H192L193 112H192ZM219 110H220V108H219ZM243 110H244V111L247 110V111H246L247 113L244 112ZM5 111H4L3 113H0V114H1V115H0V119L3 120V121H4V117L6 116V115H4V114H7L6 118H7L8 115H9L8 111H6V112H5ZM35 111H36V112H35ZM37 111H38V112H37ZM57 111H59V113L56 114ZM67 111H68V113L66 114ZM79 111H80V112H79ZM86 111L88 112L87 114H86ZM105 111H104V113H103V111H102V113H103V114H107V112H105ZM114 111H112V112H114ZM126 111H127V112H126ZM130 111H131V112H130ZM130 111H129L130 113H128V116H129V114L134 113V112H132L131 109H130ZM133 111H134V110H133ZM171 111H173V112H171ZM185 111H187V112H185ZM202 111H203V110H202ZM235 111H236V112H235ZM252 111H253V112L256 111V112H254V113H256V114L253 115ZM261 111H262L263 113H262ZM24 112H28V111H24ZM71 112H72V113H71ZM78 112H79V114H78ZM92 112H93V114H94V112H95V114H94V115H95V116H94V118H95L94 121H95V122L92 120V121L94 122L93 124H92L91 121L89 120V119H93V118H92V116H93ZM109 112H108V114L110 115ZM124 112H125V113H124ZM138 112H140V113H138ZM180 112H181V111H180ZM209 112H212V111H209ZM213 112H214V110H213ZM227 112H229V113H227ZM257 112H259V114L261 113L260 116L262 117V115H263V117L261 118L259 115H257V114H258ZM45 113H47V112L45 111ZM53 113H54L55 116L53 115ZM90 113H91V114H90ZM118 113H119L120 116L118 115ZM159 113H161V114L159 115ZM186 113H187V114H186ZM191 113L195 114V116H194V115H191ZM242 113H244V114H242ZM251 113H252V115H251ZM2 114H3L4 116H2ZM26 114H28V113H26ZM26 114H25V115H26ZM68 114H69V115H68ZM71 114H72V116H71ZM74 114H78V115H77V119H76V115H74ZM80 114H82V116H80ZM84 114H85V115H84ZM89 114H90V115H89ZM103 114H101V115L104 116ZM137 114L134 113V115H136V116H137ZM210 114L212 115V113H210ZM213 114H214V113H213ZM13 115H12V116H13ZM40 115L42 116V113H41V112H40ZM47 115H46V114L43 115L42 118H44V116H47ZM86 115H87V117H85ZM109 115H108V117H109ZM111 115H110V116H111ZM134 115L132 114V117H133ZM147 115H148L149 117H151V115H152V116L155 117V118H150L151 120L149 121V120H148L149 117H148ZM169 115H170V114H169ZM177 115H178V116H177ZM211 115H210V117H209L210 119L215 118L214 115H212V116H211ZM250 115H251V116H250ZM1 116H2L3 118H1ZM15 116H16V115H15ZM41 116H39V117H41ZM57 116H58V117H57ZM64 116H65V118H64ZM66 116H69V117H68L69 120H67V117H66ZM70 116H71V117H70ZM79 116H80V117H79ZM96 116L98 117V121L96 120V118H97ZM106 116H107V115H105V117H104V118H106L105 120H107V117H106ZM158 116H159V117H158ZM173 116H174V115H173ZM193 116H194V118H193ZM199 116H201V114H199ZM199 116H198V117H199ZM229 116H230V115H229ZM229 116L226 117L227 120L230 119ZM234 116H235V114H234ZM256 116H257V117H256ZM36 117H37V116H36ZM49 117H46V118L48 119ZM52 117H54V118H52ZM72 117H73L74 119H73ZM82 117H83V119H82ZM129 117H130V119H131V116H129ZM129 117L126 116L128 122H129V120H130V119H128ZM146 117H148V119H147ZM177 117H179L178 120H177ZM191 117H192V118H191ZM211 117H212V118H211ZM232 117H233V116H231V118H232ZM253 117H254V118H253ZM10 118H11V116L9 117V119H10ZM21 118H22V116H21L20 118H18L17 120H19V119L22 120ZM37 118H38V117H37ZM46 118H44V120H46ZM57 118H58V119H57ZM61 118H64L63 120H64L65 123H61L62 125L64 124V125H63L64 127H65V124H66L67 127H68L67 124L70 125V123H71L70 120H72V119H73V120H76L75 122H72V123H71V124H72V125H70V126H71V129L69 128L68 132L66 131L67 133H70V134H69V135L65 134V135H67L65 138H64L65 135H63L62 139H61V136H60V135L63 134V133H66L65 130H66L67 127L64 128V127H62L61 124H58V125H59V126H58L59 128L57 129V127L55 126L56 124L54 125V123H53V119H55L54 122H56V119L59 120V119H61ZM71 118H72V119H71ZM85 118H88V119H85ZM102 118H103V117H102ZM109 118H110V120H111V117H109ZM116 118H115V120H116ZM142 118H143V119L145 118L147 121H142V120H143ZM183 118L186 119V120H183ZM221 118H222V119H221ZM251 118H252L255 122H254ZM256 118H259V119H256ZM260 118H261V119H260ZM23 119H24V118H23ZM78 119L80 120V122H77V121H79ZM145 119H144V120H145ZM166 119H167L168 121H167ZM199 119H200V117H199ZM199 119H196V121H198ZM210 119H209V121H210ZM218 119L215 118V120H218ZM233 119H234V118H233ZM238 119H239V118H238ZM241 119H240V120H241ZM42 120H43V119H41L40 122H41ZM73 120H72V121H73ZM83 120H86V122L88 121V122H89L88 125H87V123H86L85 121H83ZM105 120H104V121H105ZM108 120H109V119H108ZM112 120H113V118H112ZM119 120H118V122H119V123L122 122V123H121L122 126H123L124 123L127 122V120L125 119L126 121L123 123V121H121V120H123V118H122L120 121H119ZM132 120H134V119L132 118ZM137 120L139 121V119H137ZM190 120L188 121L189 123L186 122V124L188 123L187 126H186V127H188V128H189L188 125H190V123L192 122V121L190 122ZM215 120L212 119V120H211L212 123H213ZM219 120H218V121H219ZM234 120H235V119H234ZM240 120H237V121H239V123H237V124H236L234 121H233V122L235 123V125H239L240 123H243V122H240ZM247 120H250L252 124H251L249 121H247ZM3 121H2V125L0 126V128L2 129V132H3L4 129L8 128V126L11 124V122H9L10 120H8V122H4V123H5L6 125H7V123H8V124L10 123V124H9L7 127H5L6 125L3 123ZM68 121H70V122L67 123ZM156 121H157V120H156ZM166 121H167V122H166ZM182 121H181V122H182ZM193 121H195V120H193ZM211 121L209 122L210 125H211ZM225 121H226V120L223 121V124H222V122H221V124H222V125H226L227 123H230L229 121H231V120H229L228 122L226 121L227 123H226ZM252 121H253V122H252ZM0 122H1V121H0ZM27 122H28V121H27ZM76 122H77V124H76ZM83 122H85V123H83ZM109 122H110V121H108V124L106 125V127L104 126V124H102V121H101V123H99V124H102V125L105 127L104 131L107 133V135H108V134L110 135V133H111L110 136H112V138L118 137L119 134H120V132H122V131L118 132V133H119V134H117L118 136H117V135L113 136L114 134H112V133L114 132V130H118L119 128H118V126H116L117 129H116V127H115V128L113 127L114 130H112V128H110V127L113 126V125H112V124L110 125ZM111 122H113V121H111ZM114 122H115V124H116V121H114ZM131 122H132V121H131ZM133 122H134V121H133ZM148 122H147V124H148ZM152 122H153V121H152ZM152 122H151V123H152ZM216 122H217V121H216ZM224 122H225L226 124H225ZM233 122L231 121V123L234 125ZM51 123H52V124H51ZM79 123H80V124L83 123L85 126H84L83 124L80 126ZM105 123H106V122H105ZM154 123H155V121H154ZM154 123H153V124H154ZM166 123H167V124H166ZM198 123H199V122H197V125H196L197 127H196V129H194V130H199V129H197L198 126H199ZM214 123H215V122H214ZM214 123H213V125H211V126H212L211 129L215 132V130L217 131L216 126L218 127V126L221 125V124L218 123V124H219V125H218L217 123H215L216 125L214 126ZM262 123H263V122H262ZM262 123H261V126H260V123H256V124H259L258 126L256 125L257 127H259V126L261 127L260 129L258 128L257 131H254V130L256 129V126H254L255 128L253 127V129H250V128H251V126H250V127H249L250 130L248 131V133H247V132H246V133H243V132H245V131L248 130V129H246V130L244 129L245 131L242 130V131H243L242 133H240L237 129L234 130V128H236V127L231 126L232 124H230L229 126H231V127H230V129L228 128L229 131H230V133H232V129H231V128L234 127L233 130L235 131V133L238 132L237 134H234V135H235V136H238V135L240 134V136H238L239 139H238V137L235 138L234 135L231 137L232 134L228 133L229 131H228L227 129H225V127H224V130H223V131L226 130V133H228V134H227L228 139L225 138L226 136H223V135H225V134H224L225 132H224L223 135H222V132H223V131H221V127L219 126L218 129L221 131V135H222V136L220 135L219 137L222 138V139H219L218 141L215 140L214 136H218V134H216V132H215L216 135L212 134V135H214V136H213L214 139H212V140L217 141V142H220V143L222 142V143H223V144L221 143L222 146L225 144V142H226L227 145L230 143V145H229V146H230V149H231V147H233V149H235L236 152H237L238 154H239V153L241 154V155H239V156H241V157H242V156H243V157H246L247 154H246V156L244 155V154H245V151H244V150H243V153H244V154H242V153L238 150V149H239V147H238L239 144H240V146H241L240 148H242V147L245 148V145H244V144H241V143H244L243 141L245 140V139H244L243 141H241V139H243L241 135L244 134L243 136H245V138L247 137L248 139H251V140H252V137H253V139H254L255 141L257 140V139H255V138H258L259 140H260L261 138H264V137H262V136H264V135H262L263 133H261V132H264V130H263L264 127H262ZM0 124H1V123H0ZM17 124L19 125V122H18ZM74 124H75V126H77V125L80 126L79 129L77 128L78 126H77V127L73 126ZM99 124H96V125H98L99 127H98V126H95V127H98V128L100 129L101 127H100ZM126 124H127V123H126ZM126 124H125V125H126ZM131 124H132V123H130L129 125L127 124L128 127L125 126V125H124L123 127L119 126V127H120L119 130H122L124 127L129 128L128 130L126 129L127 132L125 131V133H126V135H127V134L130 135V133H134V130H135V129L132 130L133 128H132V129L130 128V125H131ZM173 124H174V123H173ZM182 124H183V123H182ZM186 124H185V125H186ZM29 125H30V124H27V126H29ZM37 125H38V124H37ZM39 125H38V126H39ZM51 125H52V126H51ZM53 125H54L56 128H55V127L53 128ZM60 125H61V126H60ZM116 125H117V124H116ZM144 125H146V123H145ZM144 125H143V126H144ZM150 125H152V124H149L148 126H150ZM160 125H161V124H160ZM222 125H221V126H222ZM227 125H228V124H227ZM227 125H226V128L229 127V126H227ZM263 125H264V124H263ZM2 126L5 127V128H3ZM46 126H47V128H46ZM82 126H83V127H82ZM109 126H110V127H109ZM132 126H133V125H131V127H132ZM156 126H157V125H156ZM156 126H155V128H156ZM178 126H179V125H178ZM178 126H177V127H178ZM180 126H181V125H180ZM240 126H241V128L243 129L244 123L241 124V125H239V126L237 127L239 130H241ZM247 126H246V128H248ZM51 127H52V128H51ZM60 127H61V128H60ZM81 127H82V128H81ZM104 127H103V128H104ZM145 127H147V125H146ZM150 127H152V126H150ZM153 127H154V126H153ZM168 127H167V128H168ZM190 127H192V126H190ZM214 127H215V129H213ZM42 128H43V129L45 128L46 130H43ZM63 128H64L65 130H64ZM75 128H76L77 130H76ZM80 128H81V129H80ZM93 128H94V126H93ZM93 128H92V130H95V131H96V130H99L98 128H97V129H93ZM103 128H102V129H103ZM141 128H144V127H141ZM167 128H165V129H167ZM169 128H168V129H169ZM199 128H200V127H199ZM201 128H202V127H201ZM201 128H200V130L204 131V133L206 132L208 135H207L206 133H205L206 135L203 134V133H199V132H202V131H200V130H199L198 132H196V131H194V130H190L191 128L187 129V130H188V131H187V132H188L187 134H189V136H190V135L192 136V133H193V137H195V139H197V135H198V137H201V136L205 135V136H206L205 139L207 140V138L210 137L209 132L211 133V132H213V131H212L211 129H210L211 131H209V129L207 130V128H205V127H203L202 129H201ZM222 128H223V126H222ZM244 128H245V126H244ZM262 128H263V129H262ZM1 129H0V130H1ZM59 129H60V130H59ZM204 129H206L208 132H207L206 130H204ZM261 129H262V130H261ZM42 130H43V132H42ZM57 130H58L59 132H58ZM62 130H64V131H62ZM90 130H91V129H90ZM90 130H89V131H90ZM100 130H101V129H100ZM100 130L98 131L99 133L97 132V134H98L99 136H100L101 133H102V132L100 133ZM124 130H125V129H124ZM129 130H130V131L132 130L133 132L131 131V132L129 133ZM172 130H173V129H172ZM189 130H190V131H193V132L189 133ZM251 130H252V132L254 131V132H256V133H258V130H259L260 135H259V134H256V136H255L254 132L251 133ZM111 131H112V132H111ZM136 131H137V130H136ZM136 131H135V132H136ZM138 131H141V130L138 129ZM143 131H144V130H142L141 133H142ZM154 131H155V129H154ZM166 131L169 132V130H166ZM170 131H171V130H170ZM260 131H261V132H260ZM2 132H0V133H2ZM4 132H6V130H5ZM4 132H3V133H4ZM39 132H40V133H39ZM48 132H46V133H48ZM75 132H77V133H75ZM144 132H145V131H144ZM144 132H143V133H144ZM249 132H250V133H249ZM3 133H2V134H3ZM42 133H43V135H42ZM56 133H55V134H56ZM72 133H73V134H72ZM86 133H87V131H86ZM86 133L84 132V135H85ZM88 133H90V132H88ZM91 133H92V132H91ZM91 133H90V134H91ZM93 133H94V132H93ZM93 133H92V134H93ZM106 133H104V137H105V138L102 137V135H101V137H100V138H104V139H103V140H104V141H103L104 143H107V142H105V141L107 140V139H106ZM114 133H115V132H114ZM116 133H117V132H116ZM122 133H123V135L125 134L124 131H123ZM141 133H140V134H141ZM195 133H197V134L194 135ZM218 133L220 134V132H218ZM233 133H234V132H233ZM2 134H0V135H2ZM12 134H13V133H12ZM30 134H31V133H30ZM53 134H54V133H53ZM95 134H96V133H95ZM95 134H94V135H95ZM134 134H135V133H134ZM200 134H201V135H200ZM229 134H230V135H229ZM250 134H251V135L254 134V135L251 136ZM27 135H29L28 132H27ZM32 135H30V136H32ZM84 135L82 134V136H84ZM98 135H96V136H98ZM109 135H108V136H109ZM132 135H133V134H132ZM132 135H131V136H132ZM138 135H139V134H138ZM212 135H211V136H212ZM247 135H248V136H247ZM257 135L260 136L261 138H260V137H257ZM261 135H262V136H261ZM71 136H70V139L73 138V140H75V139H74V136H72V137H71ZM108 136H107V138H108ZM121 136H122V134H121ZM131 136H130V138H129V137H128V138H129V139H132V138L134 139V137L137 136V135H133L134 137L132 136V138H131ZM205 136H203V137H201V138H198V139H197V142L200 141L199 139H202L203 142H204L203 144L207 143L208 141L205 142V141H204L205 139H203ZM207 136H208V137H207ZM254 136H255V138H254ZM34 137H35V136H34ZM58 137L61 139L60 141H59ZM124 137L127 138V136H124ZM138 137H139V136H138ZM138 137H137V138H138ZM229 137H230V139H229ZM240 137H241V139H240ZM249 137H250V138H249ZM43 138H41L40 140L42 141ZM83 138H84V137H82V139H83ZM94 138H95V140L98 139V140H97V141H98V142H97V143H98L97 146H96V141L93 140ZM100 138H99V137L96 138L95 136H93V137H92V140H93V141H92L91 139H90L91 141H89V146L91 145L90 142H93L92 144H94V145H91V147H90L91 149H92V148L94 149V150H93L94 152H96L97 149L100 151V152L98 151L97 154H98V153H102V152L104 151V149L106 148V146H105V148L102 149V152H101V149L98 148V145H99V146H101V144L103 145V143L100 142V140H99ZM110 138H111V137H110ZM110 138H109V139H110ZM112 138H111V139H112ZM121 138H122V137H121ZM125 138H122V140H123L124 142L127 141V145L125 146L126 149H125V147H124L123 145H122V146H123L124 148H123V147H120V149L122 148L121 150H126V151H125L126 153L129 152L128 149L131 147V145H132L131 149L134 147V143H136V144H135V147H138V148H139V147L141 146V147L139 148V150H140L141 148H143L142 145L144 146V149H148V150H146V152H148V151L151 149V148H146V145H145V141H146V139H141V137H140L139 140H145V141H144V144H143V141H141L142 144L139 146V145H137V144L140 143L139 140H138V141H139V143H138L137 140H136V141H135V140L133 141V139H132V140L129 141L128 138H127V140H126ZM137 138H136V139H137ZM146 138H147V137H146ZM189 138H190V137H189ZM217 138H218V137H217ZM217 138H216V139H217ZM232 138H233V139H232ZM51 139H52V138H51ZM63 139H64V140H63ZM67 139H68V138H67ZM67 139H66V140H67ZM70 139H69V140H70ZM82 139H79V140H82ZM105 139H106V140H105ZM111 139H110V140H111ZM165 139H166V138H165ZM165 139H164V140H165ZM191 139H192V137H191ZM191 139L189 140V142L191 141ZM195 139H194V138L192 139L193 141H191V144H192V142L195 141ZM208 139H211V138H208ZM223 139H224V140L226 139V140L223 141ZM231 139H232V140H231ZM234 139H235V140H238V142H239V143H238V146H235V145H237V141H235ZM248 139H247V141L249 142ZM32 140H33L34 142L37 141V140H35V139L33 138V136H32ZM46 140L48 141V139H46ZM69 140H68V141H69ZM76 140H77V139H76ZM84 140H85V138H84ZM110 140H109V141H110ZM122 140H121V143H122ZM202 140H201V141H202ZM212 140H209V141L211 142ZM220 140H221V141H220ZM227 140L229 141V143H227V142H228ZM230 140H231L232 143L235 142V145H234V146H235L236 148H234L233 145L231 146L232 143L230 142ZM49 141H51V140H49ZM58 141H59V142H58ZM68 141H67L66 143H68ZM82 141H83V140H82ZM82 141H79V143H81ZM116 141H118V140L116 139ZM119 141H120V139H119ZM151 141H152V140L148 138V143H149V142L151 143ZM153 141H154V144H153V142H152L151 144H152L153 146H152V145H151V146L154 148V150H156V151H155L156 154L153 152L154 150H152V152H149V153H151V154L153 153V154H155V155L157 156V151H159L158 149H160L159 153H160L161 151L164 152V154H163V152H162V156H165V155H166V154H165L166 152H167V154H168L169 151H166V150L169 149V148H168L167 146H165L166 143H167V141H168L167 139H166L165 141H163V139H162L161 141H160V139H159V140H158V139H157V140H153ZM156 141H157V142L159 141L158 144H159L160 142H161V143L164 142V144H161V143H160V144L158 145L157 143H155ZM162 141H163V142H162ZM201 141H200L201 144H200V143L197 144V142H195L196 144L193 143V144L191 145V144L189 143L190 146H193V147H194V149L192 148V151H200V152H203L204 149L201 148V147H202L201 145H203ZM255 141H254L253 143H255ZM51 142H53V141H51ZM51 142H50V143H51ZM77 142H78V140H77ZM77 142L75 141V143H77ZM94 142H95V143H94ZM124 142H123V143H124ZM128 142H129L131 145H130ZM132 142H134V143H132ZM165 142H166V143H165ZM210 142H208V143H209V144H213V145L216 144L215 142H211V143H210ZM250 142H251V143H250ZM250 142H249L250 145H251V144H252V145H251V147H249V149L251 148L252 151L254 152V154L256 155V152H255L254 150L257 151L259 148H261L262 145L259 147L258 144H259L260 142H261V144L264 143V140L261 139V141H258V143H255V144H257V145H253L252 141H250ZM40 143H41V142H40ZM70 143H71V142H70ZM70 143H68V144H69V146L71 147ZM72 143H73V141H72ZM72 143H71V144H72ZM125 143H126V142H125ZM146 143H147V142H146ZM220 143H219V144L217 143L218 146H217V145H216V146H217V147H220V146H221ZM249 143H248V144H249ZM64 144H65V141H64ZM77 144H78V143H77ZM110 144H112V143H110ZM116 144H117V142H116ZM226 144H225V146H223V147L221 146V147H222V150H220L221 148H219L218 150H220V151H222V152L225 151L226 155L229 156V157L227 156V157H228V160H229V163H228L229 166H228V164H227V167L232 168V167H234V166L231 167V165H232L231 163H233V159H232V158H233V157H232V155H233L232 153H233V152H230L229 146H226ZM233 144H234V143H233ZM61 145H62V147H60ZM65 145H66V144H65ZM78 145L80 146V144H78ZM105 145H106V144H105ZM112 145L114 146V144H112ZM112 145H111V148H110V149H111V150L114 149V151H115L114 153L118 154L117 151H118L119 146H117L118 148L115 147V146H114L115 148H112V147H113ZM128 145H129V146H128ZM147 145H149V144H147ZM154 145H155L156 147H155ZM157 145H158V146L162 145V147H160V148L158 147V149H157ZM163 145L166 147V149H164V146H163ZM187 145H188V143H187ZM213 145H211V146H212L211 150L214 148V149H213V151H214V150H215V146H213ZM219 145H220V146H219ZM242 145H244V146H242ZM250 145H249V146H250ZM259 145H260V144H259ZM11 146H12V145H11ZM23 146H25V145H23ZM69 146L66 145V147H69ZM92 146H96V147H92ZM109 146H110V145H109ZM127 146H128V147H127ZM190 146H188V147H190ZM200 146H201V147H200ZM204 146H205L206 148H208L207 146L210 147V145H207V146H206V145H203V148H205ZM246 146L248 147V145H246ZM254 146H255V147H254ZM256 146H257V147H256ZM263 146H264V144H263ZM5 147H6V146H5ZM8 147H9V148H7V149H13V146H12V148H11L10 146H8ZM15 147H16V146H15ZM31 147H32V146H31ZM48 147H50V146H48ZM51 147H52V146H51ZM70 147H69V150L71 149ZM149 147H150V146H149ZM186 147H187V146H186ZM186 147L183 148V149H184V150L187 149ZM217 147H216V148H217ZM253 147H254V148H253ZM102 148H103V147H102ZM127 148H128V149H127ZM138 148H136V149L133 148L134 150H133V149H132V150L135 152V151H137ZM162 148H163L164 150H161ZM173 148H174V147H172V149H171L170 152H169L170 154H168V155H171V151L173 152V150H174ZM190 148H191V147H190ZM199 148H200V149H199ZM224 148H226V149L228 148V150H226V149H224ZM243 148H242V149H243ZM256 148H258V149H256ZM7 149H5V150H7ZM14 149L16 150V148H14ZM58 149H54V150H56L58 153L61 152V151H63V152L65 153V150H67V149H65V150H60V149L58 150ZM95 149H96V150H95ZM110 149H109V151H111ZM120 149H119V152L121 151ZM144 149H143V153H142V151L140 150V152H141L142 154H141V153L139 152V150H138V151H137V153L139 152L138 155H137V153H136V155H135V153H133L132 150H131L130 152L133 153L134 156H133L131 153H130V154L128 153V154L131 156V157H129V158L136 157V158L139 159V155H140V154H141V156H142V155H144V154L146 153V152L144 153V151H145ZM175 149H176V146H175ZM183 149H182V150H183ZM195 149H196V150H195ZM233 149H231V150L233 151ZM242 149H240V150H242ZM253 149H254V150H253ZM263 149H264V148L262 147L261 151H263ZM15 150H14L13 152H15ZM52 150H53V149H52ZM69 150H67V151H69ZM80 150H84V149H82V147H81ZM116 150H117V151H116ZM129 150H130V149H129ZM176 150H177V149H176ZM184 150H183V151H184ZM187 150H189V149H187ZM187 150L184 151V152H186V153L190 156V154H192V153H188ZM206 150H208V149H206ZM209 150H210V149H209ZM237 150H238L239 152H238ZM11 151H12V150H11ZM70 151H71V150H70ZM127 151H128V152H127ZM165 151H166V152H165ZM189 151H191V150H189ZM215 151H217V150H215ZM228 151H229V152H228ZM247 151H249V150H247ZM259 151H260V150H259ZM13 152H10V150H7V151H5V152H2L3 154H1V155H2V156H5V155L7 156V154L10 153L11 156H9V155H8V156H9L10 158H11V157L13 158V157L15 156V153L13 154L14 156H12L11 153H13ZM16 152H18V150H17ZM47 152H48V150L46 151V153H47ZM54 152H55V151H54ZM54 152L52 151V152H50V154H52V153H54ZM57 152H55V153H57ZM105 152H107V151H104L103 154H105ZM111 152H112V151H111ZM121 152H124V151H121ZM121 152H120L118 155H120ZM174 152H175V151H174ZM227 152H228V154H227ZM249 152L251 153V151H249ZM4 153H5V155H4ZM6 153H7V154H6ZM18 153H20V152H18ZM18 153H16V154H17V155H21V153H20V154H18ZM55 153H54L53 155H55ZM61 153H62V152H61ZM61 153L58 154V155H59V156L62 155ZM69 153H70V152H69ZM112 153H113V152H112ZM112 153H111V154H112ZM149 153H148V156H152L151 154L149 155ZM205 153H207V152L205 151ZM205 153L203 152L204 155L202 154L203 156H201L200 160H198V161H205V159H203V157H204L205 155L207 156V154H205ZM229 153H230V154H229ZM234 153H235V151H234ZM263 153H264V152H263ZM50 154H49V157H48V158H47V154H46V156H44V159H46V158L49 159L50 156H51ZM95 154H96V153L91 154L92 157H93V155H94L93 158H95ZM103 154H102V155H103ZM146 154H147V153H146ZM160 154H161V153H160ZM160 154H158V156H159ZM231 154H232V155H231ZM238 154H236V156H235V154L233 155V156H235L234 159H236V157H238V156H237ZM254 154H252L253 157H256ZM259 154H260V153L258 152L257 155H259ZM41 155H44V154H41ZM63 155H64V157H65V155L67 156V154H63ZM83 155H84V154H83ZM98 155H99V154H98ZM121 155H124V153L121 154ZM230 155H231L232 158H230ZM6 156H5L3 159H5ZM56 156H57V155H56ZM56 156H55V158L58 157V156H57V157H56ZM78 156H79V155H78ZM78 156H77V157H78ZM107 156H110V155H107ZM111 156H112V155H111ZM141 156H140V157H141ZM148 156L145 155V157H148ZM160 156H161V155H160ZM166 156H167V155H166ZM189 156H188V157H189ZM215 156H216V155H215ZM249 156H251V154H249ZM45 157H46V158H45ZM52 157H53V156H52ZM79 157L81 158V156H79ZM96 157H97V156H96ZM101 157H103V156H99L98 159L101 158ZM104 157H106V156H104ZM121 157H122V156H121ZM241 157H240V161H241L242 159H243V161H244V158L242 157V159H241ZM10 158H9V161L11 160ZM14 158H15V160L17 159L16 157H14ZM19 158H20V157H19ZM22 158H24V157L21 156V158H20V159L24 162L25 159H22ZM61 158H63V157H61ZM116 158H117V160H118V158H119V160H120V157H119V156H117ZM116 158L114 159V161L116 160ZM136 158H135V159L132 158V159H134V160H131L132 162L134 161L133 163L129 162V161H130L129 159H128V161L126 160V162H129V163L132 165V167H130L131 165L128 166L129 163H126V162H123V161H122V162L119 161V163H122V164H123V163H124V164L126 163V167L128 166L129 168H131V169L133 170L134 167H137V164L139 163V161H140V163H141V162L143 163V161H144V160L141 161L140 159H139V161H138V159L136 160ZM143 158H144V156H142L141 159H143ZM151 158H152V157H151ZM206 158H207V157H206ZM218 158H219V156H218ZM225 158H226V157H225ZM225 158H224V159H225ZM246 158H248V157H246ZM246 158H245V159H246ZM261 158L263 159V161H261L262 159L257 158L258 160H260V161H258V163H260V164H259V167H260L261 164H262V166H261L260 169H262V167L264 166V164L261 163V162H264V157H261ZM3 159H1V157H0L1 164H2V162H3V165H4V164H6V163H5V161H3ZM51 159L54 160V158H51ZM51 159H50V160H51ZM59 159H60V157H59ZM96 159H97V158H96ZM207 159H209L211 162H213V165H214V161H213L212 157H210V158L208 157ZM207 159H206V162H203V163H202L203 166H204V167H202V168H204V170H208V169L211 168L210 166H212V165H210V164H211L210 161L207 160ZM211 159H212V160H211ZM230 159L232 160V162H231ZM238 159H239V157L237 158V160H238ZM6 160H7V158H6ZM42 160H43V158H42ZM42 160H41L40 164L38 163L39 167H40V165H41L42 162H43L42 164H44V161H45V160H43V161H42ZM56 160H58V159H56ZM56 160H54V161H56ZM93 160H94V159H93ZM117 160H116V161H117ZM135 160H136V162L138 161L137 164H136ZM145 160H146V159H145ZM189 160H191V158H189ZM237 160H235V161H237ZM9 161H8V162H9ZM13 161H14V160H13ZM16 161L18 162L19 159H17ZM16 161L13 163L14 165H15V163H16V164H19V163H17ZM22 161H21V163H22ZM60 161H61V159H60ZM86 161H87V160H86ZM185 161H186V160H185ZM207 161H208V163H207ZM240 161H239V162H240ZM19 162H20V161H19ZM49 162L51 163V165L54 164L52 160H51V161L48 160V164L50 165ZM84 162H85V161H84ZM186 162H187V161H186ZM224 162H225V161H224ZM9 163H10V164H8V165L10 166V168H11L12 166H14V165L12 164V161L9 162ZM52 163H53V164H52ZM88 163H89V162H88ZM134 163H135L136 165H133ZM189 163H190V165H189L188 162H187V164L190 166V169L187 167L188 165H186L185 163H184V165H182V166H185V165H186V167H187V168H185L184 173H185V171H186V172L189 171V170L192 171V170H191V169H192L191 166H192V164H194V163H193V161H191V162L189 161ZM191 163H192V164H191ZM206 163H207L208 165H207ZM226 163H227V162H226ZM237 163H238V161L236 162V165H237ZM258 163H256V164H258ZM23 164H25V163H23ZM23 164H22V166H23ZM45 164L47 165V162H46V161H45ZM84 164H86V162H85ZM127 164H128V165H127ZM202 164H200V165H202ZM230 164H231V165H230ZM3 165H0V166H3ZM11 165H12V166H11ZM138 165H139V164H138ZM140 165H141V164H140ZM176 165H177V164H176ZM205 165H206V166H205ZM233 165H235V164H233ZM4 166H5V165H4ZM9 166H8V168H9ZM17 166H19L18 169H17V172H18V170L21 169V168L24 170V168H23V167H20V165H17ZM47 166H48V165H47ZM47 166H46V167H47ZM91 166H95L94 163H93ZM182 166H181V168H184V167H182ZM207 166H208V167H207ZM237 166H238V165H237ZM14 167H15V166H14ZM42 167H43V165H42ZM83 167H84V168H87V167H85L84 165H83ZM95 167H96V166H95ZM95 167H94V168H95ZM128 167H127V169H128ZM173 167H174V169L177 168V169H175V170L178 172V170H179V169H178L179 166H178V167H177V166L175 167V165H174V166H171V170H173V171L175 172V170L172 169ZM206 167H207L208 169H207ZM209 167H210V168H209ZM235 167H236V166H235ZM259 167L256 168V169L258 170V172H259L260 175H257L258 173L256 174V171H255V174H253V173H254L253 171H252V172H247V173L252 174L251 176H253V175H257L255 178H253V180L255 179L256 181H255V180L253 181V180L251 179L252 177L250 176V174H246V172H245V174H244V171H242L241 173H243V176H246V175H247L248 177L239 176L238 173H237V177H239V178H237V179L242 178V179H240V180H237V181H239V184L242 185V184L244 183V182L242 183V180H243V179L247 180L246 178H249V177H251L250 180H251V183H252V184H251V183H248V185H246L247 181L243 180V181L246 182L245 185H246L247 187H248L249 184H250V187H251V188L248 187V189H246V187H245L244 185H243V186L238 185V189H240V192L242 191L241 193H240V192L238 193V194H239V198H238V199H237V196H238V195L236 196V193H235V195H231V197L234 196V198H233V197H232V198L230 197V199H229V198H228L229 196H227V192H224L223 190H225V189H223L222 192H224V193L226 194V195H225L226 197H225L224 195H223V196H224L226 199H228L227 201L224 200L223 197L220 198V199H218V200H217L218 202L215 201V198H214V199H213V200H214V203H212L213 200H209V201L213 204L212 207H211L212 204L209 205L210 203L207 202V203H209V204H208V205H209V206H208V207H209L208 210H210V207H211V209H214V208H215V210H213V211L211 210V211H210L211 214H213V215H214V211H215V212H217V211L219 212V211H220V210L218 209V207L220 208L221 206L224 207L223 209L220 208V209H222L221 212H222V211L224 212V211H225V207H226L227 209L229 208V209L231 210V211L228 210L231 214L233 213L232 211H234V210H235L236 213H237L238 208H241V210L238 211V213L240 212V214H236L235 211H234V213H233L234 216H231L230 214H228L229 212H227V211H226L227 213L224 212V213H226V214H228V215H230V216L232 217L231 219L228 218V217H226V218L230 219V222H229V224L226 223L228 226H225V224H224V226H225V227H229V228H228V229H229V233H230V231L233 230V231H232L233 233H232V232H231V233L234 234V235H235L234 232H236V231H235L234 229H231V228H235L236 226L238 227V223H237V221L239 220V218H238L237 220H236V218H237V217H241V216H242V217L245 216V215L248 213V210H251V211L253 210L252 212L249 211V213H250L251 215L248 213L249 215L246 217L247 219L245 218L246 220H245L244 218H243L244 221L241 220V222H243L242 227H243V225L245 224V226H244L245 231H243L244 229H243V230L241 229L242 227L240 226V224H241L240 220L238 221V222H240V223H239V227H240V235H239L238 237H236V239H233V240H232V241L235 242V243L233 242V244L236 245V246H233V245L231 244V243H232V241H231L230 245H228V246H230L229 249H227L228 252L226 251V252L228 253L227 255H229V253L232 252L233 247H236V249L239 248V249H237L238 251L234 248V252L236 251L237 253H239V250H240L239 255L236 254V252L234 253V255H237L238 257L242 256V258H243V259L241 258L242 260H240V259H238V258H237V259L240 260L241 262L243 261L242 263H244V259H245V263L247 262L246 264H251V263H252L251 260H253V259H254L253 261H255V263H256V260H255V257H256V256H257V259L260 258V260H258V262H262V261H264V255H262V253L264 252V248H263V247H264V213H262V211L264 212V210H263V209H264V206H263V205H264V203H263V202H264V198H263L264 195H261V194L264 193V190H262V189H264V188L262 187V186L264 185V178H263V176H264V175H263V173H264V172H263V171H264V167H263V169H262V173H261V170L259 169ZM16 168H17V167H16ZM43 168H44V167H43ZM169 168H170V167H169ZM169 168H168V169H169ZM181 168H180L179 172H180V171L182 172V169H181ZM200 168H201V167H200ZM205 168H206V169H205ZM22 169H21V170H22ZM187 169H188V170H187ZM212 169H213V167H212ZM232 169H233V168H232ZM232 169H231V170H232ZM23 170H22V172L20 171L19 174H22V175L25 174L26 172L24 173ZM104 170H105V169H104ZM194 170H195V169H194ZM210 170H211V169H210ZM231 170L228 171L229 173H228L227 175H229V174L231 173ZM234 170H235V169H234ZM259 170H260V171H259ZM24 171H26V168H25ZM94 171H96V170H94ZM94 171H91V173L94 174V173H95ZM135 171H137L136 168H134L133 173H135ZM141 171H142V169H141L140 171H138V172L140 173ZM163 171L166 172L167 170H163ZM169 171H170V170H169ZM169 171H168L167 173H165V176H166L167 174L170 175V172H172V171H170V172H169ZM190 171H189L188 173H189V175L191 176L192 174H190ZM202 171H203V169H201V173H202ZM208 171H209V170H208ZM208 171H206V172L208 173ZM246 171H247V170H246ZM85 172H86V171H84L83 173H85ZM125 172H126L128 175H131V174H132L130 171H125ZM128 172H130V173H128ZM156 172H157V171H155V173H156ZM158 172H159V171H158ZM158 172H157L155 178H158L159 175H160L161 178H158V179H160V180H161V179H163V180H165V181H167V180H168V181L171 180V179H170V176H168V177H162V176H161V175H162L161 172H159L160 174H159ZM174 172H172V175H171L172 177H171V178H173V176L177 173V172H175V174H173ZM179 172H178L176 175H178ZM193 172H194V171H193ZM204 172H205V171H204ZM206 172H205V174H206ZM210 172H211V171H210ZM225 172H226V171H225ZM83 173H82V174H83ZM88 173L91 174L90 172H88ZM139 173H138V175H139ZM141 173L143 174L144 171H142ZM145 173H146V172H145ZM145 173H144V174H145ZM162 173H163V172H162ZM197 173L199 174V172H197ZM201 173H200V174H201ZM211 173H212V172H211ZM82 174H81V175H82ZM92 174H91V175H92ZM95 174H96V173H95ZM98 174L100 175L101 173H98ZM98 174H97V176H98L99 182H102V181L107 182V180L109 179V178L107 179V177L104 178V176H105L104 174H103L104 176L101 175V177H100ZM123 174H124V172L121 173V174L119 175V177H120V176L122 177ZM136 174H137V173H136ZM158 174H159V175H158ZM239 174H240V172H239ZM85 175H86V177H87V172L85 173ZM91 175H89L88 177H90V178L92 177L91 179H92V180H93V179L95 180L97 176H94L95 178H93V176H91ZM124 175H125V174H124ZM132 175H135V174H132ZM153 175H154V174H153ZM153 175H152V176H153ZM157 175H158V176H157ZM176 175H175V176H176ZM225 175H226V174H225ZM227 175H226V177H224V178H225V182H226V179H227ZM240 175H241V174H240ZM262 175H263V176H262ZM115 176H116V175H115ZM117 176H118V174H117ZM126 176H127V175H126ZM163 176H164V174H163ZM175 176H174V177H175ZM231 176H232V174H231ZM258 176H259V177H258ZM260 176H261V177H260ZM109 177L112 178L111 175H110ZM124 177H125V176H124ZM145 177H146V176H145ZM228 177H229V176H228ZM101 178H102V179H101ZM146 178H147V177H146ZM153 178H154V177H153ZM164 178H165V179H164ZM198 178H199V180H200L201 178L203 179V175H202V174L199 175ZM232 178H233V177H232ZM259 178H260L261 183H259V181H258ZM98 179H97V180H98ZM166 179H167V180H166ZM175 179H176V177L174 178V180H175ZM187 179H188V178H187ZM228 179H230V178H228ZM228 179H227V180H228ZM233 179H234V180H233ZM233 179H232V180L230 179V180H231V181H235V180H236L235 177H234ZM257 179H258V180H257ZM97 180H95V181L97 182ZM213 180H215L214 177H213ZM213 180H212V181H213ZM161 181H162V180H161ZM165 181H164V182H165ZM185 181H186V180H185ZM212 181H209V182H212ZM228 181H229V180H228ZM228 181H227L226 184H229ZM240 181H241V182H240ZM252 181H253V182H252ZM262 181H263V182H262ZM162 182H163V181H162ZM170 182H173V180L170 181ZM209 182H208V183H209ZM215 182H216V181H215ZM217 182H218V181H217ZM248 182H249V180H248ZM189 183H190V182H189ZM237 183H238V182H237ZM237 183H236L235 185H237ZM258 183H259V184H258ZM190 184H192V182H191ZM211 184H212V183H211ZM216 184H217V183H216ZM230 184H231V182H230ZM254 184H255V185H254ZM260 184H261L262 186H259ZM164 185H165V184H164ZM209 185H210V184H209ZM253 185H254V186H253ZM75 186H76V185H74V188H72L73 191H72V189L69 190L68 194H71V193H72L71 195H69V197H72V196H73V197H75V198H78V197L80 198V196H81V197L84 199V197H83V193H82V195H81V192H80V195L78 194V197L75 196V195H73V193L76 192V190H77V187H75ZM77 186H78V185H77ZM161 186H162V185H161ZM165 186H166V185H165ZM190 186H191V185H190ZM192 186H193V185H192ZM213 186H215V185L213 184ZM213 186H212V187H213ZM228 186H229V185H228ZM239 186H240L241 188H243L245 191H244L243 189L239 188ZM252 186H253V187H255V186L257 187V186H258V187H259L258 192H259V190L261 189V190H260V191H262L261 194L259 193L258 195H254L255 193L257 194V192H256L257 189L255 190V188H253ZM78 187H80V186H78ZM208 187H209V186H208ZM258 187H257V188H258ZM260 187H261V188H260ZM75 188H76V189H75ZM131 188H132V186H131ZM206 188H207V184H206ZM214 188H215V187H214ZM216 188H218V186H216ZM74 189H75V191H74ZM78 189H79V188H78ZM125 189H126V188H125ZM128 189H130V185H128ZM219 189H220V188H219ZM219 189H218V190H219ZM221 189H222V188H221ZM221 189H220V190H221ZM252 189H253V190H252ZM210 190H212V188H211ZM210 190H209V192H210ZM247 190H249V191L251 190L250 192H251L252 195H250V192H248L249 194H247V195H250V197L247 196L246 193H245ZM254 190H255V191H254ZM83 191H85V190H83ZM204 191H205V190L202 191L203 198H205V197L207 198V196L203 193ZM213 191H214V190H213ZM213 191H212V192H213ZM215 191H217V190H215ZM215 191H214L213 193L216 194L217 192H215ZM237 191H238V190H237V188H236V192H237ZM243 191H244V192H243ZM70 192H71V193H70ZM207 192H208V190H207ZM207 192H205V193L208 194L209 192H208V193H207ZM233 192H235V191H233ZM253 192H255V193H253ZM243 193L246 195V197L244 196ZM68 194H66V197H68V196H67ZM228 194H230V193H228ZM231 194H232V193H231ZM241 194H242V195H241ZM204 195H205V197H204ZM212 195H214V194H212ZM212 195H211V196H212ZM240 195H241V197H240ZM253 195H254V198H253ZM211 196L208 195L209 199H212V198H213V197L210 198ZM214 196L217 198L218 195H217V196L214 195ZM243 196H244V198H243ZM251 196H252V197H251ZM257 196H258V197H257ZM260 196H263V197H260ZM69 197H68V199H69ZM248 197H249V199L251 198V200H250V204H252V203H251V201H252V202H253L252 206H253V208H255V209H253V208L250 206V204H249V205L247 204L248 206H247L246 208L242 206L243 204L246 203V202H244V201H246L245 199H247ZM256 197L258 198V200H260V201H259V202H260V205H259V202H257V200H256L257 198H256ZM241 198H243L244 200L241 199ZM252 198H253L254 200H252ZM261 198H262V199H261ZM61 199H62V198H61ZM63 199H64V197H63ZM70 199H71V198H70ZM201 199H202V198H201ZM222 199H223L224 201H223ZM232 199H233V202L237 200V205L235 204L236 202H234V203L232 202ZM235 199H236V200H235ZM240 199H241L242 202H244V203H242V202L240 201ZM79 200H80V199H79ZM86 200H87V199H86ZM86 200L84 199V201H86ZM203 200L207 201L208 199H207V200H206V199H202V201H203ZM220 200H221V203H222V204L219 202ZM229 200H231V202L233 203V205L235 204L236 206H238V208L234 205V206L236 207V208H235V207L232 205V203L228 202ZM247 200H248V199H247ZM262 200H263V201H262ZM82 201H83V200H82ZM239 201H240V202H239ZM261 201H262V202H261ZM216 202H217V204H218V207H214V204H215V206H217ZM225 202L228 203V205L231 204V207H230V206L227 207V205L225 206V204H226ZM247 202H249V201H247ZM254 202H255V203L257 202L256 204H257L258 206H257V205H254ZM203 203H204V202H203ZM205 203H206V202H205ZM207 203H206V204H207ZM224 203H225V204H224ZM219 204H220L221 206H219ZM223 204H224V205H223ZM238 204H239V205L242 204V205H240L241 207H239ZM244 206H245V205H244ZM249 206H250V208L248 209ZM259 206H260V207H259ZM262 206H263V209H262ZM213 207H214V208H213ZM242 207H243V208H242ZM256 207H258V208H256ZM216 208H217V211H216ZM244 209H246L245 211H246L247 213H246L245 211H242V210H244ZM254 210H255V211H254ZM256 210H257V211H256ZM69 211H70V209H69ZM259 211H260V212H259ZM218 212H217V214L215 213L216 215H214V216H218L219 218L216 217V219L218 218V220H219L220 218L222 219V217H223V213L219 212V214H218ZM256 212H259V213H256ZM71 213H72V212H71ZM71 213H70V214H71ZM74 213H75V211H74ZM244 213H245V215H244ZM260 213H262V215H261ZM70 214H69V215H70ZM146 214H147V213L145 212V215H146ZM149 214H150V213L147 214L148 217L146 218V220H147L148 218L151 217V216L149 217ZM147 215H146V216H147ZM192 215H193V214H191V215L188 216V217H189V221H191L192 219H195L194 216H193V218H191ZM194 215H195V214H194ZM220 215H221L222 217H221ZM238 215H240V216H238ZM196 216H197V215H196ZM224 216H225V214H224ZM230 216H229V217H230ZM235 216H236V218H233V217H235ZM260 216H261V217H260ZM257 217H260V218L256 219ZM141 218H142V217H141ZM248 218H249V219H248ZM144 219H145V216H144ZM150 219H151V218H150ZM150 219H149V220H150ZM152 219H153V218H152ZM197 219H198V216H197ZM199 219H200V218H199ZM199 219L196 220L194 223L199 222V221H200ZM212 219H214V217H213ZM216 219H214V220L216 221ZM221 219H220V220H221ZM228 219H224V218H223L222 220L227 222ZM240 219H241V218H240ZM185 220H186V219H185ZM185 220H184V222H183L184 224H185ZM201 220H202V218H201ZM214 220H213V221H214ZM233 220H234V222H232ZM235 220H236V223H235ZM248 220H249V221H248ZM256 220H257L258 222H256ZM144 221H145V220H144ZM147 221H148V220H147ZM171 221H172V220H171ZM186 221H187V220H186ZM211 221H212V220H211ZM215 221H214V222H215ZM245 221H246V223H244ZM247 221H248V222H247ZM148 222H149V221H148ZM151 222H152V221H151ZM151 222H149V224H150ZM203 222H204V221H203ZM216 222L218 223L219 221H216ZM216 222L214 223V225L216 224ZM231 222H232V223H231ZM171 223H172V222H171ZM183 223H182V224H183ZM187 223H188V221H187ZM187 223H186V224H187ZM189 223H190V222H189ZM192 223H193V222H192ZM201 223H202V221H201ZM220 223H221V222H220ZM224 223H225V222H224ZM233 223H235L234 227H232V224H233ZM253 223H254V225H253ZM256 223H257V225H256ZM186 224H185V225H186ZM198 224H199V223H198ZM198 224H196V225H198ZM202 224H203V223H202ZM204 224H205V223H204ZM211 224H212V223H211ZM230 224H231V225H230ZM246 224H247L248 226H247ZM185 225H183V226H185ZM188 225H189V224H188ZM217 225H219V223H218ZM251 225H252V226H251ZM168 226H169V225H168ZM170 226H172V225L170 224ZM190 226H191V228H192L194 225L191 224V225L186 226V227H187V228H188V227L190 228ZM230 227H231V228H230ZM237 227H236V228H237ZM246 227H247V228H246ZM250 227H251V228H250ZM194 228H195V227H194ZM194 228H193L192 230H194ZM236 228H235V229H236ZM257 228H258V229H257ZM56 229H57V228H56ZM246 229H248V230H246ZM250 229H251V230H250ZM252 229H253V231H252ZM254 229H255V231H254ZM52 230H53V231H52ZM52 230H51V231L53 232V236H55V234H54V232H55V231H54V230H55V227L52 228ZM236 230L238 231L239 229L237 228ZM257 230H259V231L257 232ZM247 231H248V232L250 231L249 234H248L249 237H248V235H247ZM260 231H261V232H260ZM188 232L190 233V231H188ZM188 232H187V233H188ZM191 232H193V231H191ZM194 232H195V231H194ZM242 232H243V235H245L246 237H245V236L243 237ZM244 232H246V233L244 234ZM55 233L57 234V232H55ZM231 233H230V234H231ZM251 233H253V234H251ZM254 233H255V234H254ZM160 234L162 235V233H160ZM174 234H175V233H174ZM193 234H194V233H193ZM193 234H192V235H193ZM196 234H199V233L196 232ZM232 234H231V236H232ZM57 235H58V234H57ZM57 235H56V236H57ZM151 235L153 236L154 234H151ZM151 235L148 236V240L151 239V238H149V237H151ZM158 235H159V234H158ZM161 235H159V236H161ZM165 235H167V234H164V233H163V235H162L160 238L162 239L163 236H164V237H167V239H166L167 241H166L165 239H164V240H165V242H168V247L170 246V245H169L170 243H169L168 240H172V241H170V242H173L174 239H175L176 237L180 238L177 234H175V235H171V234L169 233L167 236H165ZM192 235H191V236H192ZM194 235H195V234H194ZM250 235H251V236L254 235V236L251 237ZM48 236H50V235H48ZM53 236H52V234H51L50 237H46V238H45V239L48 238V241H49L51 244H50L49 242H47V240H46V242H45V240H44V241H36V242L33 243V244H35V246H36V245L38 246V247H37V246L35 247V248H38V249L35 250V253H36V255H37L38 257H37L33 262L28 261V262H30V264H34V263H35V264H38V261L40 262L41 259L43 258V256L45 257V255H46V257H47V253H49L48 250H50V249L53 250V249H52V242H51V241H52L51 237H53ZM56 236L54 237V239H56ZM154 236H155V235H154ZM159 236L156 235V237H159ZM191 236H190V237H191ZM195 236L198 237L197 235H195ZM241 236H242V238H241V240H240L239 237H241ZM256 236H257V237H256ZM156 237H155V238L152 237V238H153V239H156ZM168 237H171L172 239H169ZM173 237H175V238L173 239ZM188 237H189V236H188ZM234 237H235V236H234ZM234 237H233V238H234ZM250 237H251V238H250ZM253 237H254V238H253ZM57 238H58V237H57ZM132 238L134 239V236H132ZM160 238H159V239H160ZM181 238H182V237H181ZM183 238H184V237H183ZM183 238H182V239H183ZM193 238H194V236H193ZM50 239H51V240H50ZM153 239H151V240H153ZM157 239H158V238H157ZM157 239H156V240H157ZM159 239H158V240H159ZM182 239H181V240H182ZM184 239H185V238H184ZM184 239H183V240H184ZM186 239H187V237H186ZM189 239H190V238H189ZM248 239H249V240H248ZM40 240H42V239H40ZM148 240H147V242H148ZM151 240H150V242H151ZM158 240H157V241H158ZM162 240H163V239H162ZM162 240H161V242L164 243V241H162ZM236 240H237V241H236ZM244 240H245V241H244ZM252 240H253V241H252ZM260 240H261V242H260ZM135 241H136L135 239H134V240L131 239V241H129V242L126 243V244H128V245L130 244V245H131V242L134 243ZM144 241L146 242V240H144ZM175 241H176V239H175ZM190 241L192 242V240H190ZM243 241H244L245 243H247V245H246ZM249 241H250V242L252 241L251 243H253L254 246H253ZM262 241H263V242H262ZM41 242H42V243H45V246H43L44 244H42L41 246H39ZM179 242H180V241H179ZM182 242H183V241H182ZM237 242H238V243H237ZM240 242H241V244H240ZM248 242H249V243H248ZM151 243H153V242H151ZM163 243H162V244H163ZM177 243H178V242H177ZM180 243H181V242H180ZM186 243H187V241H186ZM186 243H184V245H185ZM194 243H195V242H194ZM159 244H160V242H159ZM174 244H175V243L173 242L172 245H173L174 247L171 245L169 248H170V249H171V247L175 248V246H176V248L178 247L177 244H176V245H174ZM189 244H190V243H189ZM192 244H193V242H192L190 245H192ZM197 244H198V243H197ZM237 244H238V245H237ZM242 244H243V246L245 245V247L241 246ZM258 244H259L260 246H259ZM50 245H51V247H50ZM95 245H96V246H95ZM95 245H94V246L97 247V244H95ZM99 245H100V244H99ZM99 245H98V247H99ZM135 245H137L136 242L134 243V248H135ZM146 245H147V244H146ZM146 245L144 246L145 248L150 247V245H149L148 247H147ZM160 245H161V244H160ZM190 245H189V246H190ZM198 245H199V244H198ZM231 245L233 246L232 248H231ZM48 246H49V247H48ZM104 246H105V244H104ZM132 246H133V244H132ZM163 246H165V245H163ZM163 246L161 245V247H163ZM187 246H188V245H187ZM189 246H188V247H189ZM193 246H195V245L193 244ZM196 246H197V245H196ZM249 246H251L252 249H251ZM39 247H42V248H39ZM43 247H44V248H43ZM47 247H48V249H47ZM101 247H103L102 244H101ZM101 247H100V248H101ZM144 247H143V248H144ZM179 247L182 248V246H180V244H179ZM188 247H187V249H188V251H190L191 246H190V248H188ZM247 247H249V248H247ZM257 247H258V249H260V251H258ZM259 247H260V248H259ZM261 247H262V248H261ZM49 248H50V249H49ZM92 248H94V247L92 246ZM100 248H99V249H100ZM103 248H104V247H103ZM176 248H175V249H176ZM183 248H184V247H183ZM183 248H182L181 250H180V248H179V250H180L182 253H183V251L186 252V249H185L186 246H185V248H184L185 250H184ZM192 248H193V247H192ZM253 248H254L255 250H254ZM90 249H91V246H90ZM95 249H97V248H95ZM101 249H102V248H101ZM149 249H150V248H149ZM149 249H148V252L151 251V250L149 251ZM162 249H163V251H162V253H161L162 256H163L164 254H166V257H167V254L170 253V252L167 253V251H165V250L167 249V247H166V248L163 247ZM231 249H232V250H231ZM241 249H242L243 251H241ZM246 249H247V250H246ZM250 249H251V250H250ZM262 249H263V250H262ZM51 250H50V251H51ZM146 250H147V249H146ZM146 250H144V251H145V254H146ZM173 250H174V249H173ZM173 250H172V251H173ZM179 250H178V251H179ZM230 250H231V251H230ZM244 250H245V251H244ZM36 251H37V252H36ZM98 251H99V250H98ZM144 251H143V252H144ZM164 251H165V253H164ZM168 251H169V249H168ZM229 251H230V252H229ZM247 251H248V252H247ZM262 251H263V252H262ZM151 252H152V251H151ZM173 252H174V251H173ZM245 252H247L248 254H246ZM259 252L261 253L260 256H258ZM137 253H138V251H137ZM140 253H142V251H141ZM140 253H139V254H140ZM163 253H164V254H163ZM174 253H175V254L177 253L176 250H175ZM242 253H243V254H242ZM256 253H257V254H256ZM139 254H138V255H139ZM145 254H143V255H145ZM149 254H150V253H149ZM172 254H173V253L171 252V255H172ZM179 254H180V253H179ZM185 254L188 255V252H187V253H184L183 255L185 256ZM189 254H190V253H189ZM232 254H233V252L231 253V255H232ZM240 254H242V255H240ZM253 254L255 255L254 257H253ZM138 255L135 254V253H133V254H132V257L130 258V263H131V259L134 258V257L137 259ZM151 255H152V253H151ZM151 255H148V259L146 258L147 260H143L144 262H147V261H148V263H145V264H149V262H151V261H152L151 264H153V262H154L155 259L152 260V258H149V257H151ZM171 255H169V256L167 257V259H166L167 261L164 260V261L166 262V264H169V263L172 264L173 261H174V263L176 264L175 260L177 261L178 259H175V258H176V257L179 258V255H178V256H175V258H174V256H172L175 260H174V259L172 260V257H170ZM173 255H174V254H173ZM183 255H181L180 257H182ZM190 255H191V254H190ZM190 255L187 256V257H190ZM243 255L246 256V257H244ZM249 255H250V257H249ZM251 255H252V256H251ZM39 256H40L41 259L39 258ZM145 256H147V254H146ZM159 256H160V255H159ZM164 256H165V255H164ZM232 256H233V255H232ZM232 256H230V258H231ZM237 256H236V257H237ZM46 257H45V258H46ZM82 257H83V258L86 257V259H87L88 256H85V257L82 256ZM90 257H91V256H90ZM94 257H95V256H94ZM94 257H93V258L91 257V258L94 259ZM154 257H155V256H153V258H154ZM166 257H165V258H166ZM226 257H229V256H226ZM233 257H235V256H233ZM233 257H232V258H233ZM247 257H248V258H247ZM258 257H259V258H258ZM76 258H77L78 260H80L77 256H76ZM83 258H81V260H83ZM96 258H97V257H96ZM143 258H144V257H143ZM143 258H142V256H141V258H140L141 261H142ZM160 258L162 259L163 257L160 256ZM169 258H170V261L172 260L171 262H169ZM183 258H184V257H183ZM183 258H182V260H185V259H183ZM193 258H194V257H193ZM223 258H225V257H223ZM230 258H229V259H230ZM232 258H231V259H232ZM249 258H250L251 260H250ZM252 258H253V259H252ZM37 259H38V260H37ZM43 259H44V258H43ZM43 259H42V260H43ZM88 259H89V257H88ZM88 259H87V260H88ZM189 259H190V258H189ZM191 259H192V256H191ZM229 259L226 258V260H225V261H222V262H221V260H220L219 263H222V264H223V263H227V264H228L229 261H232V263H230V264H233V263H234V258H233L232 260H229ZM246 259H247V260H246ZM74 260H76V259H74ZM74 260H72V263H71V264H75V263L78 264V263H79L78 260H76V262H73ZM81 260H80V261H81ZM84 260H85V259H84ZM162 260H163V259H162ZM179 260H180V259H179ZM193 260H194V259H193ZM223 260H224V259H223ZM227 260H229V261H227ZM235 260H236V259H235ZM249 260H250L251 262H250ZM68 261H69V260H68ZM85 261H86V260H85ZM133 261H134V259H133ZM157 261H158V259H157ZM159 261H161V260L159 259ZM180 261H181V260H180ZM180 261H179V262L177 261V262L181 264ZM187 261L190 262V261H192V260L189 261L188 258H187ZM187 261L185 260L184 263L186 264ZM28 262H26V263L29 264ZM36 262H37V263H36ZM70 262H71V261H70ZM70 262H69V263H70ZM77 262H78V263H77ZM136 262H137V260H136ZM155 262H156V260H155ZM192 262H193V261H192ZM192 262H190L189 264H191ZM26 263H25V264H26ZM139 263L141 264L142 262H139ZM163 263H164V262H163ZM163 263H162V264H163ZM182 263H183V262H182ZM184 263H183V264H184ZM263 263H264V262H263ZM142 264H144V263H142ZM164 264H165V263H164ZM187 264H188V263H187ZM235 264H236V263H235ZM253 264H254V263H253Z\"/></svg>",
  "mask_w": 264,
  "mask_h": 264
}]
</instances>
